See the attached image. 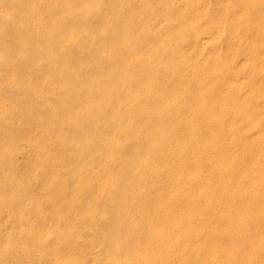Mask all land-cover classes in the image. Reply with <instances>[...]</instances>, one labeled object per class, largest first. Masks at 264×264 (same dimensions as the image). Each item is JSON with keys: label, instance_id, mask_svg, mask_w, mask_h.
Segmentation results:
<instances>
[{"label": "rangeland", "instance_id": "rangeland-1", "mask_svg": "<svg viewBox=\"0 0 264 264\" xmlns=\"http://www.w3.org/2000/svg\"><path fill=\"white\" fill-rule=\"evenodd\" d=\"M21 1V2H20ZM23 0H0V16H2V17H0V20H4L3 22L2 21H0L1 23H0V25L2 24V25H5V26H7V25H9L10 26V28H13L12 29V31H11V29H10V31L8 30V29H6V27H4V29H3V27H2V25L0 26V30H1V32L0 33H2V31H3V33L2 34H0V35H2V37L3 38H7V39H5L6 41H8V44H6V46L4 45L5 43L4 42H6L1 36H0V39L2 38V41H4L3 43L2 42H0V44L1 45H4L3 46V48L2 47H0V49L2 48L3 49V51L2 50H0V52H1V54H2V52H6L7 51V45L9 46V43H11V42H13V44H10V46H9V50L11 49V52L10 51H8V52H10L11 54H9L8 52H7V54L8 55H10L9 56V58H8V55L5 53H3L2 55V57H4V55H5V58H7V59H5V58H3V59H1V60H4L5 59V61H8V59H9V61H10V63H13V64H11L10 65V63H9V61L8 62H5L4 61V63H7V64H9V65H7V66H9V67H7V70H6V65L5 64H3L2 63V65H3V67L2 66H0V73H1V75H2V73L4 72V75L5 76H1V78L2 79H4V80H1V78H0V83H2L3 85H4V87H3V85H1L0 84V95L2 94H4V97H5V99H4V97H2V96H0L1 97V99H0V105H2V109L3 110H1V107H0V114H1V112H2V114H4V115H1L0 117L2 118H0V123L2 124H0V128H1V133H0V137H2V138H0V144H2L3 145V147H4V149L5 148H7V147H5L4 146V144L6 145V143H11L10 144V146H9V144L8 145H6V146H8V148L7 149H9V147L10 148H12V149H9L8 151L9 152H7V149H5V151L8 153V154H10V152H11V154L10 155H14V156H7V155H5V153L6 152H4V149L2 148V146L0 147V150H1V155L3 156V154H4V161L1 163L2 165H0V166H2L1 167V172H3L4 173V169L5 168H3V167H6V166H8L9 164V166L8 167H6V168H8V169H6L5 171H11V173H13V174H11L10 173V171L8 172H5V173H9V174H7V176L10 178V179H8V180H6L7 182V184L4 182L5 181V178L7 177H3V176H1V175H3V173H1L0 172V182H3V183H0V188H1V190H2V187H1V184H5L4 186H3V190L5 191H1L0 190V194L1 195H5L6 194V196H7V193H11V196L8 194V196H7V198H6V196H4L5 197V199H4V197L3 196H1L0 195V197H2L1 198V200H5L6 202H10L9 204L10 205H12V206H14V203L15 202H17V197H16V195H15V193H17V191H18V193H17V196H18V198L20 197L21 198V200L20 199H18V204H17V206H18V208L20 207V209L21 210H19L17 207H16V205H15V207L18 209V210H16V208L15 207H12V206H9V204L7 205V203H4V202H1V204H2V206H3V204H4V207H6L5 205H7L8 206V208L6 209V208H3L1 205H0V207L2 208H0V216H2V217H0L1 219L4 217H6V216H8L9 215V217L11 216L13 219H14V221H18V224L16 223V222H13V219H11L12 221H11V223H13L12 225V228L10 229V227L8 228L7 226H9V224L10 223H8V222H10V219H9V217H6L4 220L2 219V221L0 220V224L2 225H0V229H1V231H0V234L3 232V228H4V226L6 227L5 229H4V231H6V229H7V231L5 232V233H7L8 231H10L11 230V232H9L10 234H5L4 232V234L2 233V235L0 236V238L1 239H5V241H3V240H1L0 239V241H2V242H4V243H2V242H0V246H4L3 247V249L0 247V250L2 249V250H4V251H0V253H1V255L4 253L5 255L7 254L8 255V253H9V255H11V254H13V256L12 257H8V256H5L4 255V257L6 258H9V260H7V258L5 259V258H3L1 255H0V259H1V257H2V261H3V263L2 264H6V262L9 264H11L12 262H11V258H13V262L16 264L17 262L19 263V261L21 262L22 260H24V256H25V252L27 251V254H26V260H24V263L26 264V261H27V264H38V261H39V264H49L48 263V261H50V262H52L53 260H55V258L57 257V260H55V261H53V262H55V264L57 263L58 264V262L60 261V260H62V262H63V264H69V263H71V264H74V263H77V264H80V262H81V259H85V261H83L82 260V264L84 263L85 264V262H86V264L87 263H89V260H90V258H92L91 256H93V255H96V253H97V255L99 256V254L98 253H100V255L103 253H105V255H101V256H99V259H97L98 258V256L96 255V258H94L95 256H93V259H91V264H93V261H95L94 262V264H98L97 262L98 261H100L99 262V264H103V261L104 260H102V259H105L107 262H109L110 264H113V263H115V264H142V263H144V264H166L167 262V264H264V217H263V214H264V124H263V122H264V118L262 119V117L261 116H264V105L262 106L261 104H260V102L262 103V104H264L263 102H264V98L262 99V97L264 96V82L262 83V79L264 80V77H263V75H264V52H262V51H264V34L262 35V34H259V33H264V31H263V29H264V0H224V1H222L221 2V0H212L213 2H212V4H211V1L210 0H182V2L184 3H182L181 2V0L179 1V0H151L150 2H148V0L145 2V3H143L142 1H141V3H140V0H119V2H118V0H103V2H102V0L100 1V0H89L88 2H87V0H80V2H79V0H74L75 2H77L78 4H80L81 5V1H82V7L81 6H79L81 9H83L84 7L86 8L87 7V4H88V7L85 9H83V10H81V11H84L85 10V12H83V13H85L86 14V12L88 13V14H86L87 16H85V18H83L84 16L83 15H85V14H83V15H78L80 18H81V20H82V18H83V23L82 24H84V22L86 21V20H88L89 19V21L87 22V23H85L84 25H85V27H84V25L82 26L81 25V23L80 22H78V20H80V18L79 17H77L76 19H78L77 21H76V19H75V17H76V15L74 14V11L76 10V11H78V13H79V11H80V8L77 6L78 4L77 3H75V2H72V1H70V2H72V5H71V3H70V5L68 4V6L66 5V3H68L69 1L68 0H66V1H64V0H41V1H37V0H35L37 3H33V2H35L34 0H26L27 1V3H26V1L24 0V2H22ZM32 2V3H30V2ZM57 1H59V2H57ZM62 1H64V3L62 2ZM93 1V3H91V2ZM97 1H99L97 4L95 3V2H97ZM114 1V2H113ZM116 1V2H115ZM127 3H126V2ZM143 1H145V0H143ZM157 1H158V3H157ZM168 1V2H167ZM170 1V2H169ZM173 2V4H172V2ZM191 1L193 2V3H191ZM204 2V1H207V3L206 2H204V3H202V2ZM217 1H219V2H217ZM235 1H238V2H235ZM260 1V2H259ZM41 2V3H40ZM51 2V3H50ZM60 2H62L63 4H60V6H62V7H60V6H58V8H55V7H57V3H58V5H59V3ZM106 2H109V3H106ZM161 2H162V4H161ZM188 2V3H187ZM223 4V6L221 5V3ZM226 2H227V4H226ZM234 2H235V4L236 5H234ZM249 2H250V4H249ZM11 3H12V5H11ZM15 5H14V4ZM18 3V4H17ZM85 3V4H84ZM99 3H101L100 5L101 6H99ZM117 3V4H116ZM140 3V4H139ZM143 3V4H142ZM146 3H150L149 5H147V7H146ZM153 3L156 5V4H158L157 6H155L154 7V5H153ZM169 3H171V4H169ZM175 3H177L176 5H174ZM178 3H180V6L178 5ZM199 3H202L201 5L204 7H202V6H200L199 5ZM219 3V4H218ZM224 3H225V5L226 6H224ZM232 3V4H231ZM238 3H239V8H241V9H239L238 8ZM17 4V5H16ZM20 4V5H19ZM31 4H35V6L33 7ZM53 4L55 5L56 4V6L55 7H53V9H51L52 8V6H53ZM73 4H76V7H78L79 8V10H78V8H76L75 7V9H74V6H73ZM92 4H93V7L95 6V9L97 10H95V9H93V7H91L92 6ZM96 4V5H95ZM105 4H107L106 6H105ZM122 4V5H121ZM142 4V5H141ZM152 4V5H151ZM165 4V5H164ZM166 4H168L167 6H166ZM185 4H186V6H185ZM204 4H205V6H204ZM259 4H261V5H259ZM36 5H38V7H40L41 9H42V11H41V9L40 8H38ZM39 5H41V6H39ZM48 5V6H47ZM66 5V6H65ZM104 5V6H103ZM113 5V6H112ZM114 5H115V8H117V7H119V8H117V9H115L114 8ZM117 5V6H116ZM119 5V6H118ZM141 5V6H140ZM143 5H145V6H143ZM162 5V6H161ZM170 5H173V6H175V8L172 6H170ZM178 5V6H177ZM188 5H191V6H189L188 7ZM197 5V6H196ZM207 5H208V7H207ZM210 5V6H209ZM221 5V6H220ZM30 6H32V7H30ZM48 7V8H46V7ZM65 6V7H64ZM73 8H72V7ZM97 6H99V7H97ZM108 6H111V7H108ZM128 6V7H127ZM150 6V7H149ZM181 6L183 7V6H185V8L183 9H181ZM218 6V7H217ZM230 6V7H229ZM232 6V7H231ZM251 6V7H250ZM62 8L61 10H60V8ZM66 8V7H68V8H66V9H64V8ZM69 7H70V10H69ZM99 8V9H97V8ZM101 7H102V10H100L101 9ZM107 7V8H106ZM125 7V8H124ZM147 8V10H149V8L151 9V7H152V9H153V11H152V9L151 10H149V12L146 10V8ZM154 7V8H153ZM158 7H159V9H158ZM177 7V8H176ZM197 7H202V8H197ZM214 7V8H213ZM223 7V8H222ZM224 7H225V11H227L226 13H225V11H224ZM253 7V8H252ZM254 7H256V8H254ZM31 8V9H30ZM35 9V13H34V9ZM36 8H38L37 10H38V12L40 13L41 12V14L40 15H37L38 14V12H37V10H36ZM43 8L44 9H47V11L49 12V14H48V12L46 11V10H43ZM55 8V9H54ZM104 8H105V10H104ZM108 8L110 9V10H108ZM113 8V9H112ZM120 8H122L121 10H120ZM128 8V9H127ZM163 8H164V11L162 12V10H163ZM173 8V9H172ZM189 8V9H188ZM217 8V9H216ZM222 8V9H221ZM227 8H228V10H229V8H234V9H231V10H229V11H233V13H229L228 12V10H227ZM239 10H237V9ZM243 8V9H242ZM258 8H259V11H258ZM48 9H50L51 11H49ZM58 9V10H57ZM69 10V12L67 13V11ZM89 9V10H88ZM107 9V10H106ZM125 9V10H124ZM156 9V10H155ZM166 9V10H165ZM172 9V10H171ZM179 9V10H178ZM201 9H205L204 11L203 10H201ZM210 9V10H209ZM214 9V10H213ZM244 9L246 10V12H244ZM257 9V10H256ZM29 10H32V13L33 14H30V12H29ZM54 10V11H53ZM59 10H60V13H58L59 12ZM66 10V12L64 13V12H62V11H65ZM72 10H74V11H72ZM100 10V11H99ZM113 10V11H112ZM117 10H118V12L120 13V14H118V12H117ZM144 10V11H143ZM158 10V11H157ZM169 10V11H168ZM171 10V11H170ZM175 10H177V11H175ZM183 10V11H182ZM191 10V11H190ZM202 12H201V11ZM250 10V13H251V15L252 14H254L252 17L253 18H255V19H253L252 17H251V15H250V13L248 14V12L247 11H249ZM44 11H46V14H45V12ZM75 11V13L77 14V12ZM81 11H80V14H82L81 13ZM92 11H94V12H92ZM102 11V12H101ZM103 11H107L108 13H103ZM110 11H111V13H110ZM125 11V12H124ZM127 11V12H126ZM145 11L146 12H148V14L146 13L145 14ZM179 11H182L183 13H179ZM213 11L215 12L214 13V16L212 15L213 14ZM221 11L222 12H224V14H226V16L227 15H229L230 14V18H229V20H227L228 19V16H227V18H226V16H224V14H223V16L221 15V17L219 18V16H220V14H221ZM235 11V12H234ZM240 11H241V13H240ZM243 11V12H242ZM261 11L263 12V13H261ZM20 14H19V13ZM44 12V13H43ZM51 12V13H50ZM90 12V13H89ZM98 12H99V14H98ZM114 12V13H113ZM117 12V13H116ZM153 12V13H152ZM156 12H159V13H157V14H155ZM165 12V13H164ZM193 12V13H192ZM204 12H206V13H204ZM210 12V13H209ZM219 12V13H218ZM255 12V13H254ZM259 12V14H261V15H259V14H257V13ZM54 13V14H53ZM58 13V14H57ZM71 13H73L74 14V16H73V14H71ZM92 13V14H91ZM96 13L98 14L97 16H96ZM101 13V14H100ZM112 13H113V15H112ZM129 13V14H128ZM151 13V15L153 14L154 15V17H156L155 19H156V22H155V19H154V17H153V15H152V21L154 22H152L151 21V23H149V19L151 18V15H149ZM165 15H164V14ZM171 13V14H170ZM178 13V16L176 15V14ZM187 13V14H186ZM189 13V14H188ZM204 13V14H203ZM207 13H209L208 15H206ZM218 13V14H217ZM237 13V14H236ZM239 13H240V15H239ZM35 14V15H34ZM51 14V15H50ZM53 14V15H52ZM66 14H67V16H66ZM75 20H73L72 18H70V17H68L69 15ZM89 14H91L90 16H91V20H92V17H93V19H95L94 17H96V19H95V21H92L93 22V24H92V22L90 23V17H89ZM121 14H123L124 16H122ZM145 14V15H144ZM163 14V15H162ZM170 14V15H169ZM174 14H175V17H176V19H175V17H174ZM194 14V15H193ZM200 14V15H199ZM215 14H216V16H218V17H216L215 16ZM233 14V15H232ZM249 16H248V15ZM21 15V16H20ZM25 15H27V17H28V15H29V17H31V20H30V18L28 17H26ZM31 15V16H30ZM32 15L34 16V18L32 17ZM42 15H43V17H42ZM63 15H65V17H63V18H60V16L62 17ZM95 15V16H94ZM101 15V16H100ZM103 15V16H102ZM112 15V16H111ZM115 15H117V16H115ZM118 15H120L123 19H121L120 20V16H118ZM128 17H127V16ZM156 15V16H155ZM172 15V16H171ZM181 15V16H180ZM183 15H185V16H183ZM187 15V16H186ZM192 17V16H194L192 19L193 20H191L190 18V16ZM203 15V17H201ZM9 17L10 19H8L7 17ZM16 16V17H15ZM17 16H20V17H17ZM40 16V17H39ZM45 16H47L48 17V19L47 18H45ZM83 16V17H82ZM99 16V17H98ZM115 16V17H114ZM142 16H143V18H142ZM146 16V17H145ZM150 16V18L149 19H147V17H149ZM161 16H163V17H161ZM165 16V17H164ZM213 16V17H212ZM232 16H234V18H235V16H236V18H238V19H236V20H234V18L232 17ZM258 16H260V17H258ZM4 17V18H3ZM55 17V18H54ZM66 17H68V18H66ZM88 17V18H87ZM98 17V18H97ZM113 17V18H112ZM118 17V18H117ZM161 17V18H160ZM170 17V18H169ZM172 17H174V18H172ZM179 17V18H178ZM186 17H187V19H186ZM196 17V18H195ZM223 17V18H222ZM251 17V18H250ZM257 17V18H256ZM261 17H263V19L261 18ZM1 18H3V19H1ZM59 18V20H57ZM106 18V20H104ZM117 18V19H116ZM140 18V19H139ZM146 18V19H145ZM162 18H163V20H162ZM184 18V19H183ZM188 18H189V20H188ZM214 18V19H213ZM223 19V20H220V19ZM231 18H233L232 20H231ZM258 18H260V19H258ZM8 21H7V20ZM46 19V20H45ZM62 19H63V27L61 26V21H62ZM66 19H67V22H66ZM69 19H71V20H69ZM102 19V20H101ZM109 19L113 22L114 21V24L111 22H109ZM113 19H115V20H117V23H115L116 21L115 20H113ZM145 19V20H144ZM154 19V20H153ZM159 21H158V20ZM170 19H172V20H170ZM178 19V20H177ZM194 19H196V21L194 20ZM242 19H243V22H244V20L246 21V22H244L245 24L247 23V25L246 26H244L245 24H243L242 23ZM251 19V21H249ZM253 19V20H252ZM258 19V20H257ZM9 20L11 21V22H9ZM49 20V21H48ZM53 20V22H51ZM71 21L72 22V24H71V26H74L75 24V29H74V34H72V33H69L70 32V30L72 31L73 30V27H68L69 25H70V22L69 21ZM99 20H101V22L99 21ZM125 20V21H124ZM147 20V21H146ZM167 20V21H166ZM176 20L177 21H180V22H177L176 23ZM182 20H183V23H182ZM186 20V21H185ZM200 20V21H199ZM209 20V21H208ZM221 21V24H219V22ZM225 20V21H224ZM231 20V22L232 21H234V22H230L229 23V21ZM238 20V21H237ZM240 20H241V22H240ZM7 21V22H6ZM28 21H29V23H28ZM45 21H46V23H45ZM104 21V22H103ZM122 21V22H121ZM127 21V22H126ZM141 21H142V23H141ZM184 21H185V23H184ZM189 21V22H188ZM202 21H203V23H202ZM205 21V22H204ZM218 21V22H217ZM228 21V22H227ZM249 23H248V22ZM260 21V22H259ZM8 22H9V24H8ZM67 23V25L68 26H66V24L65 23ZM76 22H78V24L76 23ZM99 22H100V24H99ZM109 22V23H108ZM125 22V23H124ZM146 22V23H145ZM169 22V23H168ZM196 22V23H195ZM199 22V23H198ZM207 22H208V24H209V26H208V24H207ZM211 22V23H210ZM241 23V24H238V23ZM251 22V23H250ZM258 22V23H257ZM10 23H14V24H10ZM26 23V24H25ZM48 23V24H47ZM69 23V24H68ZM88 23H90V25L88 24ZM94 23H95V25H96V27H94L95 25H94ZM97 23V24H96ZM109 25V27H108V25ZM119 23V24H118ZM140 23H141V27H140V29L141 30H143V31H141L139 28V30L137 29V27H139V25H140ZM145 23V24H144ZM148 23V24H147ZM170 24V25H178L179 23V26H175L176 28H174V29H176V31H174L173 30V28H172V31H174V32H172L171 31V28L170 27H172V26H170V27H168L166 24ZM173 23V24H172ZM198 23V24H197ZM202 23V26L201 25H199V24H201ZM215 23H216V25L218 26V27H221L222 28V33L219 35V37L217 38V42L215 41L214 43H215V45L216 46H218V48H216V50H218L217 52H218V58H216V61H217V63H219V64H217L216 63V61L213 59V62L209 59V58H205L204 59V57H209V49H210V47L211 46H213L214 47V43H213V41L212 40H210L209 38V40H206L207 39V37H212L213 35H215V33H216V30L215 29H217L218 27L215 25ZM237 23V24H236ZM260 23V24H259ZM16 24V26H22L21 28L23 29H20V27H12V26H14ZM58 24H60V28H59V30H60V32L61 31H63L62 29L63 28H66V30H68L69 32L67 33V31H66V33H67V36H69L70 35V37L71 38H68L67 37V39L69 40V39H72V40H67L66 39V36H64L65 34H64V31H65V29H64V31H63V34L62 35H60L59 33V30H58V28L57 29H55L54 27H57V25ZM64 24H65V26H64ZM80 24V25H79ZM105 24V25H104ZM120 24H122L121 25V27L123 26V28L125 29H123V30H121L122 28H119L118 29V27H120L119 25ZM151 25V24H156L157 26L158 25H161V27L159 26V27H156V26H154V25H151V26H148V25ZM183 24L185 25V26H183ZM199 26H197V25ZM226 24V25H225ZM251 24H253V26H255V25H257V24H259L256 28L255 27H253V29H251L252 27H250L251 26ZM262 24V25H261ZM12 25V26H11ZM47 25H49L48 27H47ZM51 25V26H50ZM55 25V26H54ZM89 27H91L92 25V28H93V30L92 29H87V27L88 26ZM107 25V26H106ZM110 25L112 26V27H114V28H112V27H110ZM114 25V26H113ZM132 25V26H131ZM191 25H193V26H191ZM212 25V26H211ZM223 25L226 27L227 25V29L226 28H224L223 27ZM231 25V26H230ZM237 25V26H236ZM241 25V27H245L244 29L245 30H247V32L245 31V30H243L242 31V35H240V34H238V35H240V36H244L243 38L245 39V36L247 35V33H248V31H249V29L251 30L249 33H248V35L249 34H251V35H249V37L248 36H246V37H248L250 40L249 41H247V40H244L243 38H241V40H243L242 42H240L239 44H237V46H236V48L239 50V48L238 47H240V51H242L243 52V54H238L239 52H238V50L236 49V53H237V55H238V57L239 56H241V59L245 62V61H248V59H244L245 58V53L244 52H246V47H249V44H250V47L251 46H254V45H252V44H255V46L257 47V50L258 49H260L259 50V54L261 53V55H260V59L258 60V59H251L250 61L252 62V60L253 61H255V63L257 62V60H258V62H257V64L256 65H261V67H262V71L261 72H256L255 71V67H257L256 65H255V63H249V62H247L248 64H250V67H248L247 66V64H245L244 62H242V61H240L241 59H240V57L239 58H237V56H236V54L234 55L235 56V58L234 57H232L231 59H230V57H229V59H228V55H229V53H227V52H229L228 50H229V48L232 46V43H234V38L237 40L238 39V37L239 36H236V32L239 30H241L240 28H239V26ZM243 25V26H242ZM9 26H8V28H9ZM25 26H27L28 28H30V30H28L29 32H31V33H29L28 31H27V27H25ZM53 26V27H52ZM80 26H82V27H80V30L78 31V29H79V27ZM87 26V27H86ZM103 26H105V27H103ZM126 26H128V27H126ZM137 26V27H136ZM187 26V27H186ZM215 26L217 27V28H215ZM236 26V27H235ZM260 26V27H259ZM51 27V28H50ZM78 29H77V28ZM133 27V28H132ZM135 27V28H134ZM145 27V29H146V31H144L145 29H143ZM152 28V29H150V28ZM156 27V28H155ZM179 27V28H178ZM194 27V28H193ZM202 27H203V29H202ZM211 27V28H210ZM230 27H233V29H234V27L236 28V29H238L235 33H234V31L236 30H234L233 31V33H234V35L232 34V31L231 30H233L232 28H230ZM248 27V28H247ZM18 28L21 30V32H18V31H20V30H18ZM26 30H25V29ZM34 28V29H33ZM37 28V29H36ZM48 28H50V30H48ZM55 30H54V29ZM62 28V29H61ZM96 28V29H95ZM131 28V30H129ZM147 28H149V29H147ZM153 28H154V30H155V32H154V30H153ZM167 28H169V29H167L168 30V32L167 33H169V31H171V33L170 34H167V35H164L163 33L164 32H166L167 30L166 29ZM210 28V29H209ZM247 28V29H246ZM3 29V30H2ZM16 29H17V32L15 33H12L13 32V30L14 31H16ZM31 29H33V30H31ZM115 29H117V30H115ZM128 29V30H127ZM138 31H136V30ZM162 29H164V30H166V31H162ZM181 29H183V30H181ZM197 31V33H200V30H201V34H199V37H198V34L197 33H195V30ZM206 29V30H205ZM224 29H226V30H229V32L228 31H226V30H224ZM255 29V30H254ZM262 29V30H261ZM27 31V34H24V33H26V32H23V31ZM39 31V32H36V31ZM48 30V32L49 33H47L46 31ZM58 30V31H57ZM92 30V31H91ZM151 30V31H150ZM153 30V31H152ZM159 30V31H158ZM178 30V31H177ZM191 30V31H190ZM209 30V31H208ZM258 30H259V33H256V32H258ZM7 31H8V33H7ZM56 31V32H58L57 34H59V35H56V33H55V35H54V32ZM79 33H82L81 35H79L78 34V32ZM126 31H127V33H126ZM136 31V32H135ZM148 31H150V33H148ZM162 32V35H164V36H162L161 34H159V33H161ZM215 31V32H214ZM7 34H6V33ZM36 32L37 33V38H35L36 37V33L34 34V33ZM53 32V34H50V33H52ZM90 32V33H89ZM103 32V33H102ZM111 32V33H110ZM115 32V33H114ZM124 32V34H122ZM152 32V33H151ZM159 32V33H158ZM175 32H177V34L175 33ZM253 32H255V34L253 33ZM5 33V34H4ZM19 33H20V35H19ZM23 33V34H22ZM40 33V34H39ZM46 33V34H45ZM78 34L79 36H77L76 34ZM107 33H108V35H107ZM111 35H110V34ZM148 33V34H147ZM155 33V34H154ZM175 33V35H173ZM189 33H190V35H189ZM241 33V32H240ZM246 33V35H244ZM3 34L4 35H7L6 37L5 36H3ZM9 34H12V35H10V36H12L11 38L13 39L14 38V40L16 41V34L17 35H19V40H21V41H19L18 39V41H14V40H12L11 38L9 39ZM13 34H14V36L15 37H13ZM32 34H34L35 35V37H33L34 35H32ZM72 34V35H71ZM99 34H103V35H105L104 36V39L103 38H101L102 37V35H99ZM112 34H116V37L117 38H114L115 37V35L114 36H112ZM185 34V35H184ZM186 34L188 35V36H186ZM212 35V36H210V35ZM226 34H227V38L225 37L226 36ZM229 34V35H228ZM25 37H24V36ZM30 36V38H32V39H30V40H33V41H36V42H34V43H32L33 41H30L31 43H29V39L27 40V37H29ZM46 35V36H45ZM49 35V36H48ZM50 35H51V37H50ZM55 37V39H57V41L59 42L60 41V44H57L58 42L55 40L54 41V39L51 41V39L53 38V36ZM74 35V36H73ZM96 35H98L99 36V38H101V39H98L97 37L98 36H96ZM112 36V37H107V36ZM119 36V38H120V42H119V39H118V36ZM162 37H161V36ZM168 35H173V36H168ZM184 35V36H183ZM192 35V36H191ZM202 35V36H201ZM225 35V36H224ZM257 35V36H256ZM259 35V36H258ZM22 36V37H21ZM38 36H39V38H40V41H42V42H39L38 40ZM57 36V37H56ZM63 38H62V37ZM85 36H87V37H85ZM89 36V37H88ZM126 36V37H125ZM135 37V41H133L134 39V37ZM166 36V37H165ZM182 36V38H180ZM231 38L232 37V39H229V37ZM250 36H251V38H250ZM261 36V37H260ZM21 37V38H20ZM46 37H48V38H46ZM77 37V38H76ZM127 37H129L130 39H128ZM138 37V38H137ZM142 37L143 38H145V40L146 39H149V41L148 42H146L144 39L142 40V41H144V42H142L141 41V39H142ZM159 37L161 38L160 40H159ZM167 37H171V39L170 38H167ZM202 37H203V39H202ZM220 37H223L222 38V40H221V38ZM234 37V38H233ZM256 37V39L255 40H259V38L261 39V40H263V43H260V42H262V41H258L257 40V42L259 43V45H260V47H259V45L255 42H252V38H255ZM16 38V39H15ZM44 38H46V39H44V40H46V43H45V41L43 40ZM59 38H61V39H59ZM64 38L66 39L65 41H67V42H65V41H63L64 40ZM85 38V41H86V43H88V44H86L85 43V41L83 40ZM89 38H91V39H89ZM106 38H109V39H106ZM113 38L115 39V40H118V41H115L114 40V42L116 43V45H117V47H116V45H115V43H113ZM124 38H126L127 39V41H128V43H127V41L126 40H124L123 41V39ZM141 38V39H140ZM152 38V39H151ZM165 38H167V39H165ZM178 38H180V39H182L181 41H180V39L178 40ZM263 38V39H262ZM38 39V40H37ZM97 39V40H96ZM138 39L141 41V43L138 41ZM157 39V40H156ZM24 40H26V41H24ZM74 40H75V42H74ZM76 40H79V41H76ZM96 40V41H95ZM99 40H101L102 41V44L100 43L101 41H99ZM104 40H107V42H108V45H107V42L106 43H104ZM159 40V41H158ZM170 40V41H169ZM177 40H178V42H177ZM201 40H203V42H204V40H205V42L203 43L204 45H201V44H199V43H201ZM230 41V43H228L229 41ZM233 42H232V41ZM48 41V42H47ZM49 41H50V45H52L53 44V47L51 46V48H50V45H49ZM61 41H63V42H61ZM73 42V44H71L72 42ZM91 41V43L93 44V43H95V42H97V41H99L97 44H99V46H97L96 44L93 46H91V47H93V48H91V49H89V46L88 45H91V43H89ZM155 41H156V43H155ZM198 41H199V43H198ZM210 41V42H209ZM211 41H212V43H211ZM17 43V44H15V43ZM23 42V43H22ZM52 42H55V43H52ZM65 42V43H64ZM69 42H71V43H69ZM84 42V43H83ZM112 43V45H110L111 43ZM119 42V43H118ZM131 42V44H129ZM134 42H135V44H136V47H137V49L138 50H135L136 48H135V44H134ZM137 42H138V46H137ZM146 42V43H145ZM157 42L159 43L160 42V44H161V42H163L161 45H162V47L161 46H159L160 48H161V53L159 52L160 51V49H158L159 47H158V44H157ZM177 42V43H176ZM188 42V43H187ZM190 42H192L193 43V45H194V43L196 44L195 45V47L197 46H199L198 47V49L197 50H194L193 52L191 51L192 49L191 48H193V49H195L194 48V46H192L191 44L192 43H190ZM219 42V43H218ZM224 42V43H223ZM245 44H244V43ZM247 42H251V43H247ZM19 43H21L22 45H23V47H21L22 45L20 44L19 45ZM48 43V44H47ZM62 43H64V44H62ZM86 45L87 46V48H85L84 46V48L83 47H81V45ZM110 43V44H109ZM121 43V48H118V47H120L119 46V44ZM139 43L141 44V45H139ZM142 43H145V44H149V46L147 47V45H146V47H144V44L142 45ZM155 43V44H154ZM167 45H166V44ZM179 43V44H178ZM185 43V44H184ZM198 43V44H197ZM211 44V46L209 47L208 46V48H207V44ZM16 45V46H13V45ZM24 44H27L26 45V48H25V45ZM32 44V46H30ZM40 44H42V45H40ZM55 44V45H54ZM62 44V45H61ZM78 44V45H77ZM114 44V45H113ZM154 44V45H153ZM163 44H165V45H163ZM183 44V45H182ZM206 44V45H205ZM242 46H241V45ZM257 44V45H256ZM263 44V45H262ZM12 45V46H11ZM18 45H19V49H18ZM38 45H40V46H44V48L47 46V45H49V47L47 46V48L49 49V51L51 50V52L53 53H55L56 51H55V49L58 51V53L56 54L57 56L59 55V52H61V51H64V50H66V51H68V53L66 54V51H64V53L63 52H61L60 54L61 55H59V57L57 58V56L56 55H54V54H52V53H50V52H48V55L46 54V52L48 51L46 48V52L45 51H43L44 49H42V47H40V50H39V47H38ZM56 45H58V46H56ZM79 46L80 48H82L81 50H80V48L78 47V49H77V47L75 48V47H73V46ZM100 45H102L101 47H103V46H105V45H107V47H105V48H107V49H109L108 50V54L106 53V51H107V49H105V48H102V50H101V48L100 49H97L98 47H100ZM125 45V46H124ZM153 45V46H152ZM173 45V46H172ZM181 45V46H180ZM191 45L192 47H189V46ZM244 45V46H243ZM33 46H35V47H33ZM60 46V47H59ZM62 46V47H61ZM113 46H115V47H113ZM141 46H143V47H141ZM151 46V47H150ZM164 46H165V48H164ZM167 46H168V48H167ZM189 47L190 48V51H189V49L187 48V47ZM201 46V47H200ZM206 46V47H205ZM215 46V47H216ZM219 46H222V48L221 47H219ZM228 48V49H226V47ZM4 47H7V48H5V50H4ZM12 47H13V49H12ZM15 47H17V49H14ZM97 47V48H96ZM126 47H127V49H129V50H125L126 49ZM129 47V48H128ZM141 47V48H140ZM149 47L151 48L150 49V52L148 51L149 50ZM177 47V48H176ZM188 49V50H186V48ZM214 47V48H215ZM244 48V50H243V48ZM21 48V49H20ZM29 48V50H28V54L30 55V50H31V52L34 54L35 52H40V51H42V52H40V53H36V54H39V56L42 58V59H40V57L38 56V58L41 60H38V58L36 57L37 55L36 54H34L35 55V57H36V61H35V57H33V59H34V61L32 60V57L31 56H33V54L32 55H30V57L31 58H29V57H27V56H29L27 53H26V58H27V61H25V59L23 60L22 59V56L25 54L24 52H27L26 50ZM37 48V50L35 51V49ZM72 48H75V49H72ZM96 48V50H100V51H98V52H102V54L104 55V53L106 54V55H108V56H104V58H106V60L102 57L103 55L101 54V53H99V54H101V59L99 60V58H98V55H97V53H96V50H94ZM115 48V49H114ZM123 48V49H122ZM146 48H148V49H146ZM180 48H183L182 50L183 51H181V49ZM185 48V49H184ZM199 48H201L200 50H199ZM213 48V49H214ZM222 49V50H220V49ZM263 48V49H262ZM25 50V51H21V50ZM70 49V50H69ZM72 49V50H71ZM78 50V52H76L77 50ZM94 50L93 52H91V53H89L87 50ZM104 49V50H103ZM112 49V51L114 50V52H112L111 51V56L112 57H114L115 56V58H111L110 57V50ZM118 49V50H117ZM121 49V50H120ZM131 49V50H130ZM143 49V50H142ZM144 49H146L145 50V52H146V54H145V52H143L144 51ZM155 49H156V51L157 52H154L155 51ZM202 49H204L205 51H203ZM208 49V50H207ZM211 49H212V47H211ZM212 49V50H213ZM12 50H14V51H12ZM15 50H16V52H15ZM54 50V51H53ZM61 50V51H60ZM73 50H75V51H73ZM106 50V51H105ZM126 51V52H124V51ZM134 50V51H133ZM140 50V51H139ZM152 50H154V51H152ZM165 50H167V51H165ZM174 50V51H173ZM207 50V51H206ZM215 49L213 50V52L214 51H216ZM227 52H226V51ZM17 51H21L22 53H23V55L22 54H20L21 52H19V53H17ZM35 51V52H34ZM73 51V52H72ZM104 51V52H103ZM117 51V52H116ZM129 51L131 52V53H129ZM135 51H136V53L138 54V53H141V52H143L144 54H145V56L146 55H148V56H151V55H153V54H158V52H159V54L157 55L158 56V58H157V56L155 55H153L154 57H156V59L152 56V57H144V54H143V58H145L144 60L143 59H141V57L140 56H142L141 54L138 56L136 53H135ZM182 52V53H180V52ZM185 51H189L190 52V54H191V56L189 55V53L188 52H186L185 53ZM197 52V54L199 55V52H203V53H205L204 54V56L203 55H199V57H201V56H203V58L201 57L200 59L198 58V56L196 57V52ZM221 51V52H220ZM222 51H224V52H222ZM13 52H14V54H18L17 56H20V55H22L21 57H20V59H19V57H17L16 55H13V58H16V60L14 61V60H12L10 57L12 56V54H13ZM45 52V54H44V56H43V54L42 53H44ZM69 52L71 53H74L73 55H72V53H71V55L69 54ZM88 52V53H87ZM94 52H95V54H96V61L92 58V57H94V56H92L91 57V59H88V57L90 58V56L91 55H93L94 54ZM121 52H122V56H123V54H125L124 55V57L129 53V54H133V56H138L137 58L138 59H141L142 61H145V64H148V63H150V62H152V63H150V64H148V65H143L142 66V64L140 63V62H142V61H140V62H138V60H137V58L136 57H134L135 58V60H136V62H137V64H136V62L133 60H131L132 59V55H129L128 54V56H129V60H126V59H128L127 57L128 56H126V58L125 59H123V61L125 60V61H129V63L130 62H132V63H130V65H134V66H136V67H134L133 65V67L134 68H136V69H138V67L140 66L141 67V69H143V70H139V73H138V71L136 72V74L134 73L135 71H134V69L132 68V70L134 71H132L131 70V68H130V66H129V64L128 65H126L125 63H124V65H122L123 63H122V60L120 61L119 59L121 58L122 59V56L120 55L121 54ZM148 52H149V54H148ZM154 52V53H153ZM77 53V54H76ZM93 53V54H92ZM127 53V54H126ZM150 53H151V55H150ZM183 53H184V55H183ZM192 53H193V55H194V57H192ZM195 53V54H194ZM200 53V54H201ZM202 53V54H203ZM220 53V54H219ZM227 53V56L225 55ZM263 53V54H262ZM20 54V55H19ZM41 54V55H40ZM63 54V55H62ZM90 54V55H89ZM113 54H114V56H113ZM116 54V55H115ZM117 54H118V56H120V58H118V62L116 61V56H117ZM136 54V55H135ZM175 54H176V56L177 57H179V59L178 58H176V56H175ZM186 54H188V55H186ZM224 54V55H223ZM7 55V56H6ZM46 55V56H45ZM52 55V56H51ZM53 55L55 56V57H53ZM66 55V56H65ZM83 55H85V57L83 56ZM87 55H89L88 57H87V59H86V56ZM178 55H180V56H178ZM186 55V56H185ZM206 55V56H205ZM208 55V56H207ZM222 57H221V56ZM244 55V56H243ZM49 57V59L52 57V61L54 60V58H55V60L54 61H58L57 62V64L61 67L63 64V66L66 68V66L67 67H69V68H71L72 67V63H73V65L75 66L76 65V67H75V72L77 71V73H78V71H80L81 70V72L80 73H75L74 71H73V67H72V69H69V68H66L67 69V72L66 73H64V74H58L59 76L57 77L58 79L60 78V76H61V78H60V80H64V79H62V78H65V77H73V79H72V77L70 78V79H72V80H69L68 78H65V80L64 81H60V82H58L57 81V78H56V75H57V73L59 72V73H63L64 72V70H65V68L63 69L62 67H61V69H60V67L58 66V65H54V64H56L54 61H53V63H52V61H51V64H50V61H49V63H48V60H46V64H45V59H47L48 57ZM61 56H62V61H61V63H62V65H60V63H59V58H61ZM69 56V57H68ZM70 56H71V58H70ZM73 56V57H72ZM75 56L77 57V58H75ZM117 56V57H118ZM183 56V57H182ZM188 56V58H189V60H188V58H185V57H187ZM224 56V57H223ZM263 56V57H262ZM44 57V58H43ZM45 57H47V58H45ZM79 57V58H78ZM111 58V61L108 63V65H112V60L114 61L115 60V63L116 64H114V62H113V64H114V67H115V65H117L119 62H121V65H119L118 64V66H123V67H121V69L123 70L124 68V70L122 71V70H120L119 68L120 67H115V68H113L112 69V67L110 68V70L113 72V73H115V72H117V70L119 69V71L117 72L118 74L116 75V79L115 78H113L114 76H115V74L113 75V73L111 72H109V71H107L106 72V70L108 69V67H107V69H105L106 67L104 66V63H105V61H108L107 59L108 58ZM123 57V58H124ZM130 57H131V59H130ZM191 57H192V59L193 58H195V59H199L200 61V63H202L204 60V64L202 65V64H200L199 62H197L196 60L195 61H193L192 59H191ZM219 57H221V58H219ZM244 57V58H243ZM0 58H1V56H0ZM23 58H25L24 56H23ZM57 58V59H56ZM64 58V59H63ZM73 58V60H75L74 62L75 63H78L77 61L80 59V58H83V62H81V59L79 60V62H81L82 63V65H80L81 63H78V65L77 64H75L74 62H73V60L71 61L70 59H72ZM147 58H151L150 59V61H146L147 60ZM170 58V59H169ZM173 60H172V59ZM185 58V59H184ZM227 58V60H226V63H227V65H226V63H224V66L228 69V66H229V63H230V66H229V68L230 69H226V68H224L223 69V62L221 61V60H225ZM28 59H30V63L28 64V65H26V62H28ZM66 59H69L68 61H71L70 62V65L68 64L69 62L66 60ZM78 59V60H77ZM86 59V60H85ZM105 60L104 61V63H102L103 61H101V60ZM153 59V60H152ZM155 59V60H154ZM157 59H158V61H157ZM165 59H167V60H165ZM168 59H169V63H172V64H170L169 65V63H168ZM203 61H202V60ZM209 59V61H210V63L209 64H211V66L209 65V67H208V69H206L207 68V66H208V64L207 65H205V63H206V60H208ZM233 59H236V60H234V62L235 61H237L238 62V64H245L244 66H242V65H236L237 64V62H236V64L233 62ZM263 59V60H262ZM17 60H20V61H17ZM89 60H92L91 62L89 61ZM93 60L95 61L94 63H96L97 61H99V62H101V63H99L98 62V64L96 63L95 65L97 66V65H99V67L97 66V68H98V70L95 68L96 66L93 64ZM110 60V59H109ZM164 60V61H163ZM172 60V61H171ZM177 60V61H176ZM180 60L182 61V62H180ZM223 60V61H224ZM261 60V61H260ZM22 61V62H21ZM37 61L40 63V65H41V63H42V66H43V63L45 64V66H46V68L43 66V68H45V74H44V72L42 73V70H40V65H38L37 64ZM64 61V62H63ZM86 61H88L87 63H86ZM154 61H156L155 63H154ZM183 61H184V63H183ZM186 61V62H185ZM188 61V62H187ZM197 62V63H199V66L198 67H195L193 64H196V63H189V62ZM209 61H207V63L209 62ZM219 61V62H218ZM221 61V62H220ZM236 65V68L237 69H235V68H233L234 66H233V64H232V62ZM15 62H17L18 64L20 63L21 64V66H23V67H25V68H27L28 66H30L31 65V63L33 62H35L36 64H33L34 66H31V69H32V67L35 69V65L37 66L36 68L37 69H32V70H34L35 72H37V77H34L36 74H32L31 73V69H25V70H27V71H24V69H22V68H20V64L17 66V63H15ZM65 62H67V64L65 63ZM134 62H135V64H134ZM148 62V63H147ZM159 62V63H158ZM161 62V63H160ZM167 64H166V63ZM261 62V63H260ZM0 63H1V61H0ZM22 63H24V65H22ZM47 63L52 67V66H56V67H59L58 69H60V70H57V68L56 69H54L55 67H53V69L49 66V65H47ZM86 63V64H85ZM89 63V64H88ZM138 63L139 64H141V65H138ZM144 63V62H143ZM162 63H164V65L162 64ZM183 63V64H182ZM222 65H221V64ZM259 63V64H258ZM85 64V65H84ZM101 64V65H100ZM157 64V65H156ZM158 64H160L161 65V67L162 66H164V67H162L163 69H159V68H161L160 67V65H158ZM169 67H166L165 68V66L166 65ZM179 64V65H178ZM182 64V65H181ZM186 64H188V65H185ZM191 64H192V67H190L191 66ZM216 65L217 64V67L216 66H214V65ZM1 65V64H0ZM12 65H13V67H12ZM16 65V66H15ZM26 65V66H25ZM66 65V66H65ZM83 65L84 66H86V67H84L86 70H88L89 71V73H88V71L86 72V70L84 71L81 67H83ZM128 67H126V66ZM154 65V66H153ZM171 65H172V69H171ZM198 65V64H197ZM196 65V66H197ZM202 65V67H206L205 69L207 70H205V73H206V76H205V73L204 72H202V70H201V68H200V66ZM205 65V66H204ZM253 65H255V66H253ZM49 66V67H48ZM71 66V67H70ZM125 66V67H124ZM131 66V67H132ZM153 66V67H152ZM157 66V67H156ZM159 66V67H158ZM178 66H179V68H178ZM219 66H221V67H219ZM231 66H233V67H231ZM238 66V67H237ZM240 66V67H239ZM38 67H40V68H38ZM140 67H139V69H140ZM143 67V68H142ZM151 68L150 70H149V68ZM155 67V68H154ZM186 67H189L188 69L186 68ZM195 67V68H194ZM219 67V69H216V68H218ZM245 67V68H244ZM246 67L247 68H249V69H252V70H249V69H246ZM254 67V68H253ZM11 68H13V70L11 69ZM17 68H19V69H17ZM43 68H41V69H43ZM47 68H48V71H46L47 70ZM51 68V69H50ZM79 68V69H78ZM95 68V70H97V71H95V72H97V74L98 75H95L94 76V74H96V73H94V71L92 70V69H94ZM103 68H104V70H103ZM117 68V70L115 71V69ZM127 68V69H126ZM130 68V69H129ZM154 68V69H153ZM174 68L176 69V70H174ZM182 68V69H181ZM186 70L187 69V72L185 73V76L186 75H188V76H184L183 75V73H184V69ZM192 68H194V69H197V70H194V69H192ZM211 68V69H210ZM233 68V69H232ZM241 68H243V70L241 69ZM10 69V70H9ZM19 70V72H18V74L20 73V71H21V69L23 70V71H21V73H20V75L18 76V74H15L14 75V72L16 71L17 72V70ZM68 69H69V73H68ZM92 70L93 72L92 73H90V70ZM132 72V75H131V72L129 71V70ZM155 69H159L157 72H155L156 70ZM166 71H165V70ZM190 69V70H189ZM226 69V70H225ZM239 69V70H238ZM245 69H246V71H245ZM44 70V69H43ZM49 70H50V72H49ZM53 70H54V72H53ZM61 70H63V71H61ZM73 72H72V71ZM109 70V69H108ZM128 70V71H127ZM146 70V71H145ZM162 70V71H161ZM164 70V71H163ZM179 70V72L180 71H182V72H177ZM184 70V71H183ZM188 70L189 71H194L193 73H191V72H189L188 73ZM200 70V71H199ZM210 72H209V71ZM219 72H218V71ZM225 70V71H224ZM229 70H231V73L229 72ZM234 70H236V72L234 71ZM237 70L239 71V72H237ZM8 71V72H7ZM28 71H30V72H28ZM34 71H32V72H34ZM39 71H41V73H40V75H39ZM51 71L55 74V72L56 71H58L55 75L52 73V77L54 78V76H55V78L56 79H53L50 75L51 74H48V72L49 73H51ZM66 71V70H65ZM105 72V74L103 75L102 74V72ZM125 71H126V73H125ZM149 73H148V72ZM167 71L169 72V73H167ZM173 71V72H172ZM174 71H176V72H174ZM203 71H204V69H203ZM220 71H221V73H222V75H220ZM222 71H224L225 73H226V75H224V72H222ZM233 71V72H232ZM242 71V72H241ZM246 72V74H248V75H246L245 74V72ZM256 73H255V72ZM13 72V73H12ZM25 72V73H24ZM29 73L30 75L32 74L33 75V77H32V75L31 76H27L28 74H26V73ZM70 72H72L71 74H76V75H78V76H75V75H71L70 74ZM85 74H89V75H85L84 76V73ZM100 72H101V74H100ZM121 72H123V73H121ZM130 74H129V73ZM142 73V75H141V73ZM153 72H155L154 74H153ZM160 72H161V74H160ZM173 73V74H171V73ZM199 74H197V73ZM228 72V73H227ZM252 72H254L255 74H253ZM8 74V78L6 77V74ZM13 75H11V74ZM22 73H23V75H22ZM70 74V75H68V74ZM83 73V74H82ZM110 75H109V74ZM128 73V74H127ZM137 73H138V75H137ZM151 73H152V75H154V77H156V79L151 75ZM163 73H165V74H163ZM179 73V74H178ZM182 73V74H181ZM194 73L196 74L195 75V77H194ZM204 73V76H202V74ZM210 73V74H209ZM214 75H213V74ZM216 73V74H215ZM236 73V74H235ZM261 73V74H260ZM43 74H44V76H43ZM66 74H67V76H66ZM113 76H112V75ZM121 74H122V76H121ZM123 74H124V77H123ZM127 75V77H126V75ZM137 76V77H139V74L142 76V77H144V74H146L145 76H148V74L150 75V76H152L153 78H151L150 76H149V78H151V80H153V82L151 81V80H149V78L148 77H146L145 79H143L141 76V78L139 77L138 79V81H136V79H137V77L135 76V75ZM157 74V75H156ZM162 74L164 75V77H162ZM168 74H169V76H168ZM177 74H178V76H177ZM201 74V75H200ZM217 74H218V76H217ZM229 74H230V78H229ZM233 74V75H232ZM244 74V75H243ZM251 74H253L252 76H251ZM260 74V75H259ZM11 75V76H10ZM24 75H26V77L24 76ZM48 75V76H47ZM81 75V77L79 78V76ZM102 75V76H101ZM111 76L113 79H115L116 80V82L118 83V82H120L122 79V81L123 82H120L121 83V85L122 84H126V83H124V82H126V80H127V84L125 85V86H118V85H120L119 83L118 84H115L114 83V80H111L112 78H108L107 79V76ZM133 75H134V77L136 78L135 80L133 79V78H131L130 79V77L129 76H131V77H133ZM160 75V76H159ZM174 75H176V76H174ZM184 76V79H182L183 77L182 76ZM192 75V76H191ZM198 75V76H197ZM211 76L212 78H213V80L211 81V78H207V76ZM232 75V76H231ZM249 75H250V77H249ZM259 76V78L258 79H256L257 77L256 76ZM15 76V77H14ZM16 76H18L17 77V79H16ZM25 77V78H23V77ZM39 76H41L40 78H38ZM64 76V77H63ZM76 78H75V77ZM82 76H84V77H86V78H84V80L82 79L83 77ZM96 77L98 80L99 79H101L103 76V79H102V81L101 80H97L96 78H94V77ZM99 76V77H98ZM100 76H101V78H100ZM106 76V77H105ZM108 76V77H109ZM159 76V77H158ZM172 76V77H171ZM181 76V79L179 78ZM191 76V77H190ZM201 78H200V77ZM217 76V77H216ZM221 76V77H220ZM228 76V77H227ZM256 77V78H254V77ZM10 77H12V78H10ZM13 77H14V79H13ZM30 78V80L31 81H28L27 82V80H29V78ZM123 77V78H122ZM161 77V78H160ZM165 77H167L166 79H167V81H168V83H166L167 81H165ZM169 77H170V79H169ZM176 77H177V80H178V82H176V81H174L175 79H176ZM189 77H190V79H189ZM205 77V78H204ZM223 77V78H222ZM227 79V78H229V79H231V80H233V81H231V80H226L225 78ZM233 79H232V78ZM252 77V78H251ZM262 77V78H261ZM22 78V79H21ZM28 78V79H27ZM38 78V79H37ZM43 79V78H48L47 80L46 79H44V80H42V82H41V80L40 79ZM52 78V79H51ZM75 78V79H74ZM107 79V81L109 82V85H110V83L111 82H113V85L115 84V86L117 85L118 87V89L117 88H114L113 90H115V92H116V97H114V99L116 100V101H118V99H119V102H114L115 100L114 99H112V98H108V97H103L104 95L106 96V94L108 95V93L109 92H111L112 91V88L113 87H115V86H111L110 85V87L108 88L107 86H108V82L107 81H105V79ZM119 78H122L120 81H119ZM158 78H160L159 80H158ZM164 80H163V79ZM179 78V79H178ZM194 80V82H195V80H196V82H197V84L196 83H194V82H192L194 85L191 87V83H190V81H192V79ZM195 78V79H194ZM197 78V79H196ZM219 78V79H218ZM11 79H12V81H14V83H12L11 82ZM23 79H24V81H25V79H26V81L25 82H21V81H23ZM32 79H36V80H32ZM49 79H51V80H49ZM86 79V80H85ZM93 79H95L96 80V82L98 83V85L96 84V82H95V80H93ZM117 79H118V81H117ZM141 79H143V80H141ZM187 81H186V80ZM189 79V80H188ZM203 79V80H202ZM207 79H208V81H207ZM222 79V80H221ZM223 79L225 80V81H223ZM15 80H17V81H15ZM49 80V81H48ZM53 80V81H52ZM56 82H55V81ZM91 80V82L93 83H95V84H92L91 82H88L87 83V81H90ZM93 80V81H92ZM130 80H133V81H131L130 82ZM140 80H141V82H140ZM149 80V81H148ZM155 80V81H154ZM185 80V83H183V81ZM200 80H201V83H199L200 82ZM218 80V81H217ZM240 80V81H239ZM247 80V81H246ZM261 80V82H259ZM23 84L22 86L24 87V89L25 90H27L29 87L27 86V85H30L29 84V82L30 83H35V85H36V82H38V81H40V83L42 84V85H40L39 83H37L38 85H40V86H44V87H47L46 85H44L45 84V82H48V83H46L47 85H50V86H48L47 88H40V86H39V89L40 90H35V89H37V87H38V85L37 86H35L34 84L32 85V87L30 86V91H29V89L24 93V95L27 93L28 94V96L26 95V96H24L23 95V93H21V92H18V91H22L21 89L23 88V87H21V83ZM33 81V82H32ZM50 81H52V82H50ZM83 81H86V84H85V82H83ZM105 81V82H104ZM143 81V82H142ZM144 81H146V82H144ZM151 81V82H150ZM158 81V82H157ZM163 82V83H161V82ZM165 81V82H164ZM172 81V83H170V82ZM179 81H180V83H181V85L179 84ZM210 81H211V83H212V85H210L209 86V83H210ZM216 81V82H215ZM219 81H223V82H219ZM229 81H231L230 82V84L229 83H227V82ZM235 81H238V83L236 82L235 83ZM250 83H249V82ZM6 82H9V83H6ZM12 84H14V85H12L11 87H10V85H11V83ZM15 82H18V84L17 83H15ZM28 84H27V83ZM43 82H44V84H43ZM56 84H55V83ZM63 82H66V84H64ZM100 82V83H99ZM101 82H103V83H107V86L105 85V84H103L104 86H106L107 87V90L105 91V89H106V87H104L102 84H101ZM129 82V83H128ZM132 82H135V83H133V84H131ZM137 82H140L139 84L137 83ZM147 82H149V83H147ZM154 82H155V84L158 86H154V88H153V85H154ZM190 84H189V83ZM203 82H205L203 85H202V83ZM259 82V83H258ZM27 85H26V84ZM50 83H52V84H50ZM142 83V84H141ZM146 85V83H147V85H146V87H144V84ZM159 83H161L160 85H159ZM226 83V84H225ZM240 83H241V85H240ZM260 83H262V85L260 84ZM5 84H10V85H8L9 86V88L5 85ZM18 85V87L19 88H21V89H19L18 87H16L15 85ZM19 84H20V86H19ZM66 85L65 86V90H67V89H69V91L67 90V92L66 91H62V89H64V87H62L61 86V91L63 92H61L60 90H59V86L60 85ZM84 84V85H83ZM112 84V83H111ZM129 84V85H128ZM149 84V85H148ZM153 84V85H152ZM169 84V85H168ZM171 84V85H170ZM174 84H177V85H174ZM187 84L191 87V89H192V91H190L191 89L190 88H187L186 89V86H187ZM228 84V85H227ZM238 85V86H236V85ZM250 84V85H249ZM28 87V88H26V86ZM51 85H52V87H53V85L55 86V88H53L52 89V87H51ZM80 85H83V87H81ZM131 85L134 87V85L136 86V87H132L131 89H130V87H131ZM173 85V86H172ZM196 85H198V86H196ZM219 85V86H218ZM239 85H240V87H241V89H239L240 87H239ZM249 85V86H248ZM257 85V87L255 88V86ZM2 86V87H1ZM5 86H6V88L8 89V93L6 92V89H5ZM13 86H15V88L13 87ZM99 86V87H98ZM100 86H103L102 87V89L100 88ZM127 86V87H126ZM138 86H142V87H144L145 89H143V88H139ZM150 86H152V87H150ZM165 86V87H164ZM168 86H171L170 87V89L172 88V87H174L175 88V90H174V88L173 89H171V91L172 92H170V89H169V87ZM176 86V87H175ZM183 86V88H184V90H183V88H181V87ZM189 86H187V87H189ZM204 86V87H203ZM226 88V90H225V88ZM34 87H36V88H34ZM49 87H51V88H49ZM58 87V88H57ZM78 87V88H77ZM87 88V89H85V88ZM94 87V88H93ZM127 89H126V88ZM138 87V88H137ZM160 87V88H159ZM162 87L164 88V89H162ZM180 87V88H179ZM198 88V90L196 89V91H195V89L194 88ZM211 87V89H210V91H209V88ZM216 87V88H215ZM239 87V88H238ZM19 89V90H17V89ZM31 88H33L35 91L33 92V90H31ZM76 88V89H75ZM96 88V89H95ZM99 88H100V92H99ZM122 88H124L123 90H122ZM148 88L150 89V90H148ZM153 88V89H152ZM166 88V89H165ZM213 88V89H212ZM220 88V89H219ZM222 88H224V89H222ZM229 88H231V89H229ZM233 88V89H232ZM235 88V89H234ZM238 88V89H237ZM2 89H5V90H2ZM12 89V90H11ZM16 91H15V90ZM51 89V90H50ZM56 89V90H55ZM58 89V90H57ZM71 89H72V91H71ZM84 90L85 92H86V90L88 91V93L86 92L85 94H83V97H85V95L87 94H89L90 96L88 97L87 95V97H85V98H82V96H80L81 95V92H79L80 90ZM104 89V90H103ZM117 89V90H116ZM131 91H130V90ZM139 89H141L140 91H139ZM143 89V90H142ZM177 89H179V90H177ZM194 89V90H193ZM201 89V90H200ZM251 91H250V90ZM12 92H14V93H12ZM25 90H23L22 92H24ZM47 90V91H46ZM50 90V91H49ZM73 90H75V92L73 91ZM78 90V91H77ZM82 90V91H83ZM98 90V91H97ZM110 90V91H109ZM118 90H119V92H121V93H123V95L121 94V93H119L118 92ZM137 90H138V92H137ZM184 91L183 93H182V91ZM189 90V91H188ZM207 90V91H206ZM217 91V93H216V91ZM230 90V91H229ZM233 90H235V91H233ZM247 90V91H246ZM248 90H249V92H248ZM32 91V92H31ZM84 91L82 92V93H84ZM93 91V92H92ZM102 91H103V93H102ZM127 91H130V92H128L127 93ZM136 91V92H135ZM143 91H146V93L145 92H143ZM147 91H149V92H147ZM157 91V92H156ZM181 93H180V92ZM185 91L187 92V93H185ZM202 91V92H201ZM209 91V92H208ZM231 91H233L232 92V95H231ZM240 91V92H239ZM247 93H246V92ZM256 91V92H255ZM11 92V93H10ZM18 92L19 93V95L18 96H20V98L19 97H16V93ZM35 92H36V94H38V97L40 98V100H39V98H37L36 97V95H35ZM48 92V93H47ZM77 95V92H78V98L79 99H77L76 100V98H77V96L76 95H74V93ZM95 92V93H94ZM105 92V93H104ZM119 93V95L121 94V96H119L118 95V93ZM124 92L126 93L125 95H124ZM133 92V93H132ZM141 92V93H140ZM168 92H170V93H168ZM188 92H190L189 94H192L191 92H193L194 94H192L193 95V99H192V96L191 95H189L188 94ZM198 92V93H197ZM213 92V93H212ZM241 92H242V94H241ZM254 92V93H253ZM261 92H263V93H261ZM17 93V94H18ZM32 94V96H34V97H32L30 94ZM72 93V94H71ZM90 93H92V94H90ZM129 93H131V95H127V94H129ZM136 93V94H135ZM148 93H150V95L148 94ZM163 95H162V94ZM246 94V95H244V94ZM257 93V94H256ZM70 94H71V98L70 99H68L69 97H70ZM80 94V95H79ZM99 94V95H98ZM110 94V93H109ZM114 94V91L111 93V95H113ZM139 94V95H138ZM143 94V95H142ZM160 94L161 96H162V98H160V97H158V95ZM170 95V97H169V95ZM173 94H175L174 96H173ZM177 94V95H176ZM180 94V95H179ZM186 94H187V97H186ZM216 94V95H215ZM218 94V95H217ZM237 94V95H236ZM254 94V95H253ZM21 95H23L22 96V98H21ZM29 95H30V97L32 98H30L29 97ZM53 95V96H52ZM60 95V96H59ZM96 95V96H95ZM103 95V96H102ZM111 95H109V96H111ZM115 95H113V96H115ZM117 95L119 96L118 98H117ZM136 95H138V98H137V96ZM165 95L167 96L165 99L163 98V97H165ZM171 95H172V98H171ZM197 95H200V96H202L201 98H199L200 96H197ZM208 95V96H207ZM233 95H235V97H238L237 99L233 96ZM249 95V96H248ZM18 99H21V100H16V98ZM42 98H41V97ZM52 96V97H51ZM59 96V98L58 99H55V97H58ZM74 96H76V97H74ZM93 96H94V98H93ZM97 96L99 97V99L97 98ZM112 96V97H113ZM124 96V97H123ZM133 96H134V100H135V102H134V100H132L133 99ZM141 96V97H140ZM241 96V97H240ZM251 96H252V99L253 100H251ZM261 96V97H260ZM27 97H29L30 98V100L29 99H27ZM37 98V100H36V98ZM60 97H64V98H60ZM92 98V102H94L95 103V105H94V103H92L91 102V98ZM155 97H158V98H160V99H158V98H155ZM177 97H179V98H177ZM219 97H221V98H219ZM226 97H228V98H226ZM234 97V98H233ZM248 97V98H247ZM8 98V99H7ZM13 98L15 99V101L16 102H14V101H12L13 100ZM27 100H25V99ZM51 98H53V99H55V102L56 103H53L54 102V100L53 99H51ZM73 98H74V100H73ZM81 98V99H80ZM95 98H97L98 99V103L97 102H95V101H97V99H95ZM103 98H105V99H103ZM106 98L108 99V100H106ZM124 98V99H123ZM142 98V99H141ZM156 100V102H155V100ZM175 98H177V101H176V99ZM241 98H243V99H240ZM261 98V99H260ZM22 99L24 100L23 101V103L24 102H26V103H31V100H32V102H33V99L37 102H35L34 101V103H35V105L37 104H39V107H41V102H43V101H46V102H44V103H46L47 105H48V103H49V105L50 104H52V105H54L55 106V109H54V107L51 105V106H49L48 105V107H46L48 110L47 111H49V109H50V107H52L51 109H50V111L49 112H51V110L53 109V112L55 111V110H57V112L55 111V113L57 114H55V113H52V114H54L53 116H56L57 118H58V116L61 118V123L64 121V124H65V122H66V124H68L69 122H70V120L71 119H73V117H75L76 119H78L77 117H79V116H76V115H78L77 114V112L75 113V109H76V107L78 108L77 110H78V112H80V114L79 115H81V114H83V112L88 108V110L89 109H91V112L90 111H87L86 110V112L87 113H85L84 112V115H81L80 117H79V120H77L76 121V119L75 120H73L74 121V123H73V121L71 120V125L73 126V128L75 127L76 128V126H77V130H78V128H79V124L77 125V123H80L82 120H84V119H86V123H84L85 122V120H84V122L83 123H81V125H80V127L81 128H79V130L78 131H80V130H82L84 127H85V129H83V131H81V132H79V133H81L82 135L83 134H85L86 132L85 131H87V129H89V131H87V132H90V130L91 131H94L93 129H94V125L95 126H104L105 127V125H106V127L108 126V128H109V132H108V129L105 127V130H104V128H103V126L101 127H96L97 128V132H98V134L100 135V137L98 136V134L96 133V130H95V132H91L90 134H93V136H94V134H95V136L97 135V137L99 138V140L100 141H98V138L96 137V139H95V136H94V138H92L93 136L91 135V137H90V134H85V136L86 135H88V140H89V142L91 141V140H95V141H92V144H91V147H89L90 146V144H89V142L88 141H86V139H85V142L83 141L84 139H82V137L83 136H80V137H78V134H77V130L76 129H73L72 128V126H70L71 127V129L69 128V126L67 127V125L65 124V128L67 127V129H65L64 130V128H62L63 127V125H61V123H60V125L59 124H57V123H59V120H60V118H53V119H55V121L57 120V123L56 122H54L53 121V119L51 118V117H53L52 115H51V117H50V113H48V112H46V109H45V105H44V103H42V107L41 108H43L42 110L43 111H45L44 112V114L45 113H48L49 114V116H48V114H47V116H44L43 114L42 115H40V114H36V117L37 118H39L40 119V117L42 116L43 117V119H42V117H41V121H39V119L37 120V124H35L36 123V119L33 117V113H34V115H35V113L36 112H39L40 111V113H43V111L41 110V108H39V110H38V108H36V112H34L35 111V109L34 108H31V107H35V106H33V104H30L31 106H30V108L32 109V116L29 114L30 112H31V109H30V111H29V108L27 109V107L25 106H23V105H25V103L22 105V108H18V107H20L18 104H20L21 102H22ZM44 99V100H43ZM51 99V100H50ZM59 99H62V100H60V102L62 101V103L64 102V105L62 104V106H59V105H61V103L59 102V101H57V100H59ZM65 99H68V100H70V102L68 101V103H67V101L65 100ZM71 99L73 100L72 102L74 103V105L76 106V107H72V106H74V105H70L72 102H71ZM84 99V100H83ZM87 99V100H86ZM130 100L129 101V103H127V101L128 100ZM168 99H170V100H168ZM173 99V100H172ZM175 99V100H174ZM181 99V100H180ZM225 99L228 101V103L225 101ZM230 99V100H229ZM2 100H3V102H2ZM43 100V101H42ZM51 102H50V101ZM65 100V101H64ZM76 100V101H75ZM80 100H82V101H79ZM86 100V102L88 101H90L91 103H88L87 102V104L86 103H81V102H84ZM100 100H102V102L100 101ZM104 100V101H103ZM110 100V102H108ZM114 100V101H113ZM137 100V101H136ZM141 100V101H140ZM144 100V101H143ZM158 100V101H157ZM186 100V101H185ZM256 100V101H255ZM78 101V102H77ZM111 101H113L114 102V104H115V106H116V108L114 109V105L112 106L111 104H113ZM123 101H125V103L123 102ZM151 101H153L154 103H153V105H152V102ZM167 101V102H166ZM171 102V104H170V102ZM199 103H198V102ZM205 101V102H204ZM245 101L247 102V103H245ZM257 101L259 102V103H257ZM18 102V103H17ZM48 102V103H47ZM57 102H58V104H57ZM75 102H77V103H75ZM105 104H104V103ZM106 102H108V105L106 104ZM121 102V103H120ZM137 102V103H136ZM141 102V103H140ZM150 102V103H149ZM242 102V103H241ZM14 103V104H13ZM60 103V104H59ZM65 103H67V104H69L70 105V107H72V109H70L68 106H65ZM72 103V104H73ZM97 103V104H96ZM111 103V104H110ZM122 103H124L125 104V106H126V109H125V106H124V104H122ZM157 103H158V105H157ZM167 103V104H166ZM168 103H169V105H168ZM174 103H176V105H172V104H174ZM231 103V104H230ZM238 103H240V105L238 104ZM254 103H256V104H254ZM5 104H7L6 106L8 107H6V106H4ZM13 104V105H15L16 104V106H14L15 108H18V109H20V110H18V109H15V108H12L13 107V105L11 106V105ZM29 104H26V105H28V107H29ZM57 104V105H56ZM66 104V105H67ZM77 104H80V105H77ZM82 104H84V105H88V106H86V109H84L85 107H83L82 108V106H84V105H82ZM100 104H104V106H106V108H104L103 107V105H102V107H101V105ZM135 104V105H134ZM154 104L156 105V106H154ZM167 106L166 108H165V105ZM192 104H193V107H192ZM208 104V105H207ZM209 104H210V106H209ZM217 104V105H216ZM229 104V105H228ZM252 104V105H251ZM36 105V106H37ZM46 105V106H47ZM94 105V106H93ZM98 105H100V107L98 106ZM110 105V106H109ZM124 106V110L125 111H123V106ZM142 105V106H141ZM150 105V106H149ZM196 105V106H195ZM206 105V106H205ZM215 105H216V107H215ZM234 105V106H233ZM4 106V107H3ZM11 108H10V107ZM56 106L58 107V108H62V109H57L56 108ZM79 106L81 107L80 109H84L83 110V112L82 111H80L79 110ZM93 106V107H92ZM109 106V107H108ZM112 106V107H111ZM122 106V107H121ZM147 106H149L150 107V109L148 110V108L149 107H147ZM153 106V107H152ZM157 106H159V107H157ZM174 106H176V107H174ZM195 106V107H194ZM231 106V107H230ZM241 106V107H240ZM244 106V107H243ZM259 106L261 107L262 106V108H259ZM5 107H6V109H5ZM65 107V108H64ZM97 107H98V110H95V109H97ZM110 108V110L108 109V108ZM128 107V108H127ZM152 107V108H151ZM162 107V108H161ZM172 107L173 108H175V109H173L172 111H171V109H172ZM182 107H184V111H182L183 110V108ZM210 107V108H209ZM239 107V108H238ZM249 107V108H248ZM252 107V108H251ZM257 107V108H256ZM70 109V112H68V114H66V112L68 111V110H66V109ZM93 108H94V111H92L93 110ZM103 110H105V111H109V113H108V111H107V113L104 111L103 113L102 112H100L101 111V109ZM154 108H156V109H154ZM160 108H161V110H160ZM218 108V109H217ZM226 108V109H225ZM238 108V109H237ZM259 108V109H258ZM15 109V111H13L12 112V110H14ZM28 110V113H27V110ZM34 109V110H33ZM64 109V110H63ZM73 109H74V111H73ZM112 109L114 110V112L112 111ZM133 109H135V110H133ZM153 109V110H152ZM168 109H170V110H168ZM178 109V110H177ZM197 109H198V111L200 112H198L197 111ZM202 109V110H201ZM203 109H204V111H203ZM210 109V110H209ZM232 109H233V112H232ZM238 111H237V110ZM243 109V110H242ZM251 109V110H250ZM253 109L255 110V111H253ZM256 109H258L257 111H256ZM17 110V111H16ZM23 110L25 111V114L23 113ZM38 110V111H37ZM65 111V115H66V117L63 115L64 113H63V111ZM76 110V111H77ZM115 110H116V112H115ZM120 110V111H119ZM137 110V111H136ZM152 110V111H151ZM159 110V114L157 113V111ZM178 112H177V111ZM194 110V111H193ZM208 110H209V112H208ZM215 110H216V112H215ZM224 110V111H223ZM22 113V114H18V113H20V112ZM42 111V112H41ZM98 112V114H96L97 112ZM133 111L137 114H135V116H137V118L134 116V113H133ZM141 111V112H140ZM191 111V112H190ZM206 111V112H205ZM241 111V112H240ZM251 111V112H250ZM12 112V113H11ZM15 112V113H14ZM18 112V113H17ZM61 112H62V114H61ZM73 112V116L71 117V118H69L70 120H67L68 119V117L67 116H69L70 114L69 113H72ZM91 114H93L91 117H90V113ZM93 112V113H92ZM111 112V113H110ZM113 112V113H112ZM117 112H118V114H117ZM120 112H122V113H120ZM123 112H126V114H124ZM140 112V113H139ZM147 113V114H144V113ZM154 112H156L157 113V115L154 113ZM176 112V113H175ZM195 112V113H194ZM214 112V113H213ZM224 112V113H223ZM227 112V113H226ZM249 112V113H248ZM257 112L259 113V114H257ZM261 112V113H260ZM90 114V115H87V114ZM114 113H116V115L114 116ZM143 113V114H142ZM150 113V114H149ZM171 113V114H170ZM178 113V114H177ZM180 113H182L183 114V116H182V114H180ZM193 113V114H192ZM207 113V114H206ZM210 113H212V114H210ZM230 113V114H229ZM251 113V114H250ZM29 114V115H28ZM76 114V115H75ZM85 114H86V116H89L90 118H92V123L94 124H91V120H90V118H87L86 116H85ZM101 114H102V116H103V114L105 115V114H107V117H108V119L109 118H111L109 121L110 122H108V120H106L107 119V117H106V115L105 116H103V119H105V120H103L101 117ZM111 115L110 117L108 116V115ZM120 114V115H119ZM133 114V115H132ZM142 114V115H141ZM168 114V117L166 116ZM170 114V115H169ZM180 114V115H179ZM213 114H214V116H213ZM216 114V115H215ZM247 114V115H246ZM7 115V116H6ZM19 115V116H18ZM20 115H22V117H24V118H21V116ZM28 115V116H27ZM37 115H39V117L37 116ZM46 115V114H45ZM98 116V117H96L95 119H93V117L94 116ZM126 115V116H125ZM154 115V116H153ZM155 115H156V119H155ZM159 115V116H158ZM160 115H161V117H160ZM179 115V116H178ZM196 115V116H195ZM202 115V116H201ZM211 115V116H210ZM219 115V116H218ZM229 115V116H228ZM231 115H232V117H231ZM242 115V116H241ZM250 115V116H249ZM11 116V117H10ZM18 118H17V117ZM31 116V117H30ZM64 116L65 118L63 119L62 117ZM71 116V115H70ZM84 116V117H83ZM119 116V119H117V117ZM122 116H124V118L122 117ZM130 116L132 117V118H130ZM145 116V117H144ZM147 116H149L150 118H148ZM153 116V117H152ZM158 116V117H157ZM170 116H171V118H170ZM182 116V117H181ZM198 116V117H197ZM216 116H218V118L216 117ZM237 116H238V119H237ZM245 116V117H244ZM258 116V117H257ZM14 117H16V118H14ZM29 117L32 119L33 118V122H32V120L30 119L29 120ZM48 117V118H47ZM81 117H82V120H81ZM148 119H147V118ZM163 117V118H162ZM175 117V118H174ZM176 117H177V119H176ZM181 117V118H180ZM190 117V118H189ZM208 117V118H207ZM210 117V118H209ZM216 117V118H215ZM234 117V118H233ZM247 117V118H246ZM8 118V119H7ZM19 118H21L20 120H16V119H19ZM26 118H27V120H26ZM45 118H47L48 119V121H53L54 123H52L51 122V125H50V122H45V121H47V119L44 121V119ZM50 118L52 119V120H50ZM122 118V119H121ZM135 118V119H134ZM140 118V119H139ZM153 118V119H152ZM168 118V119H167ZM195 118V119H194ZM202 118V119H201ZM229 119V121H228V119ZM245 118V119H244ZM254 118V119H253ZM257 118V119H256ZM261 118V119H260ZM87 119H89L88 121V123H87ZM97 119H98V121L99 120H101V121H99V122H97ZM125 119H126V121H125ZM146 119V120H145ZM151 119V120H150ZM167 119V120H166ZM208 119V120H207ZM223 119V120H222ZM11 120H14V121H12L11 123H10V121ZM23 120H26L25 122L26 123H24V121ZM113 120H115V123L113 122ZM122 120V121H121ZM142 120V121H141ZM153 120V121H152ZM179 120V121H178ZM185 120V121H184ZM188 120H190V121H188ZM195 122H194V121ZM200 120V121H199ZM213 120V121H212ZM217 120V121H216ZM263 120V121H262ZM17 121H20V122H22L23 121V123H20V126H19V128H21V125H23V124H26L25 126H23L21 129L23 130V128H24V132H26V133H28V134H26V133H24L22 130H19L18 129V127H16L17 126V124H19V122H17ZM79 121V122H78ZM108 122V124L110 125V123H111V128L109 127V125L107 124V122H106V124L104 125L103 123L104 122ZM116 121H118V122H116ZM146 121V122H145ZM154 121H155V124H154ZM158 121V122H157ZM163 121V122H162ZM186 122L187 121V123H184V122ZM207 121H209V122H207ZM211 121V122H210ZM3 122V123H2ZM13 122H15V123H13ZM35 122V123H34ZM40 122H44V123H40ZM102 122V123H101ZM113 122V123H112ZM121 122L123 123V124H121ZM148 122V123H147ZM152 122V123H151ZM160 122V123H159ZM167 122V123H166ZM206 122V123H205ZM225 122H227L226 124H225ZM235 122V123H234ZM240 122V123H239ZM244 122V123H243ZM245 122H249L248 124L247 123H245ZM5 123V124H4ZM9 123L11 124V125H9ZM48 123V124H47ZM97 123V124H96ZM118 123V125H116ZM126 123V124H125ZM132 123V124H131ZM134 123V124H133ZM141 123V124H140ZM224 123V124H223ZM251 123H252V125H251ZM260 123V124H259ZM15 124H16V126H15ZM39 124H41V126L39 125ZM57 124V125H56ZM63 124V123H62ZM75 126H74V125ZM84 124H88V125H85L84 126ZM113 124H115V125H113ZM140 124V125H139ZM154 124V125H153ZM157 124V125H156ZM168 124V125H167ZM204 124V126H205V128H204V126H202ZM221 124V125H220ZM235 124V125H234ZM242 124H244V125H242ZM246 124H247V126H246ZM4 125H6V126H4ZM11 126V127H13L14 129H18V131L17 130H14V129H12L11 127H9V126ZM14 125V126H13ZM36 125L37 126V128H36V126H35V128H31V129H29L30 130V132H29V130H28V128L29 127H34V126ZM61 127H59V126ZM68 125H70V123L68 124ZM93 125V126H92ZM131 125V126H130ZM153 125V126H152ZM158 125L160 126V127H158ZM185 125V126H184ZM198 125V126H197ZM209 125V126H208ZM217 125H220V126H217ZM227 125V126H226ZM231 125V126H230ZM234 126V128H231V127H233ZM255 125H256V127H255ZM259 125V126H258ZM262 125V126H261ZM3 126H4V128H3ZM8 126V127H7ZM29 126V127H28ZM45 126V127H44ZM112 126H113V128H112ZM152 126V127H151ZM165 126V127H164ZM169 126V127H168ZM183 126V127H182ZM215 126V127H214ZM226 126V127H225ZM237 126V128L239 129L240 128V131L239 130H237V132H236V134L234 133L235 132V127ZM239 126V127H238ZM250 126V127H249ZM5 127H7L8 128V130H9V128H11L9 131H11V132H9V131H7V128H6V132H2V131H4V129H5ZM28 127V128H27ZM51 127H54V129L53 128H51ZM86 127H87V129H86ZM89 127V128H88ZM90 127L92 128V129H90ZM115 127H117V128H115ZM136 127V128H135ZM138 127V128H137ZM154 127H156V128H154ZM162 127V128H161ZM177 127V128H176ZM188 127V128H187ZM193 127H194V129H193ZM197 127V128H196ZM219 127H221V128H223V129H221V128H219ZM258 127V128H257ZM263 127V128H262ZM25 128H27V129H25ZM46 128V129H45ZM49 128L50 129H52V131H53V134H52V131L51 130H49ZM95 128V129H96ZM101 128H103V130L101 129ZM125 128V129H124ZM151 128V129H150ZM166 128V129H165ZM184 128H185V130H184ZM187 128V129H186ZM208 128V129H207ZM218 128V129H217ZM224 128H225V130H224ZM229 128V129H228ZM236 128V129H237ZM247 128V129H246ZM251 128V129H250ZM257 130V132H258V134H257V132H255L256 130ZM44 129V130H43ZM48 129V130H47ZM55 129H56V133H55ZM61 131H60V130ZM68 129H70L72 132H75L74 133V137H78L79 139H82V142H80L81 144H83L82 146L83 147H81L80 145V143H77L78 141H80V140H77L76 138H71V136L73 137V135H70V133H71V131L70 130H68ZM112 131H111V130ZM116 131H115V130ZM121 130V131H117V130ZM157 129H158V131H157ZM205 129V130H204ZM226 129H228V131L226 132ZM248 129H250V131L248 130ZM33 130H35V132L33 131ZM38 130H40V131H38ZM41 130H43L44 131V133H43V131H41ZM46 130H47V132L48 131H50L49 133H48V135H47V133H46ZM59 130V131H58ZM70 131L69 133H65L64 131ZM73 130H76V131H73ZM106 130H107V133H108V136L105 134V133H103L104 131L106 132ZM155 130V131H154ZM161 130H162V132H161ZM169 130V131H168ZM188 130V133H186L185 131H187ZM229 130H230V132H229ZM241 130H242V132H243V130H245L243 133V135L241 134L242 132H241ZM14 131V132H13ZM20 131H22L21 133H20ZM115 131V133H113ZM154 131V134H150V133H152V132ZM216 131V132H215ZM246 131H248V132H246ZM253 131V132H252ZM262 131V132H261ZM9 132V133H8ZM35 134H33V133ZM37 132H38V134H37ZM82 132H85V133H82ZM110 132L111 133H113V134H115L114 136H117V137H114L112 134H110ZM120 132V133H119ZM123 132V133H122ZM128 132V133H127ZM147 132V133H146ZM158 132V133H157ZM224 132H226V134H228L226 137H225V135L226 134H224ZM241 132V133H240ZM246 132V133H245ZM249 132H250V134H249ZM261 132V133H260ZM11 133V134H10ZM13 133V134H12ZM19 133L21 134L20 135V137H19ZM23 133H24V135H23ZM41 133V134H40ZM43 133V134H42ZM67 134V135H65V134ZM101 133V134H100ZM103 133V134H102ZM130 133V135H128ZM142 133V134H141ZM159 133H161L160 134V136H159ZM205 133V134H204ZM207 133V134H206ZM222 133H223V135H222ZM234 133V136H231L232 134ZM255 134V135H252V134ZM2 134H6V136H4V135H2ZM10 134V136L8 137V135ZM51 134V135H50ZM62 134H64L62 137H63V139L65 138H67V136H69L68 138H71V141L67 138L66 139V142H72L73 141V139H75L74 141H76V143L75 142H72V143H70L69 144V142H68V144L67 143H63V144H61L60 145V142H62V141H64L65 142V140H62V137H61V135ZM69 134V135H68ZM71 134H73V133H71ZM75 134H77L76 136H75ZM80 134V135H81ZM110 134V135H109ZM117 134V135H116ZM126 134V135H125ZM132 134V135H131ZM133 134H134V136H133ZM146 134V135H145ZM156 134V135H155ZM163 134V135H162ZM168 134V135H167ZM175 134H178V136L177 135H175ZM263 134V135H262ZM12 135H15V136H12ZM34 135V136H33ZM41 135H42V137L44 136V138L42 139L41 138ZM120 135H122V136H120ZM125 135V136H124ZM128 135V136H127ZM181 135H182V137H181ZM208 135H209V137H208ZM213 136V138H212V136ZM239 137H237V136ZM240 135H242L243 137L241 138L240 137ZM248 135V136H247ZM258 135H260L259 137H258ZM4 136V137H3ZM17 136V137H16ZM25 136H26V139L28 138V140H26L25 139ZM29 136V137H28ZM31 136H32V138L33 137H35L34 138V140L32 141V138H31ZM37 136V137H36ZM47 136V137H46ZM48 136L50 137L49 139H52V141H49L48 140ZM59 136V137H58ZM85 136H84V138H85ZM120 136V138H118ZM141 136H143V138L141 137ZM148 136L150 137V139L148 138ZM166 136V137H165ZM222 138H221V137ZM223 136L226 138V139H224L223 138ZM245 136V137H244ZM251 136V137H250ZM6 137L9 139H6ZM23 139H22V138ZM41 138V139H38V138ZM61 137V138H60ZM90 137V138H89ZM109 137H111V138H109ZM154 137V138H153ZM157 137H159V138H157ZM171 137V138H170ZM188 137V138H187ZM210 137H211V140H210ZM232 137H234V138H232ZM237 137V138H236ZM3 138H5L8 142H6V140H5V142H4V140H3ZM11 138V139H10ZM19 138V139H18ZM53 138H56L55 140L53 139ZM117 138V139H116ZM122 138H124V140L122 139ZM175 138H176V140H175ZM179 138V139H178ZM252 138V139H251ZM261 138H263V139H261ZM18 139V140H17ZM31 139V140H30ZM47 140L46 142H45V140ZM59 139V140H58ZM103 139V140H102ZM119 139H121V140H119ZM140 139V140H139ZM159 139H161V140H163V142L161 141L160 142V140ZM164 139H167V140H164ZM172 139V140H171ZM220 139H221V142L223 141V145H224V148L221 146L222 145V143L220 142ZM257 139V140H256ZM261 139V140H260ZM11 140H13V141H11ZM14 140H16V141H14ZM26 140V141H25ZM62 140V141H61ZM144 140V142H147V143H145V144H143V141ZM156 140H157V142L159 141V143H157L156 142ZM177 140H180V142L179 141H177ZM226 140V141H225ZM236 140H237V143H236ZM240 141V145H239V141ZM243 140V141H242ZM260 140V141H259ZM28 141V142H27ZM31 141V142H30ZM39 141V142H38ZM57 141V143H55V142ZM58 141H60L59 143H58ZM96 141H98V143L96 142ZM139 143H138V142ZM150 141V142H149ZM167 141V142H166ZM171 141V142H170ZM213 141H215L216 143H214ZM231 142V144H230V142ZM247 141V142H246ZM258 141V142H257ZM262 141V142H261ZM4 144H3V143ZM13 142V143H12ZM15 142V143H14ZM18 142V144L19 145H22L23 146V148L24 147H26V146H28V149H27V147H26V149L29 151H27V150H23L22 149V147L21 148H15V150H18V149H21L20 151L18 150V152L17 151H15L14 150V147H16L17 146V143ZM27 142V143H26ZM49 142H52V144L53 143H55V144H57V145H54L53 144V146L49 143ZM94 142H95V145L97 144V146H95L94 145ZM102 143L101 145L99 144V143ZM108 144H107V143ZM125 142V143H124ZM127 142V143H126ZM164 142H165V146L163 145L164 144ZM170 142V143H169ZM174 144H173V143ZM176 142V143H175ZM183 142V143H182ZM206 142V143H205ZM218 142H219V144H218ZM228 142V143H227ZM245 142V143H244ZM25 143V144H24ZM36 143V144H35ZM73 143H75V145H77V144H79V146L81 147V149L79 150L78 148H77V146L76 147H74L75 145L73 144ZM113 143V144H112ZM116 143V144H115ZM155 143V144H154ZM162 144V146H160L161 144ZM172 143V144H171ZM181 143V144H180ZM189 143H190V145H189ZM205 143V144H204ZM209 143V144H208ZM226 143V144H225ZM241 143H243V144H241ZM253 143H254V145H253ZM260 143V144H259ZM13 144V146H11ZM27 144V145H26ZM35 144V145H34ZM37 144H39V146H37ZM44 145V147H43V149L41 150V146L40 145ZM72 144H73V151L74 152H76L75 151V149L74 148H76V150H78L76 153H74V154H77L79 151H81V153H82V151H85L84 153L86 154V157L84 156L85 154L83 153V154H77L78 155V157L80 158L82 155H83V157H81L80 159H78V161L80 160L81 162H79L80 163V165L82 164L83 166H84V169H87V171L89 170V172H91V174H92V176L94 175V177H91L90 175H89V172H85L84 171V174H83V166L81 165L80 167L81 168H79L78 167V169H75V168H77V166L79 165H77V162L78 161H75L76 160V157H77V155H74L72 152H71V148H72ZM86 144H88V146L86 145ZM107 144V145H106ZM112 144V145H111ZM115 144V145H114ZM130 144V145H129ZM168 145V148H167V145ZM178 144H180V145H178ZM210 144H212V145H210ZM214 144V145H213ZM238 144V145H237ZM24 145H26V146H24ZM29 145H30V147H29ZM48 145H49V147H48ZM66 145H68L69 147H67ZM84 145H85V147H86V149L87 148H89V153H90V155L88 156V152H86V149H85V147H84ZM92 145H93V147L94 148H92ZM98 145H99V148H98ZM117 145V146H116ZM155 145V146H154ZM159 145V146H158ZM169 145H170V147H169ZM172 145V146H171ZM173 145H174V147H173ZM177 147H176V146ZM245 146V145H247V148H246V146L245 147H243V146ZM258 145V146H257ZM49 148V149H51V153H53L52 155H51V153H49V155H51V156H53L54 154H58L57 156H59L60 154V156L59 157H56V155H54L53 156V159H52V157H51V159H49L50 157H49V155L47 156L46 154V151L47 152H49V150L47 149V147ZM54 146H56V149L54 148ZM60 146V147H59ZM63 146L65 147V148H68V149H65V148H63ZM78 146V147H79ZM102 146H104V147H102ZM105 146H107L106 147V149H105ZM143 146V147H142ZM158 146V147H157ZM164 146V147H163ZM189 146V147H188ZM198 146V147H197ZM214 146V147H213ZM235 146H236V148H235ZM241 146V147H240ZM254 146V147H253ZM31 147H32V150H30L31 149ZM51 147V148H50ZM62 147V148H61ZM71 147V148H70ZM79 147V148H80ZM95 147H96V150H95ZM166 147V148H165ZM173 147V148H172ZM184 147H185V149H184ZM188 147V148H187ZM192 147V148H191ZM195 147H197L196 149H194ZM208 147V148H207ZM220 147V148H219ZM239 147V148H238ZM253 147V148H252ZM255 147H257V148H255ZM30 148V149H29ZM35 148V149H34ZM38 148H39V151H38ZM59 148H61L62 149V151H64V152H61L60 150H58ZM90 148H92L93 149V153H92V151L90 152V150H92V149H90ZM102 148H104V150H101ZM107 148H109V150L107 149ZM120 148V149H119ZM138 148V149H137ZM155 148V149H154ZM161 148V149H160ZM163 148V149H162ZM170 148H171V150H170ZM199 148H200V151H199ZM202 148V149H201ZM204 148H205V150H204ZM227 148V149H226ZM240 148H242V149H240ZM259 148V149H258ZM2 149H3V151H2ZM25 149V148H24ZM33 149L35 150L34 152H33ZM83 149H85V150H83ZM101 150V152H100V150ZM113 149V150H112ZM114 149H115V152H114ZM133 149H136V150H134V152L132 151ZM152 149V150H151ZM156 149H160V151L159 150H156ZM167 149H168V152H167ZM197 149H198V151L199 152H197ZM209 149V150H208ZM212 149H213V153H212ZM218 149V150H217ZM222 149H224L225 150V152H224V150H222ZM239 149V150H238ZM257 149H258V151H257ZM14 151V154L12 153V151ZM55 150V151H54ZM69 150V151H68ZM88 150V149H87ZM108 150V151H107ZM130 150V151H129ZM144 150V151H143ZM149 150V151H148ZM164 150L167 152H164ZM172 150H173V153H172ZM183 150V151H182ZM184 150H186V152H187V154H186V152L184 151ZM189 150V151H188ZM192 152H191V151ZM215 150V151H214ZM234 150H235V152H234ZM241 150V151H240ZM244 150L245 151H247L246 153H244ZM249 150H250V152H249ZM25 151H26V153H25ZM41 151V152H40ZM54 151V152H53ZM56 151H59V152H56ZM68 151V152H67ZM97 151V152H96ZM104 151V152H103ZM106 151V152H105ZM113 151V152H112ZM129 151V152H128ZM136 151V152H135ZM141 151V153L139 154V152ZM161 151H163V152H161ZM169 151H171V152H169ZM211 153H210V152ZM243 151V152H242ZM252 151V152H251ZM258 153H257V152ZM4 152V153H3ZM39 153V155H37L38 153ZM46 153V154H44L45 156H47V157H42V156H44V155H41L40 153ZM70 152H71V154H70ZM96 154H95V153ZM128 152V153H127ZM136 153L135 155L134 154H132V153ZM149 152V153H148ZM152 152H153V154H152ZM157 152V153H156ZM214 152H215V154H216V152H219V153H217L216 155H213L214 154ZM221 152V153H220ZM242 152V153H241ZM6 153V154H7ZM21 153L22 155H19V154ZM31 155H30V154ZM65 153L66 155H64L65 157H66V159L68 158V156H67V153H68V155H69V160L67 159V160H65V158H64V156H63V154ZM97 153H98V156H97ZM117 153V154H116ZM122 153V154H121ZM124 153V154H123ZM154 153H155V155H154ZM191 153H192V155H191ZM250 154V153H252L251 155H249L248 156V154ZM256 153V154H255ZM24 154H26V155H24ZM35 154H36V159H35ZM91 154L92 155H94L95 157H93V156H91ZM101 154V157H99V155ZM106 155V158H104L105 156L104 155ZM113 154H115V155H113ZM128 154V155H127ZM130 154H132V155H130ZM138 154L141 156V157H139L138 156ZM164 154H165V156H164ZM168 154H169V156H168ZM187 155V156H185V155ZM201 156H200V155ZM204 154V155H203ZM212 154V155H211ZM225 154H226V156H225ZM228 154H229V158H228ZM240 155V157H239V155ZM243 154V155H242ZM0 155V156H1ZM18 155V156H17ZM41 155V156H40ZM104 157H103V156ZM119 155H120V157H119ZM121 155H123L124 156V158H121V157H123V156H121ZM136 155L138 156V157H136ZM189 155H191L190 157H189V160H194V161H192V162H190V166H192L193 168H194V166L195 165H197V166H195V168L197 167V169H194V170H196V172L193 170V168L192 167H189V160H188V158L186 159V158H184V156L185 157H188ZM202 155H203V157H202ZM6 156L9 158H7L6 159ZM20 156H22V160H23V157L24 156H26V157H24V160H23V163H22V161H21V159L19 158ZM37 156H40V157H42V159H44V160H42L40 157H37ZM74 157V159H73V157ZM109 156V157H108ZM115 156H116V158H115ZM118 156V157H117ZM129 157V158H132L133 157V159H129V160H127V157ZM154 156V157H153ZM178 156V157H177ZM193 156V157H192ZM199 156H200V158H199ZM216 158H214V157ZM245 156V157H244ZM3 157H0V160L2 161L3 160ZM16 157L18 158V161H17V159H16ZM30 157H33L34 159H35V161H37L36 163L38 164V165H35L36 163H34V160H33V158H30ZM71 157V158H70ZM85 157V158H84ZM93 157V158H92ZM96 157H98V158H96ZM112 158V161L110 160L109 162H110V164L109 165H107V163H109L108 162V159L107 158ZM135 157L137 158V160L135 159ZM144 157H146V158H144ZM171 157V158H170ZM178 159H177V158ZM227 157V158H226ZM26 158V159H25ZM30 158V159H29ZM48 158V160H50L49 161V163L47 162V159ZM54 158H55V160L57 161H55L54 160ZM57 158V159H56ZM60 158V160H61V162H60V160H58ZM64 158V159H63ZM82 158H84V160L82 159ZM86 158H88V160L86 159ZM91 158V159H90ZM99 158H101V159H103V160H101V159H99ZM121 158V159H120ZM141 158V159H140ZM181 158L183 159V160H181ZM192 158V159H191ZM213 158V159H212ZM219 158V159H218ZM251 158V159H250ZM11 159V160H10ZM14 159V160H13ZM38 159H39V161H38ZM41 159V160H40ZM62 159L63 160H65L66 162L68 161V162H70L71 163V161H73L71 164L69 163V165L71 166V168H74V167H72L73 165L75 166V165H77L74 169H71L70 168V166L66 163V162H64L63 163V161H62ZM72 159V160H71ZM85 159H86V161H87V163H85ZM92 159H95L93 162L91 161ZM98 159V160H97ZM115 159V160H114ZM142 159H145V160H142ZM178 160V161H176V160ZM215 159V160H214ZM239 159H241V160H239ZM10 160V161H9ZM15 161V162H12L11 163V161ZM32 161V162H30V161ZM52 160V161H51ZM107 160V161H106ZM125 160V161H124ZM134 160V161H133ZM148 160L150 161V162H148ZM154 160V161H153ZM163 160H164V162H163ZM168 160H170V161H168ZM187 160H188V162H187ZM197 160V161H196ZM201 160H203L202 162V164H204L203 166H201L202 164H201ZM211 160V161H210ZM0 161V162H1ZM5 161H8V162H5ZM20 161V163H18ZM27 161V162H26ZM44 163V165L43 166H40V163H42V162ZM60 163H59V162ZM74 161L76 162L75 164H74ZM89 161V162H88ZM96 161H99L101 164L103 163L104 164V166L106 165V166H110V167H106L105 166V168L103 167V164H102V167H101V164H99V162L97 163ZM104 161V162H103ZM129 161V162H128ZM174 161H176V162H174ZM186 161V162H185ZM206 161V162H205ZM209 161V162H208ZM217 161V162H216ZM235 162V164H234V162ZM52 162V163H51ZM56 162L58 165H62V164H64L63 166H62V169H61V165L60 166H58L56 163H55V165H54V167H52V168H50L49 169V167H50V165L52 166L54 163ZM128 164H127V163ZM159 162V163H158ZM161 162H163L164 164H165V166H163V165H161V164H163V163H161ZM173 162V165L171 166V163ZM200 162V163H199ZM227 162V163H226ZM250 162V163H249ZM6 163H8V165H6ZM29 163H31V164H29ZM42 163V164H43ZM47 165H49V166H46V164ZM66 163V164H65ZM88 163H89V165H88ZM95 163H97L98 165H96ZM133 163H134V165H133ZM141 163H142V165H141ZM155 163V164H154ZM160 164L161 166H159L158 164ZM184 163H188L187 165H185V167H182V166H184ZM210 163H211V165H210ZM213 163V164H212ZM238 163V164H237ZM242 163V164H241ZM263 163V164H262ZM11 164H13V166H16V164H17V166L16 167H13V166H11ZM21 164H23V165H21ZM26 164H29V167H28V165L26 166ZM41 164V165H42ZM86 166H85V165ZM94 164H95V166H94ZM114 164V165H113ZM118 164V165H117ZM194 166H193V165ZM217 164V166L216 167H214V165H216ZM237 164V165H236ZM249 164V165H248ZM19 165H21L20 167L22 168V170H23V172H21V170L19 171ZM33 165H35V166H33ZM65 165H67V166H69L68 168H70V169H68L69 170V172L68 171H65L66 169H64L63 170V168H66L65 167ZM87 165H88V167H91V169H88V167H87ZM112 165V166H111ZM148 165V166H147ZM36 166H38V167H36ZM127 166H130V167H128V168H126ZM142 166V167H141ZM186 166H188L187 167V170H188V172H191V170L193 171V173H188L187 171H186ZM209 166V167H208ZM212 166V167H211ZM238 166H241L240 168L242 169H240ZM12 167H13V170H11L12 169ZM25 167V168H24ZM27 167V168H26ZM34 167H36V168H38L37 169V171L38 170H41V173H43V176L44 177H46V178H44L43 176V178H41V179H43V180H46V181H49L50 180V174H51V176H52V173L55 175L54 177H52V180L54 181L57 177H62V175H63V173L62 172H68V173H66V174H64L63 175V177L65 176V179L64 178H62V181H61V178H57L53 183H55V185L58 183V182H62V184H60V183H58L56 186L58 187V190L55 188L56 186L54 185V184H52V182L51 181H49V182H51L50 184L48 183V182H46V181H43V180H41L40 179V177H39V179H38V176H40V171L39 172H37L36 171V169L34 168ZM44 167H46L47 169H49V171L48 172H50L52 169H54V171H56V172H54V171H51L52 173H50V174H44V171L45 172H47L45 169L46 168H44ZM60 167V168H59ZM85 167H87V168H85ZM93 167V168H92ZM98 167H101V168H98ZM113 167V171L112 170H109V169H111ZM125 168L126 170H128V171H126L125 169H123V171H122V168ZM168 167H170L169 169H166V168H168ZM182 167V168H181ZM201 167V168H200ZM227 167V168H226ZM10 168V169H9ZM14 168H16V169H14ZM18 168V169H17ZM41 168V169H40ZM43 168V169H42ZM56 168H58V169H61V170H58V169H56ZM98 169V170H96V169ZM119 170H118V169ZM140 168V169H139ZM141 168H143V169H141ZM145 168H146V172L144 171L145 170ZM149 168V169H148ZM151 168H153V169H151ZM156 170H155V169ZM160 168V170H158ZM178 168V169H177ZM189 168H192L191 170L189 169ZM211 168V169H210ZM221 168V169H220ZM33 169V170H32ZM35 169V170H34ZM56 169V170H55ZM79 169H81V170H79ZM92 169H94V170H92ZM101 169V170H100ZM106 170L105 171V173L107 174V175H104V170ZM130 169L131 170H134V171H130ZM181 169H182V171H181ZM183 169H185V170H183ZM205 169V170H204ZM214 169V170H213ZM14 170H16L17 171V173H16V171H14ZM24 170H25V172L27 173V174H29L28 172H29V170H32L31 172H30V174L29 175H27V174H25V172H24ZM57 170H58V172L60 173H57ZM78 170H79V172H78ZM92 170V171H91ZM116 170V171H115ZM118 170V171H117ZM124 170L128 173H126V172H124ZM139 170H141L140 172H142V173H140L139 172ZM143 170V171H142ZM148 170V171H147ZM150 170V171H149ZM165 170H169V171H165ZM199 170V171H198ZM204 170V171H203ZM208 170H210V171H208V173H207V171ZM237 170H238V172H237ZM244 170V171H243ZM14 171V172H13ZM28 171V172H27ZM34 171H36V172H34ZM72 172V174H71V172ZM81 171V172H80ZM96 171V172H95ZM99 171V172H98ZM103 173V174H101V172ZM135 171H137V173L135 172ZM162 171H164L163 173L165 174L164 175V177L166 178V177H171V179H169V178H164V177H162L163 176V173H162ZM171 171V172H170ZM175 171H176V174H175ZM187 173H186V172ZM202 171V172H201ZM214 171H216V172H214ZM232 171V172H231ZM19 172H20V175H19ZM33 172V173H32ZM47 172V173H48ZM75 172V174H73ZM78 172V173H77ZM94 174H93V173ZM111 172V173H110ZM118 174H116V173ZM122 172H124V173H122ZM131 172V174H129ZM135 172V173H134ZM138 172H139V174H138ZM145 172V173H144ZM154 174H153V173ZM160 172H161V174H160ZM168 172H169V174H168ZM177 172H178V174H177ZM194 172H195V174H194ZM200 172V173H199ZM212 172H214V173H212ZM226 172V173H225ZM251 172V173H250ZM5 173H4V175H5ZM23 173L25 174V176L27 175L28 176V178L31 176V178L32 179H34L35 180V178H36V180H35V183H39V184H37V186H36V184H34V180H32L31 178H29V180H28V178L26 179L25 178V181H24V177H23ZM31 173L33 174V175H31ZM39 174L38 176H37V174ZM61 173H62V175H61ZM83 174V175H86V176H83V175H80V174ZM122 175H121V174ZM149 173V174H148ZM158 173V174H157ZM171 173H173V174H175L174 176H172L173 174H171ZM184 175H183V174ZM202 173V174H201ZM207 173V174H206ZM210 173H211V175H210ZM218 173V174H217ZM234 173V174H233ZM235 173H237V174H235ZM241 173V174H240ZM18 174V175H17ZM36 174V175H35ZM58 174V175H57ZM68 174V175H67ZM71 174V175H70ZM99 176H97V175ZM100 174V175H99ZM132 174H133V176L134 177H136L135 178V180H134V177L132 176ZM145 174H147V175H145ZM153 175L152 177H155L154 179L153 178H150V176L149 175ZM158 175V177L156 178V175ZM181 174V175H180ZM188 174V175H187ZM189 174H190V176H189ZM204 174V175H203ZM215 175V176H213L212 177V175ZM240 174V175H239ZM18 177H17V176ZM35 175V178L33 177ZM70 175V178H71V176L73 177V178H69V177H67V176H69ZM76 175H78L77 177H80L81 176V178L79 179V178H77L76 179V177L74 178V176H76ZM80 175V176H79ZM90 176V178H88L89 176ZM101 175H102V177H101ZM111 177H109V176ZM124 175V176H123ZM127 175H129V177L127 176ZM141 175V176H140ZM143 175V176H142ZM160 175V176H159ZM169 175V176H168ZM195 175H197V177H198V179H194V177L193 176ZM210 177H209V176ZM12 176V177H11ZM82 176L85 178V180L87 179V180H91V181H96L97 180V184H99L98 182L100 181V184H102L103 186H97L98 188H100L99 190H101L102 189V191H98V189H97V187L95 188L94 186H95V182H93L94 183V185H93V183L92 182H88L87 180L84 182L83 180H84V178H82ZM103 176L105 177L106 176V178L104 179L103 178ZM116 176H117V179H116ZM120 176H122V177H120ZM132 177V179L134 180V181H136V183L134 182V181H131V182H129L130 180H132L131 179V177ZM184 176V177H183ZM186 176V177H185ZM232 176V177H231ZM233 176H234V178H233ZM3 177V178H2ZM19 178L20 177V180H21V182L19 181V179L17 180V178ZM22 177V178H21ZM56 177V178H55ZM87 177V178H86ZM97 177H98V179H97ZM113 177V178H112ZM114 177H115V179H114ZM120 177V178H119ZM127 177V178H126ZM143 179H145V180H143ZM150 179H149V178ZM159 177H162V178H160L159 179ZM189 177V179H187ZM193 177V178H192ZM196 177V178H197ZM214 177H216L215 179H213ZM13 178H16V181H18V183L20 182V184L22 185H18L17 186V182L15 181V179H13ZM48 178V179H47ZM55 178V179H54ZM91 178H93V179H91ZM122 178V179H121ZM130 178V179H129ZM148 178V179H147ZM184 178H186L185 179V183L187 184L188 182V184H191L192 185V183H195V182H197V180H198V182L197 183H195L196 184V187L198 188V190H197V188L195 187V184H193L194 186L192 187V186H190V185H186V184H184V181H182V180H184ZM191 178V179H190ZM233 178V179H232ZM3 179H4V181H3ZM12 179V180H11ZM65 180V182L67 181V183H65L66 184V186L64 185L63 186V188H61L62 186L61 185H63L64 184V180ZM67 179V180H66ZM68 179H70V181L68 180ZM83 179V180H82ZM109 179H112V180H108V183H112V184H110L109 185V187H111L112 185H114V183H115V185H116V187L118 188H116L115 189V185L113 186V188H114V190H115V192L113 193L112 192V187L110 188L111 190H109V188H108V183H107V185L105 184V182H103V181H106L107 182V180ZM142 179V180H141ZM158 179H159V181H158ZM161 179H163L162 181L164 182V184H163V182L161 181ZM192 179H194V181L192 180ZM211 179H212V181H211ZM232 179V180H231ZM236 179V180H235ZM243 179H248L247 181H249L248 183H246L245 182V180H243ZM254 179V180H253ZM263 181H262V180ZM10 180V184L11 183H13V184H11V186L12 185H14V187H20V191L24 194H19L20 193V191H19V188H17V191L15 190V188L13 187H10V188H8L9 187V183H8V181ZM14 180V181H13ZM30 180H32V182H29V184H34L35 186L34 187H36V188H40V187H42L41 186V184H43L44 182L46 183V184H48V185H45V183H44V185L46 186H44V187H42L43 189H41V191L42 192H44V198L43 199H45V197H46V194L48 193L49 194V192L48 191H46V188L48 189V188H54V189H49L50 190V192L51 193H53L55 190L56 191H58L57 193H56V191L54 192V194L56 193L57 194V196L59 195V193H61L60 195H62V194H64V195H66L67 193H68V197L70 196V198H75L74 199V201H75V203L73 202V199H68V197H67V195H66V197L65 196H63L64 198H65V200H64V198H61L60 196H56V195H54L53 194V196H54V198L52 199H49L48 200V198H46L45 200H48V202H46L45 200L43 201V199H41L43 196V194H42V192L39 190V188H38V191H37V189H36V192H35V189H34V187H31V189L34 191H32L31 189H28L29 191H27L26 189L29 187L30 188V186L28 185V181H30ZM40 180V182L41 181H43V183L41 182H38V181ZM58 180V181H57ZM81 180V181H80ZM99 180V181H98ZM114 180H116L117 181V183L119 184H117L116 183V181L114 182ZM118 180H120V182L122 183H120V182H118ZM123 180V181H122ZM126 180V181H125ZM151 180V181H150ZM165 180H166V182H165ZM168 180V181H167ZM205 180V181H204ZM216 180V181H215ZM27 181V182H26ZM71 181L74 183V187L72 186L73 185V183H72V185L70 184L71 183ZM76 181H79L78 183H76ZM103 183H102V182ZM151 183H150V182ZM160 184H158L157 182ZM161 181V182H160ZM172 181H173V183H172ZM176 181V182H175ZM193 181V182H192ZM207 181V182H206ZM234 181V182H233ZM251 181V182H250ZM262 181V182H261ZM24 182V183H23ZM25 182H26V184H25ZM70 182V183H69ZM80 182H81V184H80ZM82 182H84V183H88L89 185H90V183L93 185H90V186H92V188L94 187V191H93V189H89V185L86 183V185L88 186H86V188H87V190H88V192L89 193H86V194H83V198H84V201H83V198L82 197H80V198H78L80 195L78 194L79 192H80V194H81V196H82V193H83V191H87V190H84V189H86L85 188V184L84 183H82ZM127 182V183H126ZM129 182V183H128ZM132 182H134V183H132ZM147 182V183H146ZM172 184H170V183ZM192 182V183H191ZM210 182V183H209ZM214 182H216V183H214ZM233 182V183H232ZM123 183H125V184H123ZM131 183V185H128V184H130ZM138 183V184H137ZM139 183H140V185H139ZM145 183V184H144ZM152 184V186L151 185H149V184ZM155 183V184H154ZM199 183V184H198ZM202 183V184H201ZM229 183L230 184H233V186H235V188H232L233 186H230L229 185ZM262 183V184H261ZM16 184V185H15ZM23 184H24V186L25 187H27V188H25V187H23ZM31 184V186H33ZM99 184V185H100ZM132 184H134L133 186H132ZM146 184H148V185H146ZM162 184V185H161ZM167 184V185H166ZM207 184V185H206ZM209 184V185H208ZM211 184L214 186V189L212 188L213 186H211ZM221 184V185H220ZM240 184V185H239ZM261 184V185H260ZM8 185V186H7ZM39 185V186H38ZM49 185H50V187H49ZM53 185V186H52ZM67 185H70L69 187L67 186ZM80 185V186H79ZM81 185H83V186H81ZM123 186L122 188H120L119 189V187H121V186ZM127 185V186H126ZM136 185H138L137 187H136ZM156 185H157V188H156ZM170 185V186H169ZM176 187V189H175V187ZM186 185V186H185ZM202 185V186H201ZM219 185V186H218ZM225 185V186H224ZM250 185V186H249ZM252 185H253V187H252ZM55 186V187H54ZM59 186H61L60 187V189H59ZM79 186L80 188H78V190H77V187ZM141 186V187H140ZM145 186V187H144ZM149 186H151V188H153V189H150V187ZM154 186V187H153ZM160 186V187H159ZM166 186H167V189H166ZM179 186H180V188H179ZM185 186V187H184ZM188 186V187H187ZM189 186H190V188L191 189H189ZM207 186V187H206ZM209 186H210V189H209ZM246 186V187H245ZM261 186H263L262 187V189H261V191H260V187ZM68 187V189H66V188ZM73 187V189L74 190H76V191H74V194H72V195H70L71 193H73L72 191H73V189H71ZM76 187V188H75ZM83 188V190H82V188ZM105 187V188H104ZM131 187H132V192H129V190L131 191ZM147 187V190H145V188ZM172 187V188H171ZM182 187V188H181ZM186 187L188 188V189H186ZM196 189H195V188ZM229 187H230V189H229ZM250 187V188H249ZM252 187V188H251ZM257 187H258V189H257ZM7 188V190H5ZM12 188V189H11ZM21 188L24 190L25 189V191H23V190H21ZM44 188H45V190H44ZM69 188H70V190H69ZM128 188H130V189H128ZM137 188V189H136ZM142 188V189H141ZM144 188V189H143ZM149 188V189H148ZM156 190H155V189ZM163 188V189H162ZM123 189V191H121ZM126 189V190H125ZM158 189H159V191H158ZM193 189V190H192ZM194 189L195 190H197V191H195L194 193L195 194H193V192H192V194H193V196H192V198L190 197L191 195L188 193V192H191V191H194ZM202 189V190H201ZM209 189V190H208ZM217 189H219V190H217ZM230 190V191H228V190ZM248 192V193H246L245 192V190ZM256 189V190H255ZM10 190V191H9ZM51 190H54L53 192L51 191ZM59 190L61 191V192H59ZM65 190H69L68 192H66V194L64 193V191ZM107 190V192L108 193H110V192H112V194L110 193L109 194V197H108V195L106 196L105 194L106 193H104L105 191ZM119 190V191H118ZM136 190V191H135ZM140 190V191H139ZM149 190V191H148ZM161 190V191H160ZM162 190H164V191H162ZM172 190V191H171ZM184 192H186V193H188V194H186V193H184ZM186 190V191H185ZM189 190H191V191H189ZM221 190H223V192L221 191ZM237 192H235V191ZM8 191V192H7ZM33 192V194H31L32 192ZM41 192V194L42 195H40L39 193ZM45 191H46V193H45ZM71 191V192H70ZM82 191V192H81ZM91 191V192H90ZM135 191V192H134ZM142 191H144L143 192V194H142ZM152 191H153V195H156L157 193V195H156V197L155 196H153L152 195ZM156 191V192H155ZM176 191V192H175ZM201 191L203 192V194L201 193ZM215 191H217V192H215ZM227 191V192H226ZM232 191V192H231ZM234 191V192H233ZM256 191H258V192H256ZM3 194H2V193ZM25 192L27 193V194H25ZM31 192V193H30ZM39 192V193H38ZM77 194H76V193ZM84 192V193H85ZM94 192H96V194L94 193ZM98 192H100V193H98ZM119 192V193H118ZM121 192V193H120ZM123 192V193H122ZM127 192H129V193H127ZM134 192V193H133ZM147 192V193H146ZM161 192H162V194H161ZM165 192V193H164ZM175 192V193H174ZM177 192H178V194H177ZM183 192V193H182ZM200 192V193H199ZM226 192V193H225ZM263 194H261V193ZM12 193H14V194H12ZM28 193L29 194H31V196L30 195H28ZM37 194H39V196H41V200L42 201H38L37 199H34L33 198V200H32V198L31 197H35V198H37L36 197V195ZM70 193V194H69ZM90 193H93L94 195H90V196H88ZM103 193V194H102ZM118 193V194H117ZM124 193H127L128 195H126V194H124ZM142 194V196L141 195H138V194ZM156 193V194H155ZM198 193H199V195L201 196V197H198V198H195V197H197V195H198ZM218 193V194H217ZM236 193V194H235ZM242 193V194H241ZM255 193H257V194H255ZM115 194H117L118 196H116ZM131 194V195H130ZM148 194V195H147ZM164 194H166V195H164ZM168 194H170V195H168ZM183 194H186V195H183ZM207 194H208V196H207ZM225 194H227V196L225 195ZM229 194V195H228ZM21 195V196H20ZM25 195H28L27 197H29V198H31V199H29V198H27ZM32 195H34V196H32ZM76 197H75V196ZM87 195V196H86ZM95 195H97V196H95ZM98 195H100L99 197H98ZM102 195H104V198H102L103 196ZM111 195H115L114 197L116 198V200L114 199V197L112 198L111 197ZM152 195V196H151ZM162 195V196H161ZM177 195H179V196H177ZM190 195V196H189ZM198 195V196H199ZM205 196V198H204V196ZM213 195V196H212ZM251 195V196H250ZM258 195V196H257ZM260 195H262V196H260ZM15 197L16 199L15 200H9L8 198H12V197ZM28 199L27 201H29V200H32L33 202H31V201H29V203H27L25 200V197ZM38 196V197H39ZM48 196V195H47ZM49 196L50 197H53V196H51V194H49ZM73 196V197H72ZM78 196V197H77ZM94 196V197H93ZM102 196V197H101ZM106 196V197H105ZM121 196V197H120ZM147 196V197H146ZM150 196H151V198H153L152 200L150 199ZM165 196V197H164ZM178 197V200H177V197ZM187 196V197H186ZM195 196V197H194ZM216 196V197H215ZM257 196V197H256ZM13 197V198H14ZM22 197H24V198H22ZM60 197V198H59ZM93 198V200H92V198ZM96 197V198H95ZM124 197V198H123ZM126 197V198H125ZM134 197V198H133ZM136 197H137V199H136ZM139 197V198H138ZM142 197H143V199H142ZM148 198V199H146L145 200V198ZM163 197V198H162ZM171 197V198H170ZM186 197V198H185ZM190 197V198H189ZM207 197V198H206ZM236 197V198H235ZM262 197V198H261ZM55 198H57L58 200H54ZM86 198H91V200H90V202L92 201V202H94V204H99L98 205V207L100 208V207H102L104 204H106V201H107V199L108 200H110V201H112L110 204H109V202L110 201H107V203L111 206H114L115 205V203H116V201L117 200H119V199H121V200H119V201H117V203H116V206L118 207V204L119 205H121L120 204V202L122 201L124 204H126L125 206L126 207H124L123 205L124 204H122L121 206H123L124 208H126L125 210H124V208H122L121 206L120 207H108L107 206V204H106V206L104 205L103 207H102V209H104L105 210V208L107 209V208H110V210H113V211H110L109 209L108 210H101V208H100V210H99V208L97 209L96 207V205H94L93 203L92 204H90V203H87V202H85V200H86ZM95 198V199H94ZM100 198H102V199H100ZM110 198V199H109ZM112 198V199H111ZM119 198V199H118ZM141 198V199H140ZM181 199V201H180V199ZM186 200H185V199ZM188 198V199H187ZM247 198V199H246ZM9 201H8V200ZM60 199H62V200H60ZM79 199H82L81 201L83 202H81V201H77V200H79ZM97 199L98 200H100L99 201V203H97ZM104 199V200H103ZM105 199H106V201H105ZM124 199H126V201H124ZM127 199H128V201H127ZM131 199V200H130ZM136 199V200H135ZM171 199H172V201H171ZM189 199H193L194 200V202H193V200L191 201V200H189ZM197 199L199 200L200 199V202H201V204H203V205H201L200 203H198V201H197ZM212 199H213V201H212ZM238 199V200H237ZM259 199V200H258ZM261 199V200H260ZM263 199V200H262ZM22 201L21 203H24L25 204V206H29V208L31 207V209L32 208H34V207H38V208H34V211L33 210H31V211H33V213L30 211V209H28L27 207L25 208V206L22 204L21 206H22V208H21V206H20V201ZM34 200H37L38 201V203L37 204H35L36 203V201H34ZM53 202H52V201ZM66 200H68V202H70V201H72L73 203H69L68 204V202L66 201ZM140 200H141V202H140ZM143 200V201H142ZM155 200H156V204H155ZM161 200V201H160ZM175 200V201H174ZM189 200V201H188ZM236 200V201H235ZM13 203H12V202ZM51 201V202H50ZM60 202V205H58L57 203H56V205H54L55 206V208H54V206H51V204L52 203H54V202ZM86 201H88L89 202V200L87 199ZM102 201V202H101ZM104 201V202H103ZM114 201H115V203H114ZM131 201V202H130ZM136 201V202H135ZM145 201V202H144ZM149 201H151V202H149ZM153 201V202H152ZM159 201V202H158ZM180 201V202H179ZM197 201V202H196ZM219 201V202H218ZM247 203H246V202ZM26 202V203H25ZM41 204H40V203ZM43 202V203H42ZM65 202V204H66V207H65V204H63ZM102 203V206H101V203ZM119 202V203H118ZM178 202V203H177ZM183 202H184V204H186V205H184L183 204ZM188 202H190V203H188ZM191 202H192V204H191ZM211 202H213V203H211ZM224 203V205H223V203ZM227 202V203H226ZM30 203H33V207L32 206H30V205H32V204H30ZM47 204V203H51V204H47V205H45V204ZM79 205H78V204ZM85 203L88 205H91L90 207V209L87 207V205H85ZM114 203V204H113ZM139 203L141 204V205H139ZM143 203V204H142ZM150 203H154L155 205L154 206H152L153 204H150ZM168 203V205H166ZM181 203V204H180ZM207 205H209V206H206V208L204 207L206 204ZM217 203V204H216ZM221 203V204H220ZM258 203H259V205H258ZM26 204H29V205H26ZM39 204H40V206H39ZM44 204V205H43ZM61 204H63V205H61ZM71 204V205H70ZM78 205L79 207H81L80 209H78L76 206H74V205ZM83 204H84V206L87 208V211L88 210H90V211H86V209L84 210V208H82L83 207ZM129 204V205H128ZM132 204V209H130L131 208V205ZM135 204V205H134ZM146 204V206L144 207V205ZM147 204H149V205H147ZM191 204V205H190ZM199 204V205H198ZM205 204V205H204ZM212 206H211V205ZM214 204V205H213ZM244 204V205H243ZM246 204V205H245ZM48 205L49 206H51L52 208H54V209H52V210H49L50 212H52V213H47L48 211ZM53 205V204H52ZM69 205V206H68ZM81 205V206H80ZM88 205V206H89ZM94 205V206H93ZM136 205H139V207L141 208H139L138 206H136ZM151 205V206H150ZM157 205H159V206H157ZM166 205V206H165ZM189 205V206H188ZM216 205H217V207H219V209H217V207H216ZM221 205V206H220ZM237 205H239V207H237ZM41 206H47L44 210L45 211H47V212H43L44 210L42 209V207ZM61 206H64V207H61ZM73 206V209L75 210V211H77L78 212V210L80 211V213H81V211H83L84 210V212L86 211L87 213H88V215L89 214H91V212H92V214L91 215H89V217H88V215H87V213H82L83 214V216H82V214H78L77 215V212H75L74 213V211H72V212H70V210L72 209H69L68 208V210H67V207H72ZM127 206H129V208L127 207ZM134 206V207H133ZM151 207V209L149 208V207ZM164 206V207H163ZM192 206V207H191ZM194 206H196V207H194ZM203 206V207H202ZM232 206V207H231ZM250 206H251V208H250ZM253 206V207H252ZM10 207H11V209H10ZM23 207H24V209H23ZM57 207V208H56ZM60 209H59V208ZM74 207H76V208H74ZM92 207H94V208H92ZM105 207V208H104ZM136 207V208H135ZM147 207V208H146ZM153 207V208H152ZM175 207H176V209H175ZM183 207H184V210H183ZM187 207V208H186ZM188 207H189V209L190 208H192V210L193 211H191V209L189 210L188 209ZM199 207V208H198ZM201 207H202V209H201ZM210 207V208H209ZM256 207V208H255ZM13 208V209H12ZM15 208V209H14ZM41 208V209H40ZM63 208H66V210L65 209H63ZM117 208V209H116ZM147 209V211H146V209ZM159 208V209H158ZM179 208V209H178ZM187 209V211L189 210V215H188V212H186L185 210ZM207 208H208V210H207ZM212 208H216V209H212ZM246 208V209H245ZM6 209V210H5ZM10 209V210H9ZM26 209V211H30L31 212V214L28 212V214L30 215V216H28L27 214H26V212H25V215H24V217L28 220H26L25 221V219H23L22 217H23V210H25ZM28 209V210H27ZM38 209H40L41 210V212H40V210H38ZM49 209H51V208H49ZM56 209V211H54ZM83 209V210H82ZM93 209V210H92ZM119 209V210H118ZM121 209H123L122 211H121ZM129 209V210H128ZM137 211V212H135V210ZM142 209H143V211H142ZM149 209H150V212H151V214H150V212H149ZM195 209H196V211L197 212H200V213H197L196 211H195ZM204 209H205V211H204ZM211 209V211H209ZM239 209V210H238ZM4 210V211H3ZM36 210H38V211H36ZM114 210H116L117 211V213L120 215H118L119 216V218L120 217H122V218H120V219H118V216L116 215L117 213H116V211H114ZM131 210V211H130ZM133 210H134V213H132V215H130L129 213L130 212H133ZM157 210H158V212H157ZM161 210V211H160ZM166 210V211H165ZM170 210H172V211H170ZM175 210V211H174ZM203 210V211H202ZM7 213H6V212ZM9 211V212H8ZM13 211H15V212H13ZM20 213H19V212ZM23 211V212H22ZM35 211H36V213H35ZM94 211V212H93ZM96 211V212H95ZM98 211V212H97ZM100 211V212H99ZM106 211H109V212H106ZM120 211H121V214H120ZM127 213L128 212V214L130 215H128V214H124V215H122L123 213H125V212ZM130 211V212H129ZM207 211V212H206ZM213 211V212H212ZM217 211H218V214H217ZM232 211V212H231ZM40 212V213H39ZM54 212V213H53ZM55 212L58 214V215H56L55 214ZM59 212V213H58ZM68 212V213H67ZM90 212V213H89ZM104 214V212H105V215H103L102 213ZM115 212V213H114ZM138 212H139V214H138ZM140 212H142V213H140ZM146 212V213H145ZM191 212H193L194 213V216H193V213H191ZM201 212H204L203 214L201 213ZM210 214H209V213ZM215 212V214L213 215H211V213H214ZM223 212H224V214H223ZM235 212V213H234ZM250 212H253V214L252 213H250ZM257 212V213H256ZM262 212V213H261ZM3 213H6V215H4ZM16 215H15V214ZM43 214V216H42V214H41V218L39 217V214ZM44 213H45V215H44ZM46 213L48 214V217H47V215H46ZM66 213V215H64ZM72 213V214H71ZM94 213H95V215H94ZM98 213H101L102 214V216H100V215H98V217H101L102 219H100L99 218V220L98 221H96L95 219L97 218V217H95L96 216V214H98ZM111 213H113V214H115L116 216H117V219H116V217H114L113 218V214H111ZM155 213V214H154ZM157 213H158V215H157ZM191 213V214H190ZM242 213V214H241ZM11 214V215H10ZM49 214H54L55 216L54 217H52V216H50ZM70 214L73 216H71L72 217V219H71V217L69 218V216H70ZM86 214V217L84 216ZM107 214H109V215H107ZM136 214V215H135ZM144 214H146V215H144ZM148 214H150V215H148ZM155 216H153V215ZM188 216H187V215ZM199 214H201V215H199ZM209 216H208V215ZM217 214V215H216ZM240 214V215H239ZM260 214V215H259ZM17 215H19V216H17ZM64 215V216H63ZM69 215V216H68ZM77 217H76V216ZM110 215H111V217H110ZM113 215V216H112ZM126 215H127V217H126ZM135 217H134V216ZM139 215H141V216H139ZM144 215V216H143ZM191 215V216H190ZM211 215V216H210ZM223 217H226V221H225V218H223ZM227 215V216H226ZM235 217H234V216ZM251 215H252V217H251ZM262 215V216H261ZM20 217L19 218V220L16 218V217ZM46 216V217H45ZM59 216V219H60V217L61 216H63V217H67L68 219L67 220H65V218H63V217H61V219L63 220L62 222L63 223H60L59 221H58V217ZM91 216V217H90ZM94 216V217H93ZM104 216V217H103ZM105 216H107L106 218H105ZM124 216H125V218H124ZM131 216H133L132 218H135V219H133V221H132V218H129V217H131ZM142 216H143V219L144 220H147V221H145V222H143L144 220L142 219ZM197 216V217H196ZM200 216V217H199ZM216 216H218V217H216ZM230 216H232V218L230 217ZM238 216V217H237ZM248 216V217H247ZM256 218H255V217ZM260 218H259V217ZM51 217V218H50ZM56 217V221L59 223V224H61V225H59V224H56L57 222L55 221V220H53L54 218ZM75 217V218H74ZM80 217V218H79ZM82 217L85 219V222H87V220H86V218L88 217V218H90L91 220H89L90 221V223H89V221H88V223L90 224L89 226V229H91V231L90 230H88V231H90V232H88L87 230H86V232H85V230H82V229H84V227H82V226H85V229L86 228H88L87 227V224H85L84 223V221H83V219H82ZM95 218V219H93V218ZM141 217V218H140ZM172 217V218H171ZM189 217V218H188ZM194 217V218H193ZM202 217V218H201ZM242 217H243V220L244 221H242L241 219H242ZM246 217V218H245ZM254 217V218H253ZM262 217V218H261ZM7 218H8V222H7ZM40 219V221H39V219ZM42 218H46L45 220L48 222V218L49 219H52L53 221L52 222H54L53 224L56 226H58L59 228H60V230H61V232L60 231H58L59 230V228L58 227H56V229H58V230H55V233L54 234H52L51 232V230L52 229H50L49 228V226H50V223L49 224H46V222H45V220H43ZM110 218H112L111 220H110ZM128 220H127V219ZM146 218V219H145ZM192 218H193V220H192ZM195 218H198L197 220H195ZM206 220H205V219ZM223 218V219H222ZM248 218V219H247ZM250 218V219H249ZM17 219V220H16ZM23 219V220H22ZM42 219V220H41ZM60 219V220H61ZM77 219V220H76ZM79 219H82V221L81 220H79ZM117 220L116 222H114L115 220ZM124 219V220H123ZM132 221H130V220ZM142 221H141V220ZM150 219V220H149ZM153 219V220H152ZM183 219L185 220V221H183ZM188 219V220H187ZM202 219V220H201ZM231 219V220H230ZM239 219V220H238ZM252 219V220H251ZM6 220V221H5ZM72 220H76V222L75 221H72ZM81 221V222H79V221ZM101 220V221H100ZM108 222H112V223H114V224H111V223H107V221ZM120 220V221H119ZM139 220V221H138ZM172 220V221H171ZM194 220H195V223H194ZM215 220V221H214ZM221 220V221H220ZM230 220V221H229ZM234 220L236 221V222H234ZM239 222H238V221ZM249 220V221H248ZM251 220V221H250ZM5 221V222H4ZM22 221H25V223H27L28 225V227L26 226V225H24L25 223H23ZM37 221H39L43 226H44V223H45V227L44 228H42V230L44 229V231H46V233L44 232V231H42V230H39L40 232H44V233H42V234H45L44 235V237H42V236H39V231H36V232H38V234L36 233V235H34V231L35 230H37L38 229V227H40L41 225H38V224H40L39 222H37ZM42 221H44V223L42 222ZM51 221V220H50ZM104 221L106 222L105 224H104ZM125 221V222H124ZM127 221H129V223L127 222ZM135 221H136V223H135ZM148 221L150 222V223H148ZM159 221L161 222V223H159ZM164 221V222H163ZM198 221V222H197ZM202 221V222H201ZM8 223V225H7V223ZM19 222H20V224L21 223H23L22 224V226H25V227H27L26 228V232H25V234H24V232L22 231V230H25V228L23 227V229H22V226H19L20 224H19ZM52 222H51V224H52ZM66 224H65V223ZM70 222V223H69ZM71 222H73V224H74V222L75 223H77V224H79V223H81L80 225H79V227L80 228H82L81 230L86 234L87 233V235H89V237L88 236H86L84 233V237L82 236L81 237V234L82 233H80V229H79V227H76V226H78V225H76L75 224V227H73V224H71ZM96 222V224H94ZM120 222H123V224L122 223H120ZM142 222V223H141ZM187 222V223H186ZM200 222V223H199ZM254 222V224H252ZM2 223H6L5 225H3ZM14 223H15V225L17 224L19 227H21V229L19 228V227H17V225H16V228H18L17 229V231H18V233H20V235H21V233L23 234V236L21 235V236H19L18 237V233H17V231H16V229H15V231H16V236L12 233V232H15L14 231ZM98 223H99V226H102V224H100V223H103V226L102 227H99V229L100 230H98V232H97V229H96V227H95V225L97 226L98 225ZM117 223V224H116ZM138 223V224H137ZM139 223H141V224H139ZM147 223H148V225H147ZM190 223V224H189ZM194 223V224H193ZM198 223V225H196ZM203 223V224H202ZM204 223H208V224H204ZM210 223V224H209ZM227 223V224H226ZM263 223V224H262ZM30 224V225H29ZM67 224H69V225H71V226H69V225H67ZM82 224H85V225H82ZM93 224H94V226H93ZM106 224H107V226H106ZM122 225V229L120 228V225ZM126 224V225H125ZM128 224V225H127ZM129 224H130V226H129ZM135 225V227L136 228H134V230L135 231H132V225ZM145 224V226H143ZM162 224V225H161ZM199 224H202V225H199ZM244 224H245V227H244ZM252 224V225H251ZM49 225V226H48ZM54 225H51V228H53V230L55 229L54 227ZM66 226L67 225V227H71V228H66V227H60V226ZM105 225V226H104ZM115 226V228H117L116 230H114L115 228L113 227H110V226ZM170 227H169V226ZM174 225V226H173ZM186 225H188L187 227H186ZM191 225V226H190ZM193 225V226H192ZM233 225H236V227L234 226V228H233ZM241 227H239V226ZM242 225V226H241ZM10 226H11V224H10ZM43 226H41V227H43ZM52 226H54V227H52ZM91 226H93V228L95 229V231L93 230V228H91ZM118 226H119V228H118ZM128 226V227H127ZM138 226V227H137ZM147 226V227H146ZM148 226H149V228H148ZM151 226V227H150ZM157 226V227H156ZM250 226V227H249ZM256 226V227H255ZM32 227V228H31ZM47 227L50 229H47ZM104 227V229H105V231H103L101 228H103ZM109 227V228H108ZM130 227V228H129ZM160 227V228H159ZM194 227V228H193ZM238 227V228H237ZM243 227V228H242ZM260 227V228H259ZM30 228V229H29ZM74 228V229H73ZM79 230H78V229ZM98 228V227H97ZM108 228V230H110V232L109 231H107L106 229ZM127 228H129V230L127 229ZM154 228H157V229H155L154 230ZM222 228V229H221ZM235 228H237L236 230H235ZM246 228V229H245ZM249 230H248V229ZM10 229V230H9ZM32 229V230H31ZM49 230V231H51V232H48L47 230ZM69 229H72V232H71V230H69ZM75 229H77V231H75ZM111 229H112V231H115L114 233L111 231ZM129 231V234H128V231ZM149 229V230H148ZM173 229V230H172ZM175 229V230H174ZM185 229V230H184ZM243 229H245V230H243ZM19 230H20V232H19ZM27 230H28V232H27ZM103 231V234H105V236H102L101 235V233H102V231ZM123 230H126L127 232H125L124 231V233L122 232ZM157 230H159L158 232H157ZM162 230V231H161ZM167 230H168V232H167ZM205 230V231H204ZM241 230V231H240ZM248 230V231H247ZM22 231V232H21ZM33 231V232H32ZM60 232V233H58V232ZM92 231H94V232H96V233H94V232H92ZM99 231H101V233H100V235H97V234H99ZM109 232L108 234V236H107V233H104V232ZM122 232V233H119V232ZM133 232V233H131V232ZM149 231V232H148ZM166 231V232H165ZM237 231V232H236ZM57 232V233H56ZM69 232V233H68ZM77 232H79V233H77ZM138 232V233H137ZM143 232V233H142ZM184 232H185V234H184ZM203 232V234H202V236H200L201 235V233ZM209 232V233H208ZM252 232V233H251ZM27 233H28V235H27ZM68 233V234H67ZM92 233H94V234H92ZM113 235H111V234ZM116 233H118L119 234V236L117 235L116 236ZM135 233L137 234V236L135 235ZM145 233H146V235H145ZM197 233V234H196ZM226 233V234H225ZM12 234V236H10V237H12V238H15L16 237V239H12V238H9L8 236L9 235H11ZM32 234V235H31ZM41 234V233H40ZM41 234V235H42ZM71 234H75V235H71ZM76 234H78L79 235V237L76 235ZM82 234V235H83ZM90 234H92V235H95L96 234V238H95V236H93L92 237V235H90ZM120 234H122V235H124V236H122V235H120ZM127 234H128V236H127ZM133 234H134V238H132L133 237ZM141 234V235H140ZM143 234V235H142ZM154 234V235H153ZM196 236V237H194V235ZM249 234H250V236H249ZM258 234V235H257ZM3 235H5L6 236V238L5 237H3ZM8 235V236H7ZM13 235L15 236V237H13ZM34 235V236H33ZM48 235H49V237H48ZM111 235V238L109 237ZM213 237H212V236ZM27 236V238H25ZM29 236V237H28ZM30 236H31V238L32 239H34V237H35V241L34 240H32V239H29L30 238ZM38 236V238H36ZM58 236V237H57ZM75 236H76V238L78 239H76L75 238ZM98 236H99V238H98ZM107 236V237H106ZM130 236V238H129V240H128V237ZM150 236V237H149ZM153 236V237H152ZM170 236V237H169ZM205 236H208V237H205ZM210 236V237H209ZM245 236H246V238H245ZM259 236V237H258ZM3 237V238H2ZM22 237H24L22 240H21V238ZM40 237H42V238H40ZM45 237H47V239L48 240H50L51 238V241H53V240H55L54 241V243L56 242V241H58L57 242V245L59 246H57V245H55L54 243H52L51 241V243L50 244H54L53 246H51L50 247V249H53V247H54V249H53V251L56 253V251H58L59 252V254H58V252L56 253V254H58L57 256H56V254L54 255L53 254V252H52V250H50V249H48L49 247H47L46 245H50V244H48L49 242L48 241H46V243H44L45 242V240H47ZM51 237V238H50ZM58 239H56V238ZM65 237V238H64ZM72 237H74V239L72 238ZM81 237V238H80ZM103 237L105 238V239H103ZM112 237H115V238H112ZM122 237V238H121ZM125 237V238H124ZM138 237H139V239L141 238V241L138 239ZM144 237V238H143ZM159 237V238H158ZM168 237V239H165V238H167ZM184 237V238H183ZM186 237V238H185ZM8 238V240H10V241H8V240H6ZM55 238V239H54ZM61 238V239H60ZM67 238L68 239H70L71 238V240H67ZM79 238L82 240L81 241V243H80V241H79ZM92 238V239H91ZM93 238H95V239H93ZM148 238V239H147ZM204 238V239H203ZM210 238L212 239V241L210 240ZM225 238H226V240H225ZM228 238V239H227ZM230 238V239H229ZM12 239V240H11ZM24 239L26 240V239H28L27 241H26V243H27V245H26V243H25V241H24ZM37 239H42V241H40V240H38L37 241ZM76 242H78L79 241V243L80 244H76L75 242H72L73 240ZM84 239H85V242H83L84 241ZM90 239V240H89ZM107 239V242L106 241H104V240H106ZM108 239H111V241H109ZM112 239H114V240H112ZM120 240V241H118L117 243H115L117 240ZM133 239V240H132ZM146 239V240H145ZM165 239V240H164ZM250 239V240H249ZM15 240V241H14ZM31 240V241H30ZM89 240V241H88ZM99 240V241H98ZM100 240H101V243H102V240H103V242H105V243H103V245L100 243H98V242H100ZM123 240H124V243H123ZM128 240V241H127ZM131 240V241H130ZM142 240H143V242H142ZM144 240H145V242H144ZM159 240V241H158ZM180 240V241H179ZM229 240V241H228ZM239 240H240V242H239ZM247 240V241H246ZM254 240V241H253ZM9 243H11V244H13V243H15V244H17L16 242H18V241H20V242H18V245H19V247L18 246H15L14 244L13 245H11V244H9ZM21 241H24V243L22 242V244L23 245H21V244H19V243H21ZM28 241H30V242H28ZM36 243H40V244H38L37 246L39 247V249L36 247L35 248V246L36 245H34L33 243L34 242ZM64 241H66V242H68V243H66V242H64ZM109 241V242H108ZM114 241V242H113ZM125 241H126V243H125ZM132 242V243H130V242ZM135 241V242H134ZM156 241V242H155ZM183 241V242H182ZM225 241V242H224ZM238 241V242H237ZM32 242V246L29 244V243H31ZM111 242V244H109ZM120 242H121V244H120ZM153 242V243H152ZM160 242V243H159ZM199 242V243H198ZM261 242V243H260ZM44 243V244H43ZM61 243V245H62V247H63V249L61 248V245H59ZM71 243V244H70ZM73 243H74V245H73ZM88 243V244H87ZM91 243V244H90ZM92 243H93V246H92ZM97 245H95V244ZM109 244V245H107V244ZM115 243V244H114ZM127 243H129V244H127ZM133 243H135V244H133ZM167 243V244H166ZM231 243V244H230ZM239 243V244H238ZM248 245H247V244ZM6 244V245H5ZM8 244V245H7ZM43 244V245H42ZM83 244H85V245H83ZM86 244H87V247H86V249H87V251L85 250L84 251V249H85V246H86ZM119 246V244H120V246L118 247L117 245ZM125 244V245H124ZM162 244V245H161ZM242 244H243V248H245V249H243L242 248ZM25 245V246H24ZM43 247H42V246ZM84 246V248H83V246ZM90 245V246H89ZM105 245H107L106 247H104V249H102L103 248V246H105ZM134 245V246H133ZM138 245H139V247H138ZM153 245V246H152ZM164 245V246H163ZM182 245V246H181ZM214 245V246H213ZM9 247V246H15L14 247V249L11 247V249H13L12 251H15V252H12L11 250H8L9 248H7V247ZM20 246H22L21 248H23V246L25 247V248H27L25 251H24V249H20ZM27 246V247H26ZM28 246L30 247L29 249H28ZM89 246V247H88ZM94 246H96V247H98L99 249H100V252H99V250L97 251V249H96V247H95V249L96 250H94ZM100 246H101V248H100ZM125 246H127L125 249H123ZM136 246L138 247L137 249H136ZM169 246V247H168ZM210 246H211V248H210ZM5 247H6V249H5ZM18 247V250L20 249V250H22V252L20 253L18 250H16L15 248H17ZM42 247V248H41ZM45 247H47V249L45 248ZM56 247H57V249H56ZM90 247H93V249L91 250V248ZM116 247H118V248H116ZM128 247H130V248H128ZM159 247V248H158ZM183 247V248H182ZM185 247V248H184ZM195 247V248H194ZM196 247H197V249H196ZM209 247V248H208ZM223 247V248H222ZM249 248V250H248V248ZM257 247H259V248H257ZM43 249L42 250V252L46 249L47 250V252L50 250L51 251V253L53 254V256H54V259L52 258V255H50L51 253H49L48 254V256L50 255L51 256V258L49 257H47V253L46 252H43V253H45L46 254V257H45V260H44V257H42V256H44L43 255V253L42 252H40V253H37L36 254V252H38V251H40L41 249ZM58 248H61V249H58ZM83 249V250H78V249ZM107 248V249H106ZM112 248H114V250L112 249ZM116 248V249H115ZM34 249H36V252H34L35 250ZM38 249V250H37ZM56 249V250H55ZM74 250L73 252L71 251V250ZM75 249H76V254H75ZM91 251H93L94 250V252H96V253H93V252H91ZM119 249V250H118ZM132 249H135V250H132ZM142 249V250H141ZM146 249V250H145ZM225 249V250H224ZM232 249V250H231ZM255 249V250H254ZM5 250H7V252H5ZM64 250V251H63ZM122 250H125V252L124 251H122ZM129 250H130V253H129ZM9 251H11L12 253H10ZM16 251L18 252V254L16 253ZM24 251V252H23ZM63 251V252H62ZM77 251H79V253H83V251H84V253H83V258H79L80 257V255L81 254H79L78 256V258H77V254H78V252ZM112 252V254H111V252ZM116 251H118V252H116ZM120 251V252H119ZM136 251V252H135ZM158 251V252H157ZM211 251V252H210ZM224 251V252H223ZM66 252V253H65ZM89 252V253H88ZM106 252H107V254L108 253H110L109 255H107L106 254ZM114 252H116L115 254L116 255H114ZM122 252V253H121ZM155 252V253H154ZM186 252V253H185ZM17 254V256L15 257L14 256V254ZM25 253V254H24ZM73 253L75 254V255H73ZM89 254L88 256H85L84 257V255H86V254ZM202 253V254H201ZM207 253V254H206ZM248 253V255H246V254ZM23 254H24V256H23ZM33 254H36V256L38 255L39 256V260L37 259V257L34 255L33 256ZM40 254V255H39ZM65 254H69L68 256L66 255L65 256ZM90 254H92V255H90ZM124 254H126V255H124ZM129 254H130V256H129ZM132 254L135 256V254H137L136 256H138V257H134V256H132ZM142 254V255H141ZM147 254V255H146ZM159 254V255H158ZM212 254V255H211ZM253 254V255H252ZM42 255V256H41ZM113 256L114 257V259H113V257H111V256ZM121 255V256H120ZM122 255H124L123 257H122ZM141 255V256H140ZM151 255V256H150ZM18 256H22L21 257V259H20V257H18ZM41 256V257H40ZM61 256V257H60ZM104 256V257H103ZM110 256V257H109ZM120 256V257H119ZM126 256V257H125ZM60 259H59V258ZM88 257V258H87ZM107 257H109L110 258V260H109V258H107ZM130 257H132L131 259H130ZM142 257V258H141ZM147 257V258H146ZM155 257V258H154ZM218 257V259H216ZM14 258H17V259H14ZM30 258H32V259H30ZM43 258V261L41 262V259ZM48 259V261H47V259ZM62 258H65V259H62ZM86 258L87 259H89L88 261H86ZM102 258V259H101ZM134 258V259H133ZM178 258H180V259H178ZM11 259V260H10ZM31 260V261H29V260ZM49 259H53L52 261L51 260H49ZM59 259V260H58ZM67 259V263H66V261L64 262L63 260H66ZM72 259H74V260H72ZM80 259V260H79ZM96 259V260H95ZM101 259V260H100ZM144 259H145V261H144ZM149 259V260H148ZM164 259V260H163ZM229 259V260H228ZM249 259H251L252 261L250 262V263H247L248 261H250ZM4 260H7V261H5L4 262ZM32 260H33V262H32ZM72 260V262H70ZM75 260H79L78 262L77 261H75ZM93 260V261H92ZM98 260V261H97ZM114 260V262L113 263H111L112 261ZM115 260H117V263H116V261ZM122 260V261H121ZM130 260V261H129ZM224 260V261H223ZM17 261V262H16ZM47 261V262H46ZM75 261V262H74ZM106 261L104 262V264H109V263H106ZM129 261V262H128ZM135 263H134V262ZM138 261V262H137ZM29 262V263H28ZM35 262V263H34ZM61 262V263H62ZM253 262V263H252ZM14 263H12V264H14ZM23 263V261H22V264H24ZM60 262H59V264H61ZM89 263V264H90ZM0 264H1V262H0ZM51 264V263H50ZM52 264H54V263H52Z\"/></svg>", "mask_w": 264, "mask_h": 264}, {"label": "bare ground", "instance_id": "bare-ground-1", "mask_svg": "<svg viewBox=\"0 0 264 264\" xmlns=\"http://www.w3.org/2000/svg\"><path fill=\"white\" fill-rule=\"evenodd\" d=\"M25 1H26V0H25ZM30 1H31V0H30ZM30 1H29V2H30ZM34 1H35V0H34ZM37 1H38V0H37ZM39 1H41V0H39ZM46 1H47V0H46ZM50 1H51V0H50ZM60 1H61V0H60ZM64 1H66V0H64ZM64 1H62V2L64 3ZM68 1H69V0H68ZM70 1H72V0H70ZM70 1H69L68 3H66L67 6H68V4L70 5V3H71V5H72V2H75L74 0H73L72 2H70ZM82 1H83V0H82ZM82 1H81V5L83 4ZM88 1H89V0H87V2H88ZM100 1H101V0H100ZM108 1H109V0H108ZM141 1H142L143 3H145L147 0H145V1L140 0V3H141ZM150 1H151V0H148V2H150ZM153 1H154V0H153ZM161 1H162V0H161ZM179 1H180V0H179ZM184 1H185V0H184ZM193 1H194V0H193ZM199 1H200V0H199ZM210 1H211V4H212L213 1H212V0H210ZM222 1H224V0H221V2H222ZM226 1H227V0H226ZM228 1H229V0H228ZM231 1H232V0H231ZM238 1H239V0H238ZM238 1H235V2H238ZM248 1H249V0H248ZM20 2H21V1H20ZM22 2H24V0H23ZM47 2H48V1H47ZM57 2H59V1H57ZM62 2H60L59 5H58V3H57V7H55L56 4H55V5L53 4V6H52L51 9H53V7L58 8V6H60V4H63ZM66 2H67V1H66ZM79 2H80V0H79ZM90 2H91V1H90ZM98 2H99V1H97V2H95V3L97 4ZM102 2H103V0H102ZM113 2H114V1H113ZM115 2H116V1H115ZM118 2H119V0H118ZM125 2H126V1H125ZM167 2H168V1H167ZM169 2H170V1H169ZM171 2H172V1H171ZM173 2H174V1H173ZM173 2H172V4H173ZM181 2H182V0H181ZM185 2H186V1H185ZM201 2H202V1H201ZM204 2L207 3V1H204ZM204 2H202V3H204ZM217 2H219V1H217ZM221 2H220V3H221ZM235 2H234V5H236ZM259 2H260V1H259ZM26 3H27V1H26ZM30 3H32V2H30ZM33 3H37V2L35 1V2H33ZM38 3H39V2H38ZM38 3H37V4H38ZM40 3H41V2H40ZM50 3H51V2H50ZM75 3H77V2H75ZM91 3H93V1H92ZM106 3H109V2H106ZM126 3H127V2H126ZM140 3H139V4H140ZM143 3H142V4H143ZM157 3H158V1H157ZM182 3H183V2H182ZM187 3H188V2H187ZM191 3H193V2L191 1ZM202 3H199V5L202 6V5H201ZM13 4H14V3H13ZM17 4H18V3H17ZM17 4H16V5H17ZM77 4H78V3H77ZM84 4H85V3H84ZM96 4H95V5H96ZM100 4H101V3H99V6H101ZM116 4H117V3H116ZM142 4H141V5H142ZM149 4H150V3H146V7H147V5H149ZM161 4H162V2H161ZM169 4H171V3H169ZM176 4H177V3H175L174 5H176ZM183 4H184V3H183ZM218 4H219V3H218ZM226 4H227V2H226ZM231 4H232V3H231ZM249 4H250V2H249ZM11 5H12V3H11ZM14 5H15V4H14ZM19 5H20V4H19ZM31 5H32V6H33V5L35 6V4H31ZM66 5H65V6H66ZM81 5L78 4L77 6L79 7V6H81ZM97 5H98V4H97ZM106 5H107V4H105V6H106ZM121 5H122V4H121ZM141 5H140V6H141ZM151 5H152V4H151ZM153 5H154V7H155V6H157L158 4L155 5V4L153 3ZM164 5H165V4H164ZM167 5H168V4H166V6H167ZM178 5L180 6V3H178ZM178 5H177V6H178ZM221 5L223 6L222 3H221ZM221 5H220V6H221ZM259 5H261V4H259ZM263 5H264V4H263ZM12 6H13V5H12ZM32 6H30V7H32ZM34 6H33V7H34ZM36 6L38 7V5H36ZM39 6H41V5H39ZM47 6H48V5H47ZM62 6H63V5H62ZM62 6H60V7H62ZM65 6H64V7H65ZM73 6H74V9H75L76 4H73ZM99 6H97V7H99ZM103 6H104V5H103ZM112 6H113V5H112ZM116 6H117V5H116ZM118 6H119V5H118ZM143 6H145V5H143ZM158 6H159V5H158ZM161 6H162V5H161ZM170 6L172 7L173 5H170ZM185 6H186V4H185ZM185 6H183V7L185 8ZM189 6H191V5H188V7H189ZM196 6H197V5H196ZM204 6H205V4H204ZM209 6H210V5H209ZM224 6H226L225 3H224ZM45 7H46V6H45ZM60 7H59V8H60ZM64 7H63V8H64ZM71 7H72V6H71ZM78 7H76V8H78ZM81 7H82V6H81ZM87 7H88V4H87ZM87 7H86V8H87ZM91 7H93V4H92ZM97 7H96V8H97ZM108 7H111V6H108ZM119 7H120V6H119ZM119 7H117V8H119ZM127 7H128V6H127ZM146 7H145V8H146ZM149 7H150V6H149ZM154 7H153V8H154ZM167 7H168V6H167ZM173 7L175 8V6H173ZM183 7L181 6V9H182ZM186 7H187V6H186ZM202 7H203V6H202ZM202 7H200V8H202ZM205 7H206V6H205ZM207 7H208V5H207ZM217 7H218V6H217ZM229 7H230V6H229ZM231 7H232V6H231ZM250 7H251V6H250ZM38 8H40V7H38ZM38 8H36V10H37ZM46 8H48V7H46ZM55 8H54V9H55ZM66 8H68V7H66ZM66 8H64V9H66ZM72 8H73V7H72ZM79 8H80V7H79ZM79 8H78V10H79ZM84 8H85V7H84ZM84 8H83V9H84ZM86 8H85V9H86ZM106 8H107V7H106ZM114 8H115V5H114ZM117 8H115V9H117ZM124 8H125V7H124ZM176 8H177V7H176ZM184 8H183V9H184ZM197 8H199V7H197ZM200 8H199V9H200ZM203 8H204V7H203ZM213 8H214V7H213ZM222 8H223V7H222ZM222 8H221V9H222ZM238 8H239V3H238ZM252 8H253V7H252ZM254 8H256V7H254ZM30 9H31V8H30ZM33 9H34V8H33ZM40 9H41V8H40ZM61 9H62V8H60V10H61ZM83 9L80 8V11L83 10ZM93 9H95V6L93 7ZM97 9H99V8H97ZM112 9H113V8H112ZM121 9H122V8H120V10H121ZM127 9H128V8H127ZM151 9H152V7H151ZM151 9L149 8V10H151ZM158 9H159V7H158ZM172 9H173V8H172ZM172 9H171V10H172ZM188 9H189V8H188ZM216 9H217V8H216ZM231 9H234V8H229V10H231ZM236 9H237V8H236ZM239 9H241V8H239ZM242 9H243V8H242ZM43 10H46V11H47V9H44V8H43ZM48 10L51 11L50 9H48ZM57 10H58V9H57ZM60 10H59L58 13H60ZM67 10H68V9H67ZM69 10H70V7H69ZM69 10L67 11V13L69 12ZM88 10H89V9H88ZM95 10H96V9H95ZM100 10H102V7H101ZM100 10H99V11H100ZM104 10H105V8H104ZM106 10H107V9H106ZM108 10H110V9L108 8ZM124 10H125V9H124ZM146 10H147V8H146ZM149 10H147V11L149 12ZM155 10H156V9H155ZM165 10H166V9H165ZM171 10H170V11H171ZM178 10H179V9H178ZM201 10H203V9H201ZM201 10H200V11H201ZM204 10H205V9H204ZM204 10H203V11H204ZM209 10H210V9H209ZM213 10H214V9H213ZM227 10H228V8H227ZM229 10H228V12L230 13L231 11H229ZM237 10H238V9H237ZM256 10H257V9H256ZM30 11H31V12H30ZM33 11H34V13H35V9H34ZM41 11H42V9H41ZM46 11H44L45 14H46ZM53 11H54V10H53ZM70 11H71V10H70ZM72 11H74V10H72ZM75 11H76V10H75ZM75 11H74V14L76 15L75 19H76L77 17H79L80 15L85 14V13H83V12H85V10H84V11H81L82 14H80V11H79V13H78V11H76V12H77V14H76ZM96 11H97V10H96ZM112 11H113V10H112ZM143 11H144V10H143ZM152 11H153V9H152ZM157 11H158V10H157ZM163 11H164V8H163L162 12H163ZM168 11H169V10H168ZM175 11H177V10H175ZM182 11H183V10H182ZM182 11H179V13H183ZM190 11H191V10H190ZM224 11H225V7H224ZM238 11H239V10H238ZM258 11H259V8H258ZM29 12H30V14H33V13H32V10H29ZM37 12H38V10H37ZM44 12H43V13H44ZM47 12H48V11H47ZM51 12H52V11H51ZM51 12H50V13H51ZM62 12L65 13L66 10H65V11H62ZM92 12H94V11H92ZM101 12H102V11H101ZM117 12H118V10H117ZM117 12H116V13H117ZM124 12H125V11H124ZM126 12H127V11H126ZM148 12L145 11V14H146V13L148 14ZM201 12H202V11H201ZM215 12H216V11H215ZM215 12L213 11V14H212L213 16H214V13H215ZM226 12H227V11H225V13H226ZM234 12H235V11H234ZM242 12H243V11H242ZM244 12H246L245 9H244ZM247 12H248V14H249V13H250V10L247 11ZM18 13H19V12H18ZM58 13H57V14H58ZM89 13H90V12H89ZM103 13H108V12H107V11H106V12L103 11ZM110 13H111V11H110ZM113 13H114V12H113ZM113 13H112V15H113ZM120 13H121V12H120ZM120 13L118 12V14H120ZM152 13H153V12H152ZM154 13H155V12H154ZM157 13H159V12H156L155 14H157ZM164 13H165V12H164ZM164 13H163V14H164ZM192 13H193V12H192ZM204 13H206V12H204ZM204 13H203V14H204ZM209 13H210V12H209ZM209 13H207L206 15H208ZM218 13H219V12H218ZM218 13H217V14H218ZM222 13L224 14V12L221 11V14H220L219 18L221 17V15L223 16ZM231 13H233V11H232ZM240 13H241V11H240ZM240 13H239V15H240ZM254 13H255V12H254ZM256 13H257V12H256ZM261 13H263V12L261 11ZM19 14H20V13H19ZM40 14H41V12H40V13L38 12L37 15H40ZM48 14H49V12H48ZM53 14H54V13H53ZM53 14H52V15H53ZM71 14H73V13H71ZM74 14H73V16H74ZM86 14H88V13L86 12ZM86 14L83 15L84 17H83V16H82V17L85 18V16H87ZM91 14H92V13H91ZM91 14H89L90 20H91V16H90ZM98 14H99V12H98ZM98 14L96 13V16H97ZM100 14H101V13H100ZM128 14H129V13H128ZM145 14H144V15H145ZM163 14H162V15H163ZM170 14H171V13H170ZM170 14H169V15H170ZM175 14H176V13H175ZM175 14H174V17H175ZM186 14H187V13H186ZM188 14H189V13H188ZM233 14H234V13H233ZM233 14H232V15H233ZM236 14H237V13H236ZM248 14H247V15H248ZM257 14H259V12H258ZM263 14H264V13H263ZM34 15H35V14H34ZM46 15H47V14H46ZM50 15H51V14H50ZM68 15H69V14H68ZM78 15H79V16H78ZM112 15H111V16H112ZM121 15L124 16L123 14H121ZM149 15H151V13H150ZM152 15H153V14H152ZM152 15H151V18H150V16L147 17V19L150 18V19H149V23H151V21H152V20H151V19H152ZM157 15H158V14H157ZM164 15H165V14H164ZM176 15L178 16V13H177ZM193 15H194V14H193ZM199 15H200V14H199ZM250 15H251V13H250ZM253 15H254V14H252L251 17H252ZM259 15H261V14H259ZM20 16H21V15H20ZM20 16H17V17H20ZM25 16L27 17V15H25ZM30 16H31V15H30ZM66 16H67V14H66ZM71 16H72V15H71ZM71 16L69 15L68 17L72 18ZM94 16H95V15H94ZM100 16H101V15H100ZM102 16H103V15H102ZM115 16H117V15H115ZM115 16H114V17H115ZM118 16H120V15H118ZM126 16H127V15H126ZM155 16H156V15H155ZM171 16H172V15H171ZM180 16H181V15H180ZM183 16H185V15H183ZM186 16H187V15H186ZM189 16H190V15H189ZM213 16H212V17H213ZM215 16H216V14H215ZM224 16H226V14H224ZM227 16H228V19H227V20H229V18L231 17L230 14L227 15ZM227 16H226V18H227ZM229 16H230V17H229ZM248 16H249V15H248ZM0 17H2V16H0ZM6 17H7V16H6ZM15 17H16V16H15ZM28 17H29V15H28ZM28 17H27V18H28ZM32 17L34 18L33 15H32ZM39 17H40V16H39ZM42 17H43V15H42ZM63 17H65V15H63L62 17L60 16V18H63ZM68 17H66V18H68ZM98 17H99V16H98ZM98 17H97V18H98ZM120 17H121V16H120ZM127 17H128V16H127ZM145 17H146V16H145ZM153 17H154V15H153ZM156 17H157V16H156ZM156 17H154V19H155ZM161 17H163V16H161ZM161 17H160V18H161ZM164 17H165V16H164ZM174 17H172V18H174ZM190 17H191V16H190ZM193 17H194V16H192L190 19L193 20V19H192ZM201 17H203V15H202ZM216 17H218V16H216ZM232 17L234 18V16H232ZM251 17H250V18H251ZM253 17H254V16H253ZM253 17H252V18H253ZM258 17H260V16H258ZM3 18H4V17H3ZM3 18H1V19H3ZM7 18L10 19L9 17H7ZM29 18H30V20H31V17H29ZM43 18H44V17H43ZM45 18L48 19L47 16H45ZM54 18H55V17H54ZM73 18H74V17H73ZM73 18H72V19H73ZM79 18H80V17H79ZM79 18H78V19H79ZM83 18H82V20H83ZM87 18H88V17H87ZM94 18L96 19V17H94ZM112 18H113V17H112ZM117 18H118V17H117ZM117 18H116V19H117ZM142 18H143V16H142ZM157 18H158V17H157ZM169 18H170V17H169ZM178 18H179V17H178ZM195 18H196V17H195ZM222 18H223V17H222ZM222 18H221L220 20H223ZM233 18H231V20H232ZM235 18H236V16H235ZM235 18H234V20L238 19V18H236V19H235ZM256 18H257V17H256ZM261 18L263 19V17H261ZM63 19H64V18H63ZM63 19H62V21H61V22H62V23H61V26H62V27H63ZM78 19H76V21H77ZM95 19H93V17H92V20L90 21V23H91L92 21H95ZM121 19H123V18L121 17L120 20H121ZM139 19H140V18H139ZM145 19H146V18H145ZM145 19H144V20H145ZM154 19H153V20H154ZM175 19H176V17H175ZM183 19H184V18H183ZM186 19H187V17H186ZM213 19H214V18H213ZM253 19H255V18H253ZM253 19H252V20H253ZM258 19H260V18H258ZM258 19H257V20H258ZM6 20H7V19H6ZM45 20H46V19H45ZM57 20H59V18H58ZM69 20H71V19H69ZM69 20H68V21H69ZM73 20H74V19H73ZM82 20H81V18H80V20H78V22H80V23L82 22V23H83L84 20H83V21H82ZM101 20H102V19H101ZM101 20H99V21L101 22ZM104 20H106V18H105ZM107 20H108V19H107ZM107 20H106V21H107ZM113 20H115V19H113ZM157 20H158V19H157ZM162 20H163V18H162ZM170 20H172V19H170ZM177 20H178V19H177ZM177 20H176V23H177V22H180V21H177ZM188 20H189V18H188ZM194 20L196 21V19H194ZM220 20H219V21H220ZM231 20L229 21V23L231 22ZM238 20H239V19H238ZM238 20H237V21H238ZM245 20H246V19H245ZM245 20H244V22H246ZM0 21H2V20H0ZM3 21H4V20H3ZM3 21H2V22H3ZM7 21H8V20H7ZM7 21H6V22H7ZM48 21H49V20H48ZM71 21H72V20H71ZM71 21H69V22H70V25H69V26L67 25V23H65V22H64V23L66 24V26L70 27L71 24H72V22H73V21H72V22H71ZM74 21H75V20H74ZM86 21L88 22L89 19L86 20ZM86 21L84 22V24L87 23ZM110 21H111V20L109 19V22H110ZM115 21H116L115 23H117V20H115ZM124 21H125V20H124ZM146 21H147V20H146ZM158 21H159V20H158ZM166 21H167V20H166ZM185 21H186V20H185ZM185 21H184V23H185ZM199 21H200V20H199ZM208 21H209V20H208ZM224 21H225V20H224ZM249 21H251V19H250ZM9 22H11V21L9 20ZM9 22H8V24H9ZM51 22H53V20H52ZM66 22H67V19H66ZM78 22H76V23L78 24ZM100 22H99V24H100ZM103 22H104V21H103ZM109 22H108V23H109ZM111 22H112V21H111ZM111 22H110V23H111ZM121 22H122V21H121ZM126 22H127V21H126ZM152 22H153V21H152ZM155 22H156V19H155ZM188 22H189V21H188ZM204 22H205V21H204ZM217 22H218V21H217ZM227 22H228V21H227ZM232 22H234V21H232ZM232 22H231V23H232ZM240 22H241V20H240ZM240 22H239L238 24H241ZM244 22H243V19H242V23H243V24H245ZM247 22H248V21H247ZM251 22H252V21H251ZM251 22H250V23H251ZM259 22H260V21H259ZM0 23H1V22H0ZM28 23H29V21H28ZM45 23H46V21H45ZM82 23H81V25L83 26L84 24H82ZM90 23H88V24L90 25ZM112 23L114 24V21H113ZM124 23H125V22H124ZM141 23H142V21H141ZM141 23H140L139 27L136 26L137 29H138V28L140 29V27L142 26ZM145 23H146V22H145ZM145 23H144V24H145ZM153 23H154V22H153ZM168 23H169V22H168ZM180 23H181V22H180ZM180 23H179V24H180ZM182 23H183V20H182ZM195 23H196V22H195ZM198 23H199V22H198ZM198 23H197V24H198ZM202 23H203V21H202ZM202 23L199 24V25L202 26ZM210 23H211V22H210ZM223 23H224V22H223ZM223 23H222V24H223ZM248 23H249V22H248ZM257 23H258V22H257ZM10 24H14V23H10ZM25 24H26V23H25ZM47 24H48V23H47ZM65 24H64V26H65ZM68 24H69V23H68ZM92 24H93V22H92ZM96 24H97V23H96ZM106 24H107V23H106ZM118 24H119V23H118ZM147 24H148V23H147ZM165 24H166V23H165ZM170 24H171V23H170ZM170 24H166V25H167L168 27L172 26V27H170V28H171V31H172V28H173L174 31H176V29H177L176 27L179 26V24H178V25H174V26H173V25H170ZM172 24H173V23H172ZM197 24H196V25H197ZM203 24H204V23H203ZM207 24H208V22H207ZM219 24H221V21L219 22ZM222 24H221V25H222ZM236 24H237V23H236ZM259 24H260V23H259ZM259 24L255 25V26L257 27ZM1 25H2V24H1ZM1 25H0V26H1ZM56 25H57V24H56ZM58 25L60 26V24H58ZM58 25H57V27H54V28H55V29L58 28V30H59L60 27H59ZM75 25H76V24H75ZM75 25H74V26H75ZM79 25H80V24H79ZM85 25H86V24H85ZM85 25H84V27H85ZM94 25H95V23H94ZM100 25H101V24H100ZM104 25H105V24H104ZM107 25H108V24H107ZM107 25H106V26H107ZM114 25H115V24H114ZM114 25H113V26H114ZM121 25H122V24L119 25L120 27H118V29H119V28H122L121 30H123L125 27L123 28V26L121 27ZM151 25H154V24H151ZM151 25L149 24L148 26H151ZM169 25H170V26H169ZM185 25H186V24H185ZM185 25L183 24V26H185ZM215 25H216V23H215ZM225 25H226V24H225ZM246 25H247V23H246L244 26H246ZM261 25H262V24H261ZM3 26L6 27V29H8L9 31H10V29H11V31H12V29H13V28H10L9 25H7V26L2 25V27H3ZM8 26H9V28H8ZM11 26H12V25H11ZM22 26H23V25H22ZM22 26H21V27H22ZM48 26H49V25H47V27H48ZM50 26H51V25H50ZM54 26H55V25H54ZM66 26H65V27H66ZM74 26H71V27H73V30H72V31L70 30V32H69L68 30H66V28H63V29L61 28V29H62L63 31H64V29H65L64 34L66 33V31H67V33H68V32H69V33H72V32L74 31V29H75ZM82 26H80V27H82ZM87 26H88V25H87ZM87 26H86V27H87ZM92 26H93V25H92ZM92 26H91V27L88 26L87 29H92V30H93ZM131 26H132V25H131ZM154 26H156V27H159V26H160V27H161V25H158V26H157L156 24H155ZM175 26H176V27H175ZM180 26H181V25H180ZM180 26H179V27H180ZM191 26H193V25H191ZM197 26H198V25H197ZM208 26H209V24H208ZM211 26H212V25H211ZM216 26H217V25H216ZM216 26H215V28L218 27V26H217V27H216ZM227 26H228V25H227ZM227 26H226V27H227ZM230 26H231V25H230ZM236 26H237V25H236ZM236 26H235V27H236ZM242 26H243V25H242ZM255 26H253V24H251L250 27H252L251 29H253V27H255ZM4 27H3V29H4ZM12 27H20V26H16V24H15V25L12 26ZM21 27H20V29H22ZM23 27H24V26H23ZM25 27H27V26H25ZM52 27H53V26H52ZM71 27H70V28H71ZM78 27H79V26H78ZM80 27H79V29L76 27V28L78 29V31L80 30ZM94 27H96V25H95ZM103 27H105V26H103ZM108 27H109V25H108ZM110 27H112V26L110 25ZM126 27H128V26H126ZM151 27H152V26H151ZM156 27H155V28H156ZM162 27H163V26H162ZM162 27H161V28H162ZM179 27H178V28H179ZM186 27H187V26H186ZM198 27H199V26H198ZM223 27L226 28L224 25H223ZM235 27H234V29H233V27H230V28L233 29V30H231L233 35H234V33H235V32L241 27V25L239 26L238 29H236ZM256 27H255V28H256ZM259 27H260V26H259ZM27 28H28V27H27ZM50 28H51V27H50ZM50 28H48V30H50ZM54 28H53V29H54ZM112 28H114V27H112ZM132 28H133V27H132ZM134 28H135V27H134ZM141 28H142V27H141ZM149 28H150V27H149ZM149 28H147V29H149ZM174 28H176V29H174ZM193 28H194V27H193ZM210 28H211V27H210ZM210 28H209V29H210ZM241 28H242V29H241ZM241 28H240V29H241L240 31L238 30V31L236 32V36H239L238 39L236 40V39L233 37V38H234V43H232V46L229 48V50H228L229 52H227V51L225 50L227 53H229L228 56H227V53L225 54V55L228 57V59H229V57H230V59H231L232 57L235 58V56H234L235 54H236L237 58L240 57V59H241V56L238 57L237 53L239 52L238 54H243V52L240 51V47H238L239 50L236 48L237 44H239L240 42L243 41V40H241V38H243L244 36H240V35L243 34L242 31L245 30V29H244L245 27H244V28L241 27ZM247 28H248V27H247ZM247 28H246V29H247ZM257 28H258V27H257ZM3 29H2V30H3ZM20 29L18 28V30H20ZM24 29H25V28H24ZM33 29H34V28H33ZM33 29H31V30H33ZM36 29H37V28H36ZM55 29H54V30H55ZM95 29H96V28H95ZM139 29H138V30H139ZM143 29H145V27H144ZM150 29H152V28H150ZM165 29H166V28H165ZM167 29H169V28H167ZM167 29H166V30H167ZM202 29H203V27H202ZM226 29H227V28H226ZM226 29H224V30H226ZM235 29H236V30H235ZM4 30H5V29H4ZM22 30H23V29H22ZM25 30H26V29H25ZM25 30H24L23 32H26V33H24V34H27V31L30 30V28H28L27 31H25ZM48 30L46 31L47 33L50 32V31L48 32ZM58 30H57V31H58ZM92 30H91V31H92ZM115 30H117V29H115ZM124 30H125V29H124ZM127 30H128V29H127ZM129 30H131V28H130ZM135 30H136V29H135ZM140 30H141V29H140ZM140 30H139V31H140ZM153 30H154V28H153ZM153 30H152V31H153ZM163 30H164V29H162V31H163ZM166 30H164V31H166ZM181 30H183V29H181ZM194 30H195V29H194ZM205 30H206V29H205ZM215 30H216L215 35L212 36V35L209 34V35L212 36V37H207L206 40H209V39L211 38L210 40H212L213 43L217 40V38L219 37V35L222 33V28H221V27H218V28L215 29ZM234 30H235V31H234ZM254 30H255V29H254ZM261 30H262V29H261ZM11 31H10V32H11ZM35 31H36V30H35ZM63 31L60 32V30H59V32H60L59 34L62 35V34H63ZM78 31H77V32H78ZM136 31H137V30H136ZM136 31H135V32H136ZM141 31H143V30H141ZM144 31H146V29H145ZM150 31H151V30H150ZM150 31H148V33H150ZM158 31H159V30H158ZM171 31H169V33H167V32H168V30H167V31L164 32L163 34H164V35L170 34ZM174 31H172V32H174ZM177 31H178V30H177ZM190 31H191V30H190ZM197 31H198V30H197ZM197 31L195 30V33H197ZM208 31H209V30H208ZM226 31L229 32V30H226ZM231 31H230V32H231ZM233 31H234V33H233ZM245 31L247 32V30H245ZM250 31H251V30L249 29L248 33H249ZM263 31H264V29H263ZM0 32H1V30H0ZM14 32L16 33V32H17V29H16V31L13 30L12 33H14ZM18 32H21V30L18 31ZM18 32H17V33H18ZM28 32H29V31H28ZM31 32H32V31H31ZM31 32H29V33H31ZM36 32H39V31H36ZM36 32H35V33H36ZM53 32H54V31H53ZM53 32L50 33V34H53ZM74 32H75V31H74ZM74 32H73L72 34H74ZM137 32H138V31H137ZM154 32H155V30H154ZM160 32H161V31H160ZM214 32H215V31H214ZM230 32H229V33H230ZM238 32H239V33H238ZM240 32H241V33H240ZM2 33H3V31H2ZM2 33H0V34H2ZM5 33H6V32H5ZM5 33H4V34H5ZM7 33H8V31H7ZM7 33H6V34H7ZM33 33H34V32H33ZM35 33H34V34H35ZM55 33H56V35H59V34H57L58 32L55 31V32H54V35H55ZM67 33L64 35V36H66V39H67V37H68V38H71L72 36H71V37H70V35L67 36ZM89 33H90V32H89ZM102 33H103V32H102ZM110 33H111V32H110ZM110 33H109V34H110ZM114 33H115V32H114ZM126 33H127V31H126ZM148 33H147V34H148ZM151 33H152V32H151ZM158 33H159V32H158ZM175 33L177 34V32H175ZM175 33H174L173 35H175ZM237 33L240 34V35H238ZM248 33H247V35H246V33H245L244 35H246V36L249 37V35H251V34L248 35ZM253 33L255 34V32H253ZM256 33H259V30H258V32H256ZM4 34H3V36L6 37L7 35H4ZM22 34H23V33H22ZM34 34H32V35H34ZM39 34H40V33H39ZM45 34H46V33H45ZM72 34H71V35H72ZM75 34H76V33H75ZM78 34L81 35L82 33H79V32H78ZM78 34H76V35L79 36ZM122 34H124V32H123ZM154 34H155V33H154ZM159 34L162 35V32L159 33ZM171 34H172V33H171ZM197 34H198V37H199V34H201V30H200V33H197ZM259 34H262V35H263L264 33H259ZM10 35H12V34H9V36H10ZM19 35H20V33H19ZM19 35L16 34V36H17L16 38H17V39L19 38ZM35 35H36V37H35ZM35 35H34L33 37L37 38V33H36ZM99 35H102L101 38L104 39V36H105V35H103V34H99ZM107 35H108V33H107ZM107 35H106V36H107ZM110 35H111V34H110ZM114 35H115L114 38H117V37H116V34H112V36H114ZM161 35H160V36H161ZM164 35H162V36H164ZM173 35H168V36H173ZM184 35H185V34H184ZM184 35H183V36H184ZM189 35H190V33H189ZM228 35H229V34H228ZM0 36L2 37V35H0ZM23 36H24V35H23ZM25 36H26V35H25ZM25 36H24V37H25ZM28 36H29V35H28ZM45 36H46V35H45ZM48 36H49V35H48ZM52 36H53V35H52ZM64 36H63V37H64ZM73 36H74V35H73ZM96 36H98V35H96ZM112 36H107V37H112ZM117 36H118V35H117ZM162 36H161V37H162ZM186 36H188V35L186 34ZM191 36H192V35H191ZM201 36H202V35H201ZM224 36H225V35H224ZM246 36H245V39H244V38H243V39L249 41L250 39H249L248 37H246ZM256 36H257V35H256ZM258 36H259V35H258ZM11 37H12V36H10L9 39H10ZM13 37H15L14 34H13ZM21 37H22V36H21ZM21 37H20V38H21ZM50 37H51V35H50ZM56 37H57V36H56ZM61 37H62V36H61ZM63 37H62V38H63ZM85 37H87V36H85ZM88 37H89V36H88ZM125 37H126V36H125ZM133 37H134V36H133ZM165 37H166V36H165ZM225 37L227 38V34H226ZM228 37H229V36H228ZM260 37H261V36H260ZM263 37H264V36H263ZM2 38H3V37H2ZM2 38L0 39V42L3 43L4 41H2ZM7 38H8V37H7ZM7 38H3V39L5 40V39H7ZM16 38H15V39H16ZM46 38H48V37H46ZM46 38H44V39H46ZM76 38H77V37H76ZM97 38H98V39H101V38H99V36H98ZM114 38H113V40H112L113 43H115V42H114V40H115ZM127 38L130 39L129 37H127ZM137 38H138V37H137ZM167 38H170V39H171V37H167ZM167 38H165V39H167ZM180 38H182V36H181ZM180 38H178V40H179ZM208 38H209V39H208ZM220 38H221V40H222L223 37H220ZM250 38H251V36H250ZM11 39H12V38H11ZM17 39H16V41L19 40V39H18V40H17ZM28 39H29V43H31L30 41H33V40H30V39H32V38H30V36L27 37V40H28ZM38 39H39V40H38ZM38 39H37V40H38L39 42H42V41H40L39 36H38ZM42 39H43V38H42ZM44 39H43V40H44ZM53 39H54V41H55V40L57 41L58 38L55 39V37L53 36V38L51 39V41H52ZM59 39H61V38H59ZM66 39L64 38L63 41H65ZM72 39H73V38H72ZM72 39H69V40H72ZM89 39H91V38H89ZM106 39H109V38H106ZM118 39H119V42H120V38H119V36H118ZM133 39H134L133 41L136 40L135 37H134ZM140 39H141V38H140ZM143 39L145 40V38L142 37L141 41H142ZM151 39H152V38H151ZM160 39H161V38L159 37V40H160ZM202 39H203V37H202ZM223 39H224V38H223ZM229 39H232V37H231V38L229 37ZM255 39H256V37H255V38H252V42L255 41V42L259 45V43L257 42L258 39H257V40H255ZM262 39H263V38H262ZM7 40H8V39H7ZM12 40H14V38H13ZM67 40H68V39H67ZM69 40H68V41H69ZM83 40L85 41V38H84ZM87 40H88V39H87ZM87 40H86V41H87ZM96 40H97V39H96ZM96 40H95V41H96ZM124 40L127 41L126 38H124L123 41H124ZM147 40L149 41V39H146L145 41L148 42ZM156 40H157V39H156ZM159 40H158V41H159ZM178 40H177V42H178ZM181 40H182V39H180V41H181ZM232 40H233V39H232ZM232 40H231V41H232ZM253 40H254V41H253ZM259 40L262 41V42H260V43H263V40H264V39L261 40V39L259 38ZM259 40H258V41H259ZM5 41H6V40H5ZM14 41H15V40H14ZM16 41H15V42H16ZM19 41H21V40H19ZM24 41H26V40H24ZM44 41H45V43H46V40H44ZM63 41H61V42H63ZM76 41H79V40H76ZM86 41H85V43H86ZM99 41H101V40H99ZM99 41H97V42H95V43H93V44H94V45L96 44L97 46H99L100 43L102 44V41H101L99 44H97ZM105 41L107 42V40H104V43H106ZM115 41H118V40H115ZM138 41L141 43V41H140L139 39H138ZM169 41H170V40H169ZM212 41H211V43H212ZM228 41H229V40H228ZM15 42H14V43H15ZM34 42H36V41H33L32 43H34ZM47 42H48V41H47ZM57 42H58V41H57ZM65 42H67V41H65ZM65 42H64V43H65ZM71 42H72V41H71ZM71 42H69V43H71ZM74 42H75V40H74ZM87 42H88V41H87ZM108 42H109V41H108ZM108 42H107V45H108ZM119 42H118V43H119ZM124 42H125V41H124ZM142 42H144V41H142ZM146 42H145V43H146ZM177 42H176V43H177ZM204 42H205V40H204ZM204 42H203V40H201V43H199V41H198V43L201 44V45H204V44H203ZM209 42H210V41H209ZM216 42H217V41H216ZM232 42H233V41H232ZM255 42H254V43H255ZM4 43H5L4 45L6 46V44H8V41H6V42H4ZM17 43H18V42H17ZM17 43H15V44H17ZM22 43H23V42H22ZM36 43H37V42H36ZM52 43H55V42H52ZM64 43H62V44H64ZM83 43H84V42H83ZM83 43H82V44H83ZM89 43H91V41H90ZM110 43H111V42H110ZM110 43H109V44H110ZM127 43H128V41H127ZM140 43H139V45H141ZM145 43H142V45L144 44V47H146V45H147V44H145ZM155 43H156V41H155ZM155 43H154V44H155ZM162 43H163V42H161V44H162ZM187 43H188V42H187ZM190 43H192V42H190ZM198 43H197V44H198ZM213 43H212V44H213ZM218 43H219V42H218ZM223 43H224V42H223ZM228 43H230V41H229ZM243 43H244V42H243ZM247 43H251V42H247ZM10 44H13V42L9 43V46H10ZM15 44H14L13 46H16ZM20 44H21V43H19V45H20ZM47 44H48V43H47ZM55 44H56V43H55ZM55 44H54V45H55ZM57 44H60V41H59ZM62 44H61V45H62ZM71 44H73V42H72ZM86 44H88V43H86ZM93 44L91 43V45H88V46H89V49L93 48V47H91ZM129 44H131V42H130ZM134 44H135V42H134ZM154 44H153V45H154ZM157 44H158V47H159V46L162 47V45L160 44V42H159V43L157 42ZM165 44H166V43H165ZM165 44H163V45H165ZM178 44H179V43H178ZM184 44H185V43H184ZM230 44H231V43H230ZM244 44H245V43H244ZM257 44H256V45H257ZM4 45H1V44H0V47L3 48ZM19 45H18V49H19ZM21 45H22V44H21ZM24 45H25V48H26V45H27V44H24ZM40 45H42V44H40ZM40 45H38V47H39ZM49 45H50V41H49ZM49 45H47V46L49 47ZM64 45H65V44H64ZM77 45H78V44H77ZM94 45H93V46H94ZM107 45H105V46H103V47H101L102 45H100V47H98V48L96 47V48H97V49H100V48H101V50H102V48L107 47ZM110 45H112V43H111ZM113 45H114V44H113ZM115 45H116V43H115ZM117 45H118V44H117ZM117 45H116V47H117ZM120 45H121V43L119 44V46H120ZM153 45H152V46H153ZM166 45H167V44H166ZM182 45H183V44H182ZM191 45L194 46V48H195V49L191 48V49H192V50H191L192 52H193L194 50H197L198 47H199V46H198V47H197V46L195 47V45H196L195 43H194V45H193V43H192ZM191 45H190V46L188 45V46H189V47H192ZM205 45H206V44H205ZM213 45H214V47L216 46L215 43H214ZM240 45H241V44H240ZM252 45H254V46H251V47H250V44H249V47H246V52H244V53H245V58H244V57H243V58H244V59H248V61H245V62H244L242 59L240 60V61L244 62L245 64H247V66L249 65L248 67H250V64H248L247 62L250 63V62H251V61H250L251 59H254V60H255V59H258V60H259V59H260V55H261V53L259 54V50H260V49L257 50V47L255 46V44H252ZM262 45H263V44H262ZM9 46L7 45L8 48H9ZM11 46H12V45H11ZM30 46H32V44H31ZM47 46L45 47V48L48 50L47 52L45 51L46 49L44 48V46H43V47L40 46V47H42V49H44L43 51H45L46 54L48 55V52L52 53V52H51L52 49L49 51V49L47 48ZM51 46L53 47V44L50 45V48H51ZM56 46H58V45H56ZM83 46H84L85 48H87L86 45H84V44L81 45V47H83ZM124 46H125V45H124ZM134 46H135V48H136L135 50H138L137 47H136V44H135ZM137 46H138V42H137ZM148 46H149V44L147 45V47H148ZM172 46H173V45H172ZM180 46H181V45H180ZM208 46L210 47L211 44H210V43L207 44V48H208ZM241 46H242V45H241ZM243 46H244V45H243ZM7 47H4V50H5V48H7ZM21 47H23V45H22ZM33 47H35V46H33ZM40 47H39V50H40ZM59 47H60V46H59ZM61 47H62V46H61ZM73 47L76 48L77 46L75 45V46H73ZM78 47H79V46H78ZM78 47H77V49H78ZM84 47H83V48H84ZM90 47H91V48H90ZM113 47H115V46H113ZM116 47H115V48H116ZM138 47H139V46H138ZM141 47H143V46H141ZM141 47H140V48H141ZM150 47H151V46H150ZM150 47H149V50H148L149 52H150V49H151ZM186 47H187V46H186ZM186 47H185V48H186ZM189 47H187V48H188L189 51H190V48H189ZM200 47H201V46H200ZM205 47H206V46H205ZM211 47H212V49L214 48L213 46H211ZM211 47H210V49H209V57H204V59H205V58H206V59L209 58V59L213 62V59L216 61V58H218V52H217L218 50H216V48H218V46H216V47L214 48V49L216 50V51H214V52H213L214 49L212 50ZM219 47L222 48V46H219ZM225 47H226V46H225ZM259 47H260V45H259ZM2 48H1L0 50L3 51ZM8 48H7V51H6V52H2V54H3V53H4V54H5V53L7 54L8 51L11 52V49L9 50ZM75 48H72V49H75ZM79 48H80V47H79ZM96 48H95L94 50H96ZM107 48H108V47H107ZM107 48H105V49H107ZM115 48H114V49H115ZM118 48H121V46L118 47ZM128 48H129V47H128ZM164 48H165V46H164ZM167 48H168V46H167ZM176 48H177V47H176ZM185 48H184V49H185ZM187 48H186V50H188ZM242 48H243V47H242ZM263 48H264V47H263ZM263 48H262V49H263ZM12 49H13V47H12ZM14 49H17V47H15ZM20 49H21V48H20ZM72 49H71V50H72ZM77 49H76V50H77ZM81 49H82V48H80V50H81ZM122 49H123V48H122ZM146 49H148V48H146ZM146 49H144L143 52H145ZM158 49H160L159 52L161 53V51H162L161 48L159 47ZM180 49H181V51H183V50H182L183 48H180ZM200 49H201V48H199V50H200ZM219 49H220V48H219ZM222 49H223V48H222ZM222 49H220V50H222ZM226 49H228V48L226 47ZM236 49L238 50L237 53H236ZM28 50H29V48L26 50L27 52H24V53H25L24 55H23L22 52L25 51V50L22 49V50H21L22 52H21V51H17V53L21 52L20 54H22L25 58H23V56L20 55V54H19L20 56H17L18 54L16 55V54H14V52H13V54H12V56H11L10 58L12 59V58H13V55H16V56L19 57V59H20V57L22 56V59H23V60L25 59V61H27V58H26L25 55H26V53L28 54ZM36 50H37V48L35 49V51H36ZM69 50H70V49H69ZM78 50H79V49H78ZM78 50H77L76 52H78ZM86 50H87V49H86ZM94 50H92V51H91V50H87V51H88L89 53H91V52H93ZM103 50H104V49H103ZM108 50H109V49H107V51L105 50L106 53L108 52ZM117 50H118V49H117ZM120 50H121V49H120ZM125 50L127 51V50H129V49H127V47H126ZM130 50H131V49H130ZM142 50H143V49H142ZM202 50L205 51L204 49H202ZM207 50H208V49H207ZM207 50H206V51H207ZM243 50H244V48H243ZM12 51H14V50H12ZM35 51H34V52H35ZM37 51H38V50H37ZM53 51H54V50H53ZM55 51L58 53V51H57L56 49H55ZM60 51H61V50H60ZM64 51H66V50H64ZM64 51H61V52L64 53ZM73 51H75V50H73ZM73 51H72V52H73ZM90 51H91V52H90ZM98 51H100V50H96V53H97ZM111 51H112V49L110 50V57L113 59V58H115V56H114V54H113L114 57L111 56ZM123 51H124V50H123ZM126 51H124V52H126ZM133 51H134V50H133ZM139 51H140V50H139ZM152 51H154V50H152ZM165 51H167V50H165ZM173 51H174V50H173ZM189 51H185V53L188 52L189 55L191 56V54H190ZM260 51H261V50H260ZM10 52H8V53L11 54ZM15 52H16V50H15ZM40 52H42V51H40ZM40 52H35L34 54H36V53H40ZM45 52L42 53L43 56H44ZM56 52H55V53H56ZM61 52H59V55H61V54H60ZM72 52H71V53H72ZM88 52H87V53H88ZM103 52H104V51H103ZM112 52H114V50H113ZM116 52H117V51H116ZM131 52H132V51H131ZM131 52L129 51V53H131ZM143 52L137 54L136 51H135V53H136L138 56L141 54L142 56H140V57H141V59L144 60L148 55L145 56V54H146L147 51L145 52V54H144ZM149 52H148V54H149ZM154 52H157L156 49H155ZM154 52H153V53H154ZM159 52H158V54H159ZM179 52H180V51H179ZM195 52H196V51H195ZM197 52H198V51H197ZM197 52H196V57L198 56L199 59H200L201 57L203 58V56H204L205 53L202 52V53H203V54H202L201 52H199V55H203V56L199 57V55L197 54ZM220 52H221V51H220ZM222 52H224V51H222ZM262 52H264V51H262ZM31 53H32V52H31V50H30V55L33 54V53H32V54H31ZM55 53L53 52L52 54L56 55L57 53H56V54H55ZM67 53H68V51H66V54H67ZM71 53L69 52L70 55H71ZM99 53L102 54V52H98L97 55H98ZM108 53H109V52H108ZM108 53H107V54H108ZM129 53H128V54H129ZM132 53H133V52H132ZM180 53H182V52H180ZM200 53H201V54H200ZM2 54H1V52H0V56H1V58H0V61H1L0 64H1V65H0V66L3 67L2 63L6 65L7 63H4V61H5V59H7V58H5V55H4V57H2V56H3ZM34 54H33V56H31V57H32V60H33V61H34V59H35V61H36V57L38 58L39 54H36V55H37L36 57H35ZM73 54H74V53H72V55H73ZM76 54H77V53H76ZM92 54H93V53H92ZM101 54L98 55L99 60H100L102 57L104 58V56H108V55H109V54L106 55V54L104 53V55L102 54L103 56L101 57ZM126 54H127V53H126ZM128 54H127L126 56H128ZM133 54H134V53H133ZM133 54H129V55H132V59H131V57H130V59H131L132 61L134 60V61L136 62V60H135V58H134V57H136V56H133ZM136 54H135V55H136ZM143 54H144V57H145V58H143ZM156 54H157V53H156ZM156 54H153V55L155 56ZM158 54H157V55H158ZM194 54H195V53H194ZM219 54H220V53H219ZM262 54H263V53H262ZM7 55H8V54H7ZM7 55H6V56H7ZM28 55H29V54H28ZM30 55L27 56V57L31 58ZM40 55H41V54H40ZM54 55H53V57H55ZM59 55H58V56L56 55L57 58L59 57ZM62 55H63V54H62ZM74 55H75V54H74ZM89 55H90V54H89ZM89 55L86 56V59H87V57H88ZM115 55H116V54H115ZM120 55L122 56V52H121ZM124 55H125V54H123L122 59H121L120 56H118V54H117L118 57L116 56V61L118 62V58H120L119 60H120V61L122 60V63H123L122 65H124V63L126 64V63L128 62L126 65L129 64L131 70H132V68L134 69L135 72H134L133 70H132V71H133L135 74H136L137 71H138V73H139V70H140V71L143 70V69H141L140 66H139L140 69H139V67H138V69L134 68V67H136V66H134L133 64H132V65H133L134 67H133L132 65H130V63H132V62L129 63V61H125V60L123 61V59L126 58V56L124 57ZM150 55H151V53H150ZM153 55L148 56V57H152ZM157 55H156V56H157ZM159 55H160V54H159ZM183 55H184V53H183ZM186 55H188V54H186ZM186 55H185V56H186ZM223 55H224V54H223ZM263 55H264V54H263ZM9 56H10V55H8V58H9ZM45 56H46V55H45ZM48 56H49V55H48ZM48 56H47V57H48ZM51 56H52V55H51ZM65 56H66V55H65ZM83 56L85 57V55H83ZM92 56H94V57H92ZM138 56H137V57H138ZM154 56H153V57H154ZM175 56H176V54H175ZM178 56H180V55H178ZM205 56H206V55H205ZM207 56H208V55H207ZM220 56H221V55H220ZM243 56H244V55H243ZM17 57H16V58H17ZM33 57H35V58L33 59ZM39 57H40V56H39ZM47 57H45V58H47ZM68 57H69V56H68ZM72 57H73V56H72ZM91 57H92L94 60L96 59V58H95V57H96L95 52H94L93 55L90 56V58L88 57V59H91ZM110 57L107 59L108 61H105L106 58H104L105 60L103 59V60H101V61H103L102 63H104V61H105V63H104V66L106 67L105 69H107V67L109 66V67H108L109 70L107 69L106 72L109 71V72L111 73V72L114 70L113 68L117 67L118 64L121 65V62H119V63H118L117 65H115V67H114V64H116L117 62L115 63V60H114V61L112 60V65L110 66V65H108V63L111 61V58H110ZM123 57H124V58H123ZM137 57H136V58H137ZM180 57H181V56H180ZM182 57H183V56H182ZM192 57H194L193 53H192ZM192 57H191V59H192ZM221 57H222V56H221ZM221 57H219V58H221ZM223 57H224V56H223ZM262 57H263V56H262ZM3 58H5V59H4V60H1V59H3ZM16 58H13L12 60H14V59L16 60ZM43 58H44V57H43ZM57 58H56V59H57ZM70 58H71V56H70ZM75 58H77V57L75 56ZM78 58H79V57H78ZM127 58H128V59H126V60H129V56H128ZM138 58H139V57H138ZM138 58H137L138 62L142 61L141 59H138ZM154 58L156 59V57H154ZM157 58H158V56H157ZM176 58L179 59V57H177V56H176ZM185 58H188V56L185 57ZM185 58H184V59H185ZM198 58H197V59L193 58L192 60H193V61H195V60L197 61V60H198L197 62H199L200 60H199ZM17 59H18V58H17ZM40 59H42V58L40 57ZM40 59L38 58V60H40ZM51 59H52V57H51L50 59H49V57H48L47 59H45V60H44V61H45V64H46V60H48V63H49V61H50V64H51V61H52ZM59 59H60V60H59V63H60V65H62V63H61V61H62V60H61V59H62V56H61V58H59ZM63 59H64V58H63ZM80 59H81V62H83V61H82L83 58H80ZM80 59H79V60H80ZM86 59H85V60H86ZM109 59H110V60H109ZM150 59H151V58H150ZM150 59L147 58L146 61H150ZM155 59H154V60H155ZM169 59H170V58H169ZM169 59H168V63H169ZM171 59H172V58H171ZM204 59H203V60H204ZM209 59L206 60V63H205V65L208 64L207 68H206V67H202V65L204 64V61H205V60L203 61V60L201 59L203 62H202V63L199 62L200 64H202V65L200 66V68H201L202 72H204V73H205V70L208 69L209 65L211 66V64H209V63H210ZM230 59H229V60H230ZM263 59H264V58H263ZM263 59H262V60H263ZM15 60H14V61H15ZM54 60H55V58H54ZM54 60H53V61H54ZM66 60L68 61L69 59H66ZM70 60L72 61L73 58L70 59ZM77 60H78V59H77ZM79 60H78L77 62H78V63H81V62H79ZM94 60H93V64H94V65H95L96 63L98 64L99 61H97L96 63H94V62L96 61V60H95V61H94ZM152 60H153V59H152ZM165 60H167V59H165ZM172 60H173V59H172ZM172 60H171V61H172ZM188 60H189V58H188ZM223 60H224V59H223ZM223 60H221V61L223 62L222 64H223V69H224V68H226V67L224 66V63H226L227 58H226L224 61H223ZM234 60H236V59H233V62H234ZM258 60H257V62H258ZM8 61H9V59H8ZM8 61H5V62H8ZM10 61H11V60H10ZM10 61H9V63H10ZM17 61H20V60H17ZM40 61H41V60H40ZM53 61H52V63H53ZM71 61H68V62H69V63H68L69 65H70V62H71ZM74 61H75V60H73V62H74ZM89 61L91 62L92 60H89ZM157 61H158V59H157ZM163 61H164V60H163ZM176 61H177V60H176ZM189 61H190V60H189ZM193 61H192V62H189V63H192V64H193V63H196V64H193V65H194L195 67H198V66H199V63H197V62H193ZM207 61H209V62L207 63ZM221 61H220V62H221ZM237 61H238V60H237ZM237 61H235L234 63L236 64ZM260 61H261V60H260ZM263 61H264V60H263ZM21 62H22V61H21ZM54 62L56 63V64H54V65H58V64H57L58 61H54ZM63 62H64V61H63ZM87 62H88V61H86V63H87ZM113 62H114V64H113ZM135 62H134V64H135ZM143 62H144V63H143ZM152 62H153V61H152ZM152 62H150V63H152ZM155 62H156V61H154V63H155ZM180 62H182V61L180 60ZM185 62H186V61H185ZM187 62H188V61H187ZM218 62H219V61H218ZM231 62H232V61H231ZM233 62H232V64H233V66H234L235 64H234ZM252 62L255 63V61H253V60H252ZM252 62H251V63H252ZM257 62L255 63V65L257 64ZM13 63H14V62H13ZM13 63H10V65L13 64ZM15 63H17V62H15ZM27 63H28V64L30 63V59H28V62H26V65H28ZM48 63H47V65H49ZM65 63L67 64V62H65ZM74 63H75V62H74ZM78 63H75V64L78 65ZM86 63H85V64H86ZM99 63H101V62H99ZM140 63L142 64V66H143V65H148V64H150V63H148V62H147L148 64H145V61H142V62H140ZM158 63H159V62H158ZM160 63H161V62H160ZM165 63H166V62H165ZM183 63H184V61H183ZM183 63H182V64H183ZM213 63H214V62H213ZM216 63H217V61H216ZM260 63H261V62H260ZM19 64H20V63H19ZM19 64L17 63V66H18ZM33 64H36V63H35V62H34V63L32 62L31 65L28 66L27 68L21 66V64H20V68L23 67L22 69L25 68V69H28V70H29V69H31V66H34ZM37 64L40 65V63H39L38 61H37ZM45 64L43 63V66L46 68ZM68 64H67V65H68ZM85 64H84V65H85ZM88 64H89V63H88ZM136 64H137V62H136ZM141 64L138 63V65H141ZM162 64L164 65V63H162ZM166 64H167V63H166ZM166 64H165V65H166ZM170 64H172V63H169V65H170ZM182 64H181V65H182ZM192 64H191L190 67H192ZM197 64H198V65H197ZM217 64H219V63H217ZM217 64H216V65L213 64V65L217 67ZM220 64H221V63H220ZM222 64H221V65H222ZM245 64H244V65H245ZM258 64H259V63H258ZM7 65H9V64H7ZM7 65L5 66V67H6V70H7V67L10 66V65H9V66H7ZM13 65H14V64H13ZM13 65H12V67H13ZM22 65H24V63H22ZM26 65H25V66H26ZM51 65H52V64H51ZM63 65H64V64H63ZM63 65H62V66H63ZM80 65H82V63H81ZM84 65H83V67H81L82 69H83L84 67L87 66V65H86V66H84ZM100 65H101V64H100ZM126 65H125V66H126ZM156 65H157V64H156ZM158 65H160V64H158ZM172 65H173V64H172ZM172 65H171V69H172ZM178 65H179V64H178ZM184 65H185V64H184ZM186 65H188V64H186ZM186 65H185V66H186ZM196 65H197V66H196ZM205 65H204V66H205ZM226 65H227V63H226ZM236 65H242V66H244L242 63H241V64H238V62H237ZM236 65H235L234 67H233V66H231V67L237 69V68H236ZM255 65H253V66H255ZM261 65H262V64H261ZM261 65H256L257 67H255V68L253 67V68L255 69L256 72H261V71H262V67H261ZM263 65H264V64H263ZM15 66H16V65H15ZM43 66H42V63H41L40 67L43 68ZM49 66H50V65H49ZM49 66H48V67H49ZM58 66H59V65H58ZM62 66H61V67H62ZM65 66H66V65H65ZM73 66H74V65H73V63H72V67H73ZM78 66H79V65H78ZM95 66H96V65H95ZM97 66L99 67V65H97ZM97 66H96L95 68L98 70ZM125 66H124V67H125ZM131 66H132V67H131ZM153 66H154V65H153ZM153 66H152V67H153ZM188 66H189V65H188ZM229 66H230V63H229ZM229 66H228V69H230ZM245 66H246V65H245ZM10 67H11V66H10ZM10 67H9V68H10ZM36 67H37V66L35 65V69H37ZM40 67H38V68H40ZM50 67H51V66H50ZM53 67H55L54 69L57 68V70H60V69H61L60 66H59L60 69H58L59 67H56V66H52L51 68L53 69ZM70 67H71V66H70ZM72 67L69 68V67L66 66V68H69V69H72ZM75 67H76V65L73 67V71H74V72H75V70H76ZM111 67H112V69H113L112 71L110 70ZM118 67H120L119 69L122 70L121 67H123V66H118ZM126 67H127V66H126ZM143 67H144V66H143ZM143 67H142V68H143ZM156 67H157V66H156ZM158 67H159V66H158ZM160 67H161V65H160ZM162 67H164V66H162ZM162 67L159 68V69H163ZM166 67H168V66L166 65L165 68H166ZM195 67H194V68H195ZM219 67H221V66H219ZM219 67L216 68V69H219ZM237 67H238V66H237ZM239 67H240V66H239ZM3 68H4V67H3ZM41 68H40V70H42V73L44 72V74H45V73H46V72H45V68H43L44 70L41 69ZM51 68H50V69H51ZM62 68L64 69L65 67L63 66ZM66 68H65L66 71L64 70L63 73H59L58 71H56L55 74L58 72L57 75H56V78L59 76L58 74H64V73H66V72H67V69H66ZM95 68L92 69V70L94 71V73H96V74H94V76L99 74V73L97 74V72H95V71H97V70H95ZM127 68H128V67H127ZM127 68H126V69H127ZM130 68H129V69H130ZM148 68H149V67H148ZM154 68H155V67H154ZM154 68H153V69H154ZM168 68H169V67H168ZM178 68H179V66H178ZM186 68L188 69L189 67H186ZM194 68H192V69H194ZM205 68H206V69H205ZM221 68H222V67H221ZM233 68H232V69H233ZM244 68H245V67H244ZM11 69L13 70V68H11ZM17 69H19V68H17ZM17 69H16V70H17ZM22 69H21V71H23ZM25 69H24V71H27V70H25ZM32 69H34V68L32 67ZM32 69H31V73H32V74H36L34 77H37V76H38V75H37V72H38V71L35 72L36 70L34 69V70H35V71H34V70H32ZM69 69H68V73H69ZM78 69H79V68H78ZM84 69H85V68H84ZM84 69H83V70H84ZM119 69L117 70V68H116L115 71L117 70V72H118ZM124 69H125V68H124ZM124 69H123V70H124ZM129 69H128V70H129ZM150 69H151V68H149V70H150ZM159 69H158V70H159ZM181 69H182V68H181ZM183 69H184V68H183ZM187 69H186V70L184 69L185 71L183 70V71H184V73H183L184 76H185V73L187 72ZM203 69H204V71H203ZM210 69H211V68H210ZM226 69H227V68H226ZM226 69H225V70H226ZM228 69H227V70H228ZM241 69L243 70V68H241ZM246 69H249V68L246 67ZM246 69H245V71H246ZM9 70H10V69H9ZM85 70H86V69H85ZM85 70H84V71H85ZM89 70H90V69H89ZM92 70H90V73L93 72ZM103 70H104V68H103ZM123 70H122V71H123ZM128 70H127V71H128ZM136 70H137V71H136ZM155 70H156L155 72L158 71L157 69H155ZM164 70H165V69H164ZM164 70H163V71H164ZM166 70H167V69H166ZM166 70H165V71H166ZM174 70H176V69L174 68ZM189 70H190V69H189ZM189 70H188V73H189V72H191V73L194 72V71H192V70H191V71H189ZM194 70H197V69H194ZM219 70H220V69H219ZM225 70H224V71H225ZM238 70H239V69H238ZM238 70H237V72H239ZM249 70H252V69H249ZM13 71H14V70H13ZM21 71H20V73H21ZM32 71H34V72H32ZM46 71H48V68H47ZM61 71H63V70H61ZM71 71H72V70H71ZM73 71H72V72H73ZM87 71H88V70H86V72H87ZM98 71H99V70H98ZM104 71H105V70H104ZM104 71L102 72V74H103V73L105 74ZM129 71H130V70H129ZM145 71H146V70H145ZM161 71H162V70H161ZM199 71H200V70H199ZM206 71H207V70H206ZM208 71H209V70H208ZM217 71H218V70H217ZM224 71H222V72H224ZM234 71L236 72V70H234ZM245 71H244V72H245ZM255 71H254V72H255ZM7 72H8V71H7ZM18 72H19V70H17V72L15 71V72H14V75H15V74H18ZM28 72H30V71H28ZM28 72L26 73V74H28L27 76H31L32 74L30 75ZM49 72H50V70H49ZM49 72H48V74H51L50 76L52 77V76H53L52 73L54 72V70H53V72L51 71V73H49ZM72 72H70V74H71ZM80 72H81V70L78 71V73H80ZM117 72H115V73L112 72L113 75L115 74V76L113 77V78H115V79L117 78V77H116V75L118 74ZM119 72H120V71H119ZM130 72H131V71H130ZM147 72H148V71H147ZM155 72H153V74H154ZM158 72H159V71H158ZM172 72H173V71H172ZM174 72H176V71H174ZM177 72H179V70H178ZM177 72H176V73H177ZM180 72H182V71H180ZM180 72H179V73H180ZM209 72H210V71H209ZM218 72H219V71H218ZM229 72L231 73V70H229ZM232 72H233V71H232ZM241 72H242V71H241ZM254 72H252V73L255 74L256 72H255V73H254ZM12 73H13V72H12ZM20 73L18 74V76L20 75ZM24 73H25V72H24ZM40 73H41V71H39V75H40ZM68 73H67V74H68ZM75 73H77V71H76ZM78 73H77V74H78ZM83 73H84V72H83ZM83 73H82V74H83ZM88 73H89V71H88ZM121 73H123V72H121ZM125 73H126V71H125ZM128 73H129V72H128ZM128 73H127V74H128ZM138 73H137V75H138ZM140 73H141V72H140ZM148 73H149V72H148ZM167 73H169V72L167 71ZM170 73H171V72H170ZM179 73H178V74H179ZM196 73H197V72H196ZM198 73H199V72H198ZM198 73H197V74H198ZM204 73H203V74L201 73L202 76H204ZM227 73H228V72H227ZM5 74H6V73H5ZM10 74H11V73H10ZM44 74H43V76H44ZM53 74H54V73H53ZM55 74H54V75H55ZM67 74H66V76H67ZM70 74H68V75H70ZM100 74H101V72H100ZM104 74H103V75H104ZM108 74H109V73H108ZM129 74H130V73H129ZM135 74H134V75H135ZM160 74H161V72H160ZM163 74H165V73H163ZM163 74H162V77H164ZM171 74H173V73H171ZM178 74H177V76H178ZM181 74H182V73H181ZM201 74H200V75H201ZM209 74H210V73H209ZM212 74H213V73H212ZM215 74H216V73H215ZM235 74H236V73H235ZM245 74H246V72H245ZM248 74H249V73H248ZM248 74H246V75H248ZM253 74H251V76H252ZM260 74H261V73H260ZM260 74H259V75H260ZM11 75H12V74H11ZM11 75H10V76H11ZM22 75H23V73H22ZM71 75L78 76V75H76V74H74V73L71 74ZM85 75H89V74H85V73H84V76H85ZM105 75H106V74H105ZM109 75H110V74H109ZM109 75H108V76H109ZM111 75H112V74H111ZM113 75H112V76H113ZM125 75H126V74H125ZM131 75H132V72H131ZM134 75H133V77L129 76L130 79L133 78V79L135 80L136 78L134 77ZM141 75H142V73H141ZM141 75L139 74V77H140ZM145 75H146V74H144V77H142L143 75H142L141 77H142L143 79H145L146 77L149 78V76H150L149 74H148V76H145ZM151 75H152V73H151ZM156 75H157V74H156ZM195 75H196V74L194 73V77H195ZM198 75H199V74H198ZM198 75H197V76H198ZM213 75H214V74H213ZM220 75H222L221 71H220ZM224 75H226L225 72H224ZM232 75H233V74H232ZM232 75H231V76H232ZM243 75H244V74H243ZM1 76H5V75H4V72L2 73V75H1V73H0V78H1ZM7 76H8V74H6V77H7ZM12 76H13V75H12ZM18 76H16V79H17ZM24 76L26 77V75H24ZM45 76H46V75H45ZM45 76H44V77H45ZM47 76H48V75H47ZM75 76H74V77H75ZM84 76H82V77H83V78H82L83 80H84V78H86V77H84ZM94 76H93V77H94ZM101 76H102V75H101ZM101 76H100V78H101ZM108 76H107V79H108V78H112L111 76H109V77H108ZM121 76H122V74H121ZM135 76H136V75H135ZM152 76L154 77V75H152ZM152 76H150V77L153 78ZM159 76H160V75H159ZM159 76H158V77H159ZM168 76H169V74H168ZM174 76H176V75H174ZM181 76H182V75H181ZM181 76L179 77L180 79H181ZM184 76H182V77H183L182 79H184ZM186 76H188V75H186ZM186 76H185V77H186ZM191 76H192V75H191ZM191 76H190V77H191ZM205 76H206V73H205ZM211 76H212V75H211ZM211 76L208 75L207 78H211V81H212V80H213V78H212L213 76H212V77H211ZM217 76H218V74H217ZM217 76H216V77H217ZM14 77H15V76H14ZM14 77H13V79H14ZM22 77H23V76H22ZM25 77H23V78H25ZM32 77H33V75H32ZM40 77H41V76H39L38 78H40ZM63 77H64V76H63ZM71 77H72V76H71ZM71 77H69V78H68V77H65V78H68L69 80H72L73 77H72V79H70ZM80 77H81V75L79 76V78H80ZM98 77H99V76H98ZM103 77H104V76H103ZM103 77H102L101 79H99V80L102 81ZM105 77H106V76H105ZM123 77H124V74H123ZM123 77H122V78H123ZM126 77H127V75H126ZM136 77H137V76H136ZM139 77H137L136 81L139 80V79H138ZM141 77H140V78H141ZM171 77H172V76H171ZM190 77H189V79H190ZM199 77H200V76H199ZM220 77H221V76H220ZM227 77H228V76H227ZM249 77H250V75H249ZM253 77H254V76H253ZM256 77H257V78H256ZM256 77H254V78H256V79L259 78L258 75H257ZM263 77H264V75H263ZM7 78H8V77H7ZM10 78H12V77H10ZM28 78H29V77H28ZM28 78H27V79H28ZM38 78H37V79H38ZM52 78H53V77H52ZM52 78H51V79H52ZM56 78H55V76H54L53 79H56ZM60 78H61V76H60ZM60 78H59V79L57 78V81H58V82H60V81H64V80H65V78H62V79H64V80H60ZM75 78H76V77H75ZM75 78H74V79H75ZM94 78H96V77H94ZM113 78H112L111 80H114V83H115V84H118V83H119L120 85H118V86H122V87H123V86H125V85L127 84V80H128V79L126 80V82H124V83H126L125 85H124V84L121 85L120 82H123V81H122V80H123L122 78H119V81H120L121 79H122V80H121L120 82H118V83H117L116 80L113 79ZM124 78H125V77H124ZM151 78H149V80H151ZM154 78L156 79V77H154ZM160 78H161V77H160ZM160 78H158V80H159ZM166 78H167V77H165V81H167ZM179 78H178V79H179ZM200 78H201V77H200ZM204 78H205V77H204ZM222 78H223V77H222ZM224 78H225V77H224ZM229 78H230V74H229ZM229 78H227V79L225 78V79H226V80H231V79H229ZM231 78H232V77H231ZM251 78H252V77H251ZM261 78H262V77H261ZM4 79H5V78H4ZM4 79L1 78V80H4ZM8 79H9V78H8ZM21 79H22V78H21ZM44 79H46V78H43V79L41 78V79H40L41 82H42V80H44ZM47 79H48V78H47ZM47 79H46V80H47ZM51 79H49V80H51ZM96 79H97V78H96ZM104 79H105V78H104ZM107 79H105V81H107ZM143 79H141V80H143ZM162 79H163V78H162ZM169 79H170V77H169ZM189 79H188V80H189ZM191 79H192V78H191ZM194 79H195V78H194ZM196 79H197V78H196ZM218 79H219V78H218ZM232 79H233V78H232ZM1 80H0V81H1ZM32 80H36V79H32ZM49 80H48V81H49ZM66 80H67V79H66ZM66 80H65V81H66ZM85 80H86V79H85ZM93 80H95V79H93ZM93 80H92V81H93ZM97 80H98V79H97ZM99 80H98V81H99ZM141 80H140V82H141ZM145 80H146V79H145ZM149 80H148V81H149ZM160 80H161V79H160ZM163 80H164V79H163ZM170 80H171V79H170ZM185 80H186V79H185ZM185 80L183 81V83H185ZM202 80H203V79H202ZM221 80H222V79H221ZM233 80H234V79H233ZM233 80H231V81H233ZM15 81H17V80H15ZM25 81H26V79H25ZM25 81H24V79H23V81H21V82L23 83V82H25ZM28 81H31L30 78H29V80H27V82H28ZM52 81H53V80H52ZM52 81H50V82H52ZM54 81H55V80H54ZM67 81H68V80H67ZM105 81H104V82H105ZM117 81H118V79H117ZM131 81H133V80H130V82H131ZM151 81L153 82V80H151ZM151 81H150V82H151ZM154 81H155V80H154ZM165 81H164V82H165ZM174 81L178 82L177 77H176V79H175ZM186 81H187V80H186ZM207 81H208V79H207ZM211 81H210V83H209V86L212 85ZM217 81H218V80H217ZM223 81H225V80L223 79ZM223 81H219V82L221 83V82H223ZM231 81H230V82H231ZM239 81H240V80H239ZM246 81H247V80H246ZM11 82L14 83V81H12V79H11ZM11 82H10V83H11ZM19 82H20V81H19ZM21 82H20V83H21ZM27 82H26V83H27ZM32 82H33V81H32ZM55 82H56V81H55ZM55 82H54V83H55ZM83 82H85V84H86V81H83ZM88 82H91V80H90V81H87V83H88ZM95 82H96V80H95ZM107 82H108V81H107ZM109 82H110V81H109ZM109 82H108V86H107V83H103V82H101V84H102V85L105 84V85L109 88L110 85H111V86L113 85V82H111L112 84L110 83V85H109ZM140 82H137V83L139 84ZM142 82H143V81H142ZM144 82H146V81H144ZM157 82H158V81H157ZM160 82H161V81H160ZM169 82H170V81H169ZM192 82H194L193 79H192V81H190V83L192 84L191 87L194 85ZM208 82H209V81H208ZM215 82H216V81H215ZM226 82H227V81H226ZM230 82L228 81L227 83L230 84ZM236 82L238 83V81H235V83H236ZM248 82H249V81H248ZM259 82H261V80H260ZM259 82H258V83H259ZM263 82H264V80L262 79V83H263ZM6 83H9V82H6ZM12 83H11V85H10V84H8V85H10V87H11L12 85H14V84H12ZM15 83L18 84V82H15ZM22 83H21V87H23V86H22V85H23ZM26 83H25V84H26ZM37 83H39L40 85H42V84L40 83V81L36 82V85H35V83H30V82H29L30 85H27L28 83H27L26 85L30 88V86L32 87L33 84H34L35 86H37V85H38ZM46 83H48V82H45V84H44V82H43V84L46 85L47 87L50 86V85H47ZM63 83L66 84V82H63ZM91 83H92V82H91ZM99 83H100V82H99ZM128 83H129V82H128ZM133 83H135V82H132L131 84H133ZM147 83H149V82H147ZM147 83H146V85H147ZM161 83H163V82H161ZM161 83H159V85H160ZM166 83H168V81H167ZM170 83H172V81H171ZM188 83H189V82H188ZM190 83H189V84H190ZM194 83L197 84L196 80H195ZM199 83H201V80H200ZM204 83H205V82H203L202 85H203ZM223 83H224V82H223ZM231 83H232V82H231ZM249 83H250V82H249ZM262 83H260V84L262 85ZM0 84L3 85L2 83H0ZM17 84L15 85L16 87H18ZM50 84H52V83H50ZM55 84H56V83H55ZM92 84H95V83L93 82ZM96 84L98 85L97 82H96ZM115 84H114L113 86H115ZM141 84H142V83H141ZM143 84H144V83H143ZM179 84L181 85L180 81H179ZM221 84H222V83H221ZM225 84H226V83H225ZM5 85L9 88V86H8L7 84H5ZM26 85H25V86H26ZM40 85H38L37 89H35V90H40V89H39V86H40ZM83 85H84V84H83ZM83 85H80V86L83 87ZM128 85H129V84H128ZM146 85L144 84V87H146ZM148 85H149V84H148ZM152 85H153V84H152ZM161 85H162V84H161ZM161 85H160V86H161ZM168 85H169V84H168ZM170 85H171V84H170ZM174 85H177V84H174ZM227 85H228V84H227ZM235 85H236V84H235ZM240 85H241V83H240ZM240 85H239V87H240ZM249 85H250V84H249ZM249 85H248V86H249ZM6 86H5V89H6V92H7L8 89L6 88ZM15 86H13V87L15 88ZM19 86H20V84H19ZM27 86H26V88H28ZM61 86L64 87V89H62ZM65 86H66V85H65ZM65 86H64L63 84L60 85V86H59V87H60L59 90L61 91V89H62V91H63V90L66 91V92H67V90L69 91L70 88L67 89V90H65ZM103 86H104V85H103ZM103 86H100V88L102 89ZM106 86H104V87H106ZM118 86L116 85L115 87H113V88H112V91L109 92L110 94L108 93V95L106 94V96H105V95H104V96L102 95V96H103V97H108V98L110 97V98L114 99V97H116V95H115L116 92H115V90H113V89H114V88H117ZM154 86H157V85L155 84V82H154L153 88H154ZM172 86H173V85H172ZM187 86H189V85L187 84ZM187 86H186V89H187V88H190V89H191L190 86H189V87H187ZM196 86H198V85H196ZM218 86H219V85H218ZM236 86H238V85H236ZM1 87H2V86H1ZM3 87H4V85H3ZM43 87H44V86H43ZM43 87L40 86L41 89H42ZM47 87H44V88H47ZM51 87H52V85H51ZM51 87H49V88H51ZM98 87H99V86H98ZM107 87H106L105 91L107 90ZM126 87H127V86H126ZM126 87H125V88H126ZM132 87H133V86L131 85L130 89H131ZM134 87H136V86L134 85ZM134 87H133V88H134ZM138 87H139V88H143V89H145V88L142 87V86H141V87L138 86ZM138 87H137V88H138ZM150 87H152V86H150ZM157 87H158V86H157ZM164 87H165V86H164ZM168 87H169V89H170L171 86H168ZM175 87H176V86H175ZM180 87H181V86H180ZM180 87H179V88H180ZM203 87H204V86H203ZM223 87H224V86H223ZM225 87H226V86H225ZM225 87H224V88H225ZM239 87H238V88H239ZM256 87H257V85L255 86V88H256ZM11 88H12V87H11ZM18 88H19V87H18ZM29 88H28V89H29ZM34 88H36V87H34ZM53 88H55L54 85H53L52 89H53ZM57 88H58V87H57ZM77 88H78V87H77ZM84 88H85V87H84ZM93 88H94V87H93ZM100 88H99V92H100ZM118 88H119V87H118ZM118 88H117V89H118ZM120 88H121V87H120ZM120 88H119V89H120ZM153 88H152V89H153ZM159 88H160V87H159ZM173 88H174V87H172L171 89H173ZM181 88H183V86H182ZM193 88H194V87H193ZM215 88H216V87H215ZM224 88H222V89H224ZM238 88H237V89H238ZM5 89H2V90H5ZM9 89H10V88H9ZM16 89H17V88H16ZM19 89H21V88H19ZM19 89H17V90H19ZM28 89H27V90H28ZM75 89H76V88H75ZM85 89H87V88H85ZM95 89H96V88H95ZM117 89H116V90H117ZM123 89H124V88H122V90H123ZM126 89H127V88H126ZM130 89H129V90H130ZM134 89H135V88H134ZM143 89H142V90H143ZM162 89H164V88L162 87ZM165 89H166V88H165ZM171 89H170V92H172ZM194 89H195V91H196V89L198 90V88H194ZM194 89H193V90H194ZM210 89H211V87L209 88V91H210ZM212 89H213V88H212ZM219 89H220V88H219ZM229 89H231V88H229ZM232 89H233V88H232ZM234 89H235V88H234ZM239 89H241V87H240ZM11 90H12V89H11ZM11 90H10V91H11ZM14 90H15V89H14ZM21 90H22V91L25 90L24 87H23ZM27 90H25L24 92H22V91H18V92H21V93H23V95H24V93H25ZM31 90H33V92L35 91L33 88H31ZM50 90H51V89H50ZM50 90H49V91H50ZM55 90H56V89H55ZM57 90H58V89H57ZM79 90H80V89H79ZM82 90H83V89H82ZM82 90L79 91V92H81V95H80V94H79V95L82 96V98H85V97H87V96H88V97L90 96L89 94H88V95L86 94L87 96L85 95V97H83V94H85L86 92L88 93V91L86 90V92H85V91L83 90L84 93H82V92H83ZM103 90H104V89H103ZM131 90H132V89H131ZM131 90H130V91H131ZM135 90H136V89H135ZM140 90H141V89H139V91H140ZM148 90H150V89L148 88ZM174 90H175V88H174ZM177 90H179V89H177ZM183 90H184V88H183ZM200 90H201V89H200ZM225 90H226V88H225ZM249 90H250V89H249ZM249 90H248V92H249ZM15 91H16V90H15ZM29 91H30V89H29ZM46 91H47V90H46ZM62 91H61V92H62ZM64 91H63V92H64ZM71 91H72V89H71ZM73 91L75 92V90H73ZM77 91H78V90H77ZM97 91H98V90H97ZM109 91H110V90H109ZM113 91H114V94H113V95H115V96L111 95V93H112ZM130 91H127V93L130 92ZM181 91H182V90H181ZM188 91H189V90H188ZM190 91H192V89H191ZM198 91H199V90H198ZM206 91H207V90H206ZM209 91H208V92H209ZM215 91H216V90H215ZM229 91H230V90H229ZM233 91H235V90H233ZM233 91H231V95H232V92H233ZM246 91H247V90H246ZM246 91H245V92H246ZM250 91H251V90H250ZM11 92H12V91H11ZM11 92H10V93H11ZM18 92H17V93H18ZM31 92H32V91H31ZM63 92H62V93H63ZM74 92H73V93H74ZM92 92H93V91H92ZM118 92H119V90H118ZM118 92H117V93H118ZM135 92H136V91H135ZM137 92H138V90H137ZM143 92L146 93V91H143ZM147 92H149V91H147ZM156 92H157V91H156ZM170 92H168V93H170ZM179 92H180V91H179ZM183 92H184V91H182V93H183ZM201 92H202V91H201ZM239 92H240V91H239ZM255 92H256V91H255ZM7 93H8V92H7ZM12 93H14V92H12ZM15 93H16V92H15ZM17 93H16V97H19V98H20V96H18L19 93H18V94H17ZM47 93H48V92H47ZM75 93H76V92H75ZM75 93H74V95H76ZM94 93H95V92H94ZM102 93H103V91H102ZM104 93H105V92H104ZM119 93H121V92H119ZM119 93H118V95H119ZM132 93H133V92H132ZM140 93H141V92H140ZM180 93H181V92H180ZM185 93H187V92L185 91ZM189 93H190V92H188V94H189ZM191 93L194 94L193 92H191ZM197 93H198V92H197ZM212 93H213V92H212ZM216 93H217V91H216ZM246 93H247V92H246ZM253 93H254V92H253ZM261 93H263V92H261ZM29 94H30V93H29ZM32 94H33V93H32ZM32 94H30V95L32 96ZM71 94H72V93H71ZM71 94H70V97H69L68 99L71 98ZM90 94H92V93H90ZM121 94L123 95V93H121ZM121 94H120L119 96H121ZM125 94H126V93L124 92V95H125ZM135 94H136V93H135ZM148 94L150 95V93H148ZM161 94H162V93H161ZM192 94H189V95H191V96H192V99H193V95H192ZM241 94H242V92H241ZM243 94H244V93H243ZM256 94H257V93H256ZM263 94H264V93H263ZM23 95H21V98H22ZM26 95L28 96L27 93H26L24 96H26ZM30 95H29V97H30ZM33 95H34V94H33ZM35 95H36L37 98H39V97H38V94H36V92H35ZM98 95H99V94H98ZM109 95H111V96H109ZM118 95H117V98L119 97ZM127 95H131V93H129V94H127ZM138 95H139V94H138ZM138 95H136L137 98H138ZM142 95H143V94H142ZM157 95H158V94H157ZM159 95H160V94H159ZM159 95H158V97L161 96V95H160V96H159ZM162 95H163V94H162ZM168 95H169V94H168ZM174 95H175V94H173V96H174ZM176 95H177V94H176ZM179 95H180V94H179ZM215 95H216V94H215ZM217 95H218V94H217ZM236 95H237V94H236ZM244 95H246V94H244ZM253 95H254V94H253ZM0 96L4 97V94H3V95L1 94ZM24 96H23V97H24ZM52 96H53V95H52ZM52 96H51V97H52ZM59 96H60V95H59ZM59 96H58V97H55V99H58ZM76 96H77L76 100L79 99V98H78V97H79V96H78V92H77V95H76ZM76 96H74V97H76ZM95 96H96V95H95ZM112 96H113V97H112ZM125 96H126V95H125ZM197 96H200V95H197ZM207 96H208V95H207ZM233 96L235 97V95H233ZM246 96H247V95H246ZM248 96H249V95H248ZM14 97H15V96H14ZM16 97H15V98H16ZM29 97H27V99L30 100L31 97H30V98H29ZM32 97H34V96H32ZM36 97H35V98H36ZM40 97H41V96H40ZM123 97H124V96H123ZM140 97H141V96H140ZM158 97H155V98H158ZM166 97H167V96L165 95V97H163V98L165 99ZM169 97H170V95H169ZM186 97H187V94H186ZM201 97H202V96H200L199 98H201ZM234 97H233V98H234ZM240 97H241V96H240ZM260 97H261V96H260ZM19 98H18V99L16 98V100H21V99H19ZM37 98H36V100H37ZM41 98H42V97H41ZM60 98H64V97H60ZM90 98H91V97H90ZM93 98H94V96H93ZM97 98L99 99L98 96H97ZM97 98H95V99H97ZM110 98H109V99H110ZM160 98H162V96H161ZM160 98H158V99H160ZM171 98H172V95H171ZM177 98H179V97H177ZM177 98H175L176 101H177ZM219 98H221V97H219ZM226 98H228V97H226ZM235 98L237 99L238 97H235ZM247 98H248V97H247ZM263 98H264V96L262 97V99H263ZM0 99H1V97H0ZM4 99H5V97H4ZM7 99H8V98H7ZM24 99H25V98H24ZM31 99H32V98H31ZM51 99H53V98H51ZM51 99H50V100H51ZM55 99H53V100H54L53 103H56V102H55ZM68 99H65V100L67 101V103H68V101L70 102V100H68ZM80 99H81V98H80ZM98 99H97V101H95V102L98 103ZM103 99H105V98H103ZM123 99H124V98H123ZM138 99H139V98H138ZM141 99H142V98H141ZM153 99H154V98H153ZM175 99H174V100H175ZM239 99H240V98H239ZM241 99H243V98H241ZM241 99H240V100H241ZM260 99H261V98H260ZM25 100H26V99H25ZM39 100H40V98H39ZM43 100H44V99H43ZM43 100H42V101H43ZM50 100H49V101H50ZM60 100H62V99H59V100H57V101L60 102ZM65 100H64V101H65ZM73 100H74V98H73ZM73 100L71 99V102H72ZM76 100H75V101H76ZM83 100H84V99H83ZM86 100H87V99H86ZM86 100H85L84 102H81V103H86V104H87L88 101L86 102ZM90 100H91V102H92L94 99L92 100V98H91ZM106 100H108V99L106 98ZM110 100H111V99H110ZM110 100H109L108 102H110ZM114 100H115V99H114ZM114 100H113V101H114ZM127 100H128V99H127ZM130 100H131V99H130ZM130 100H128L127 103H129ZM132 100H134V96H133V99H132ZM154 100H155V99H154ZM168 100H170V99H168ZM172 100H173V99H172ZM180 100H181V99H180ZM229 100H230V99H229ZM251 100H253V99H252V96H251ZM263 100H264V99H263ZM12 101L16 102L14 98H13ZM23 101H24V100L22 99V102H21L20 104H18V105L20 106V107H18V108H22V105L25 103V105H23V106H24V107L26 106L27 109L29 108V111H30L31 108H34V109H35L34 112H36V108H38V110H39V108H41V107L43 106L42 103L46 102V101L41 102V107H39V104H38V105L36 104L37 106L35 105V103H34L35 100L33 99V102H32V100H31V103H30V104H33V103H34L33 106H35V107H31V108H30L31 105H30L29 103H26V102L23 103ZM26 101H27V100H26ZM78 101H79V100H78ZM78 101H77V102H78ZM80 101H82V100H80ZM80 101H79V102H80ZM100 101L102 102V100H100ZM103 101H104V100H103ZM113 101H111L113 104H111V103H110V104H111L112 106H113V105L115 106L116 103L114 104V102H119V99H118V101H116V100H115L114 102H113ZM136 101H137V100H136ZM140 101H141V100H140ZM143 101H144V100H143ZM157 101H158V100H157ZM185 101H186V100H185ZM225 101L228 103V101H227L226 99H225ZM255 101H256V100H255ZM2 102H3V100H2ZM35 102H36V101H35ZM37 102H38V101H37ZM37 102H36V103H37ZM50 102H51V101H50ZM77 102H75V103H77ZM91 102L89 101L88 103H91ZM108 102H106L107 105H108ZM123 102L125 103V101H123ZM134 102H135V100H134ZM151 102H152V105H153L154 102H153V101H151ZM155 102H156V100H155ZM166 102H167V101H166ZM169 102H170V101H169ZM197 102H198V101H197ZM204 102H205V101H204ZM17 103H18V102H17ZM47 103H48V102H47ZM60 103H61V105H59V106H62V104L64 105V102L62 103V101H61ZM60 103H59V104H60ZM67 103H65V106H68V105L70 104V103H69V104H67ZM72 103H73V102H72ZM72 103H71L70 105H74V103H73V104H72ZM92 103H94V102H92ZM92 103H91V104H92ZM97 103H96V104H97ZM103 103H104V102H103ZM120 103H121V102H120ZM124 103H122V104H124ZM136 103H137V102H136ZM140 103H141V102H140ZM149 103H150V102H149ZM198 103H199V102H198ZM241 103H242V102H241ZM245 103H247V102L245 101ZM257 103H259V102L257 101ZM263 103H264V102H263ZM13 104H14V103H13ZM13 104H12V105H13ZM21 104H22V105H21ZM26 104H29V107H28V105H26ZM57 104H58V102H57ZM57 104H56V105H57ZM66 104H67V105H66ZM104 104H105V103H104ZM104 104H100V105H101V107H102V105H103V107L106 108L107 105L104 106ZM166 104H167V103H166ZM170 104H171V102H170ZM230 104H231V103H230ZM238 104L240 105V103H238ZM254 104H256V103H254ZM260 104H261L262 106L264 105V104H262L261 102H260ZM6 105H7V104H5L4 106H6ZM10 105H11V104H10ZM12 105H11V106H12ZM44 105H45L44 107H45V109H46V112L50 113V117H51V115H52V116L54 115V114H52V113H55V111L57 112V110H55V111L53 112V109L51 110V112H49L50 109H51L52 107H50L49 111H47L48 109H47L46 107H48L49 103H48V105H47L46 103H44ZM46 105H47V106H46ZM51 105H52V104H50L49 106H51ZM70 105L68 106L70 109H72V107H73V108L76 107L75 105L72 106V107H70ZM77 105H80V104H77ZM82 105H84V104H82ZM94 105H95V103H94ZM94 105H93V106H94ZM100 105H98V106L100 107ZM116 105H117V104H116ZM134 105H135V104H134ZM157 105H158V103H157ZM164 105H165V104H164ZM168 105H169V103H168ZM168 105H167V106H168ZM172 105H176V103H174V104H172ZM207 105H208V104H207ZM216 105H217V104H216ZM216 105H215V107H216ZM228 105H229V104H228ZM251 105H252V104H251ZM4 106H3V107H4ZM14 106H16V104L13 105L12 108H15ZM52 106H53L54 109H55V106H54V105H52ZM59 106H58V107H59ZM80 106H81V105H80ZM80 106H79V110L83 112V110L86 109V106H88V105H84V106H82V108L85 107L84 109H80V108H81ZM93 106H92V107H93ZM109 106H110V105H109ZM109 106H108V107H109ZM112 106H111V107H112ZM117 106H118V105H117ZM122 106H123V105H122ZM122 106H121V107H122ZM124 106H125V104H124ZM124 106L122 107V108H123V111H125V110H124ZM126 106H127V105H126ZM126 106H125V109H126ZM141 106H142V105H141ZM149 106H150V105H149ZM149 106H147V107H149ZM154 106H156V105L154 104ZM167 106L165 105V108H166ZM195 106H196V105H195ZM195 106H194V107H195ZM205 106H206V105H205ZM209 106H210V104H209ZM233 106H234V105H233ZM262 106H261V107L259 106V108H262ZM0 107H1V110H3V109H2V105H0ZM6 107H7V106H6ZM6 107H5V109H6ZM9 107H10V106H9ZM44 107H43V108H44ZM58 107L56 106L57 109H62L61 107H60V108H58ZM62 107H63V106H62ZM108 107H107V108H108ZM152 107H153V106H152ZM152 107H151V108H152ZM157 107H159V106H157ZM174 107H176V106H174ZM192 107H193V104H192ZM230 107H231V106H230ZM240 107H241V106H240ZM243 107H244V106H243ZM7 108H8V107H7ZM10 108H11V107H10ZM18 108H15V109H18ZM43 108H41V110H42ZM48 108H49V107H48ZM64 108H65V107H64ZM115 108H116V106L114 107V109H115ZM127 108H128V107H127ZM161 108H162V107H161ZM161 108H160V110H161ZM182 108H183L182 111H184V107H182ZM209 108H210V107H209ZM238 108H239V107H238ZM238 108H237V109H238ZM248 108H249V107H248ZM251 108H252V107H251ZM256 108H257V107H256ZM259 108H258V109H259ZM15 109L12 110V112L15 111ZM27 109H26V110H27ZM34 109H33V110H34ZM70 109H68V108L66 109V110H68V111L66 112V114H68V112H70ZM77 109H78V108L76 107V109H75V113L77 112L78 115H76V114H75V115H76V116H79V117H80L81 115H84V112L87 113L86 110L91 112V109L88 110V108H87V109L83 112V114L79 115L80 112H78ZM100 109H101V108H100ZM108 109L110 110V108H108ZM116 109H117V108H116ZM149 109H150V107L148 108V110H149ZM154 109H156V108H154ZM173 109H175V108L172 107L171 111H172ZM217 109H218V108H217ZM225 109H226V108H225ZM237 109H236V110H237ZM258 109H256V111H257ZM1 110H0V111H1ZM18 110H20V109H18ZM38 110H37V111H38ZM63 110H64V109H63ZM63 110H62V111H63ZM76 110H77V111H76ZM95 110H98V107H97V109H95ZM103 110H104V109H103ZM103 110L101 109L100 112L103 113L106 109H105L104 111H103ZM133 110H135V109H133ZM152 110H153V109H152ZM152 110H151V111H152ZM156 110H157V109H156ZM168 110H170V109H168ZM177 110H178V109H177ZM177 110H176V111H177ZM201 110H202V109H201ZM209 110H210V109H209ZM209 110H208V112H209ZM242 110H243V109H242ZM250 110H251V109H250ZM16 111H17V110H16ZM20 111H21V110H20ZM20 111H19V112H20ZM42 111H43V110H42ZM42 111H41V112H42ZM73 111H74V109H73ZM92 111H94V108H93ZM107 111H108V110H107ZM107 111H105V112L107 113ZM112 111L114 112L113 109H112ZM119 111H120V110H119ZM136 111H137V110H136ZM173 111H174V110H173ZM193 111H194V110H193ZM197 111H198V109H197ZM203 111H204V109H203ZM223 111H224V110H223ZM237 111H238V110H237ZM253 111H255V110L253 109ZM263 111H264V110H263ZM12 112H11V113H12ZM21 112H22V111H21ZM21 112H20V113L17 112V113H18V114H22ZM44 112H45V111H43V113H40V111H39V112H36L35 115H34V113H33V117L36 119V118H37V117H36V114H40V115L43 114L44 116H47L48 113H45V114H46V115H45ZM90 112H89V113H90ZM96 112H97V111H96ZM113 112H112V113H113ZM115 112H116V110H115ZM140 112H141V111H140ZM140 112H139V113H140ZM177 112H178V111H177ZM184 112H185V111H184ZM190 112H191V111H190ZM198 112H199V111H198ZM200 112H201V111H200ZM200 112H199V113H200ZM205 112H206V111H205ZM215 112H216V110H215ZM232 112H233V109H232ZM240 112H241V111H240ZM250 112H251V111H250ZM14 113H15V112H14ZM23 113L25 114V111H24V110H23ZM27 113H28V110H27ZM63 113H64L63 115L66 117V115H65V111H63ZM89 113H88L87 115H90V114H91V113H90V114H89ZM92 113H93V112H92ZM108 113H109V111H108ZM108 113H107V114H108ZM110 113H111V112H110ZM120 113H122V112H120ZM123 113L126 114V112H123ZM133 113H134V116H135L136 113H135L134 111H133ZM154 113H155L156 115H157V113L159 114V110L157 111V113H156V112H154ZM175 113H176V112H175ZM194 113H195V112H194ZM201 113H202V112H201ZM213 113H214V112H213ZM223 113H224V112H223ZM226 113H227V112H226ZM248 113H249V112H248ZM260 113H261V112H260ZM263 113H264V112H263ZM29 114L32 116V109H31V112H30ZM29 114H28V115H29ZM55 114H56V113H55ZM57 114H58V113H57ZM57 114H56V115H57ZM61 114H62V112H61ZM69 114H70L71 116H70V115L67 116V117H68L67 120H70L69 118H71V117L73 116V112H72V113H69ZM96 114H98V112H97ZM107 114H105L106 117H107ZM117 114H118V112H117ZM142 114H143V113H142ZM142 114H141V115H142ZM144 114H147V113L145 112ZM149 114H150V113H149ZM170 114H171V113H170ZM170 114H169V115H170ZM177 114H178V113H177ZM180 114H182V113H180ZM180 114H179V115H180ZM192 114H193V113H192ZM206 114H207V113H206ZM210 114H212V113H210ZM229 114H230V113H229ZM250 114H251V113H250ZM257 114H259V113L257 112ZM1 115H4V114H2V112H1L0 116H1ZM28 115H27V116H28ZM92 115H93V114H91L90 117H91ZM105 115L103 114V116H105ZM115 115H116V113H114V116H115ZM119 115H120V114H119ZM126 115H127V114H126ZM126 115H125V116H126ZM132 115H133V114H132ZM136 115H137V114H136ZM147 115H148V114H147ZM156 115H155V119H156ZM179 115H178V116H179ZM215 115H216V114H215ZM246 115H247V114H246ZM6 116H7V115H6ZM18 116H19V115H18ZM20 116H21V118H24V117H22V115H20ZM31 116H30V117H31ZM37 116L39 117V115H37ZM48 116H49V114H48ZM64 116H63V117L61 116V117L64 119V118H65ZM85 116H86V114H85ZM101 116H102V114H101ZM103 116L101 117L102 119H103ZM108 116L110 117L111 115L109 114ZM153 116H154V115H153ZM153 116H152V117H153ZM158 116H159V115H158ZM158 116H157V117H158ZM166 116L168 117V114H167ZM182 116H183V114H182ZM182 116H181V117H182ZM195 116H196V115H195ZM201 116H202V115H201ZM210 116H211V115H210ZM213 116H214V114H213ZM218 116H219V115H218ZM218 116H216V117L218 118ZM228 116H229V115H228ZM241 116H242V115H241ZM249 116H250V115H249ZM10 117H11V116H10ZM16 117H17V116H16ZM16 117H14V118H16ZM30 117H29V120L31 119ZM41 117H42V116H41ZM41 117H40V119H41ZM79 117H77L78 119H76L75 117H73V119H71V120L73 121V120L76 119V121H77V120H79ZM83 117H84V116H83ZM86 117H87V118H90L89 116H86ZM96 117H98V116L95 115V116L93 117V119H95ZM122 117L124 118V116H122ZM135 117L137 118V116H135ZM144 117H145V116H144ZM147 117L150 118L149 116H147ZM147 117H146V118H147ZM160 117H161V115H160ZM181 117H180V118H181ZM197 117H198V116H197ZM216 117H215V118H216ZM231 117H232V115H231ZM244 117H245V116H244ZM257 117H258V116H257ZM261 117H262V119L264 118V116H261ZM0 118H1V117H0ZM17 118H18V117H17ZM21 118L16 119V120H20ZM47 118H48V117H47ZM47 118H45L44 121H45ZM51 118L53 119V118H57V117H56V116H53V117H51ZM51 118H50V120H52ZM58 118H60V117L58 116ZM58 118H57V119H58ZM74 118H75V119H74ZM98 118H99V117H98ZM130 118H132V117L130 116ZM148 118H147V119H148ZM162 118H163V117H162ZM170 118H171V116H170ZM174 118H175V117H174ZM189 118H190V117H189ZM207 118H208V117H207ZM209 118H210V117H209ZM233 118H234V117H233ZM246 118H247V117H246ZM1 119H2V118H1ZM7 119H8V118H7ZM38 119H39V118H37V119L35 120V121H36V123L34 122L35 124L38 123V122H37ZM40 119H39V121H41V120L43 119V117H42L41 120H40ZM99 119H100V118H99ZM110 119H111V118L108 119V117H107L106 120H108V122H110V121H109ZM117 119H119V116L117 117ZM121 119H122V118H121ZM134 119H135V118H134ZM139 119H140V118H139ZM152 119H153V118H152ZM167 119H168V118H167ZM167 119H166V120H167ZM176 119H177V117H176ZM194 119H195V118H194ZM201 119H202V118H201ZM227 119H228V118H227ZM237 119H238V116H237ZM244 119H245V118H244ZM253 119H254V118H253ZM256 119H257V118H256ZM260 119H261V118H260ZM26 120H27V118H26ZM26 120H23L24 123L27 122ZM31 120H32V122H33V118H32ZM71 120H70V122H69L70 125H68L69 123L66 124V122H65V124L67 125V127L69 126L70 129H71L70 126H72V125H71ZM81 120H82V117H81ZM84 120H85V122H84ZM84 120H82V121H83L84 123H86V119H84ZM88 120H89V119H87V123L91 120V124H93V123H92V118H90L89 121H88ZM103 120H105V119H103ZM119 120H120V119H119ZM145 120H146V119H145ZM150 120H151V119H150ZM207 120H208V119H207ZM222 120H223V119H222ZM263 120H264V119H263ZM263 120H262V121H263ZM12 121H14V120H11L10 123H11ZM23 121H22V122L17 121V122H19V124H17V126H16V124H15V126L18 127L19 130H22L21 128H22L23 126L26 125V124H23V125H21V128H19L20 123H23ZM25 121H26V122H25ZM53 121L57 123V120L55 121V119H53ZM53 121H48V119H47V121H45V122H50V125H51V122L54 123ZM60 121H61V118H60V120H59V123H57V124L60 125V123H61ZM79 121H80V120H79ZM79 121H78V122H79ZM82 121H81L80 123H77V125L79 124V128H81L80 125H81V123H83ZM99 121H101V120H99ZM99 121H98V119H97V122H99ZM121 121H122V120H121ZM125 121H126V119H125ZM141 121H142V120H141ZM152 121H153V120H152ZM178 121H179V120H178ZM184 121H185V120H184ZM184 121H183V122H184ZM188 121H190V120H188ZM193 121H194V120H193ZM199 121H200V120H199ZM212 121H213V120H212ZM216 121H217V120H216ZM228 121H229V119H228ZM103 122H104V121H103ZM106 122H107V121H106ZM106 122H104L103 124L105 125ZM108 122H107V124H108ZM113 122L115 123V120H113ZM113 122H112V123H113ZM116 122H118V121H116ZM145 122H146V121H145ZM157 122H158V121H157ZM162 122H163V121H162ZM194 122H195V121H194ZM207 122H209V121H207ZM210 122H211V121H210ZM2 123H3V122H2ZM10 123H9V125H11ZM13 123H15V122H13ZM40 123H44V122H40ZM62 123H63V124H62ZM62 123H61V125H63L62 128H64V130L67 129V127L65 128L64 121H63ZM73 123H74V121H73ZM101 123H102V122H101ZM147 123H148V122H147ZM151 123H152V122H151ZM159 123H160V122H159ZM166 123H167V122H166ZM184 123H187V121L184 122ZM205 123H206V122H205ZM226 123H227V122H225V124H226ZM234 123H235V122H234ZM239 123H240V122H239ZM243 123H244V122H243ZM245 123H247V122H245ZM248 123H249V122H248ZM248 123H247V124H248ZM0 124H1V123H0ZM4 124H5V123H4ZM44 124H45V123H44ZM47 124H48V123H47ZM57 124H56V125H57ZM96 124H97V123H96ZM121 124H123V123L121 122ZM125 124H126V123H125ZM131 124H132V123H131ZM133 124H134V123H133ZM140 124H141V123H140ZM140 124H139V125H140ZM154 124H155V121H154ZM154 124H153V125H154ZM223 124H224V123H223ZM247 124H246V126H247ZM259 124H260V123H259ZM263 124H264V122H263ZM1 125H2V124H1ZM9 125H8V126H9ZM18 125H19V126H18ZM39 125L41 126V124H39ZM59 125H58V126H59ZM61 125H60V126H61ZM73 125H74V124H73ZM75 125H76V124H75ZM75 125H74V126H75ZM85 125H88V124H84V126H85ZM93 125H94V124H93ZM93 125H92V126H93ZM108 125H109V124H108ZM110 125H111V123H110ZM110 125H109V127L111 128ZM113 125H115V124H113ZM116 125H118V123H117ZM153 125H152V126H153ZM156 125H157V124H156ZM167 125H168V124H167ZM220 125H221V124H220ZM220 125H217V126H220ZM234 125H235V124H234ZM242 125H244V124H242ZM251 125H252V123H251ZM4 126H6V125H4ZM4 126H3V128H4ZM8 126H7V127H8ZM13 126H14V125H13ZM33 126H34V125H33ZM35 126H36V125H35ZM35 126H34V127H29V126H28L29 128H28V127H27V128H28V130H29V129H31V128H32V129L35 128ZM51 126H52V125H51ZM60 126H59V127H60ZM81 126H82V125H81ZM100 126H101V125H100ZM100 126H98V125L95 126V125H94V126H93V127H94V129H93L94 131H91V130H90V132H87V131H89V129H87V127H86V129H87V131H85L86 133H85V132H82V133H85V134L88 133V134H90L91 132H95V130H96V133L98 134V132H97L98 130H97L96 127L99 128ZM102 126H103V125H102ZM102 126H101V127H102ZM130 126H131V125H130ZM152 126H151V127H152ZM184 126H185V125H184ZM197 126H198V125H197ZM202 126H204V124H203ZM208 126H209V125H208ZM226 126H227V125H226ZM226 126H225V127H226ZM230 126H231V125H230ZM232 126H233V125H232ZM244 126H245V125H244ZM258 126H259V125H258ZM261 126H262V125H261ZM7 127H5L4 131H2V132H6L5 130H6ZM9 127H11V126H9ZM44 127H45V126H44ZM93 127H92V128H93ZM105 127H106V125H105ZM105 127L103 126L104 130H105ZM158 127H160V126L158 125ZM164 127H165V126H164ZM168 127H169V126H168ZM182 127H183V126H182ZM214 127H215V126H214ZM238 127H239V126H238ZM249 127H250V126H249ZM255 127H256V125H255ZM263 127H264V126H263ZM263 127H262V128H263ZM11 128L14 129L13 127H11ZM11 128H9V130H10ZM27 128H25V129H27ZM36 128H37V126H36ZM36 128H35V129H36ZM51 128L54 129V127H51ZM60 128H61V127H60ZM72 128H73V126H72ZM79 128H78V130H79ZM88 128H89V127H88ZM92 128L90 127V129H92ZM95 128H96V129H95ZM103 128H101V129L103 130ZM106 128L108 129V132H109V128H108V126H107ZM112 128H113V126H112ZM115 128H117V127H115ZM135 128H136V127H135ZM137 128H138V127H137ZM154 128H156V127H154ZM161 128H162V127H161ZM176 128H177V127H176ZM187 128H188V127H187ZM187 128H186V129H187ZM196 128H197V127H196ZM204 128H205V126H204ZM219 128H221V127H219ZM231 128H234V126L231 127ZM236 128H237V126H236L235 129H234V130H235V132H234L235 134H236L237 130L240 131V128H239V129H238V128L236 129ZM257 128H258V127H257ZM18 129H14V130H17V131H18ZM45 129H46V128H45ZM70 129H68V130H70ZM73 129H76V130H77V126H76V128L74 127ZM83 129H85V127H84ZM83 129L80 130V131L77 130V131H78V132H77L78 137L83 136V137H82V139H84L83 141L85 142V139H86V141L89 142V140L87 139V138H88V135L85 136V134L82 135L81 133H79V132L83 131ZM99 129H100V128H99ZM124 129H125V128H124ZM150 129H151V128H150ZM165 129H166V128H165ZM193 129H194V127H193ZM205 129H206V128H205ZM205 129H204V130H205ZM207 129H208V128H207ZM217 129H218V128H217ZM221 129H223V128H221ZM228 129H229V128H228ZM228 129H226V132L228 131ZM246 129H247V128H246ZM250 129H251V128H250ZM250 129H248V130L250 131ZM254 129H255V128H254ZM9 130H8V128H7V131H9ZM23 130H24V128H23ZM23 130H22V131H23ZM43 130H44V129H43ZM43 130H41V131H43ZM47 130H48V129H47ZM47 130H46V133H47V135H48V133H49L50 131L47 132ZM49 130L52 131V129H50V128H49ZM59 130H60V129H59ZM59 130H58V131H59ZM76 130H73V131H76ZM110 130H111V129H110ZM114 130H115V129H114ZM121 130H122V129H121ZM121 130L118 129L117 131H121ZM184 130H185V128H184ZM224 130H225V128H224ZM255 130H256V129H255ZM22 131H20V133H21ZM24 131H25V130H24ZM24 131H23V132H24ZM33 131L35 132V130H33ZM38 131H40V130H38ZM60 131H61V130H60ZM70 131H71V130H70ZM70 131H67V130H66V131H64V132H65V133H66V132L69 133ZM111 131H112V130H111ZM115 131H116V130H115ZM115 131H114L113 133H115ZM154 131H155V130H154ZM154 131H153V132L151 131L152 133H150V134H154ZM157 131H158V129H157ZM168 131H169V130H168ZM239 131H238V132H239ZM244 131H245V130H243V132H244ZM9 132H11V131H9ZM9 132H8V133H9ZM13 132H14V131H13ZM29 132H30V130H29ZM56 132H57V131H56V129H55V133H56ZM161 132H162V130H161ZM185 132L188 133V130L185 131ZM215 132H216V131H215ZM226 132H224V134H226ZM229 132H230V130H229ZM238 132H237V133H238ZM241 132H242V130H241ZM241 132H240V133H241ZM243 132L241 133L242 135L244 134ZM246 132H248V131H246ZM246 132H245V133H246ZM252 132H253V131H252ZM255 132H257V130H256ZM261 132H262V131H261ZM261 132H260V133H261ZM0 133H1V128H0ZM6 133H7V132H6ZM20 133H19V137H20V135H21ZM24 133H26V132H24ZM24 133H23V135H24ZM32 133H33V132H32ZM43 133H44V131H43ZM43 133H42V134H43ZM65 133H64V134H65ZM71 133H73V134H71ZM71 133H70V135H73V137L71 136V138H76V137H74V133H75V132H72V131H71ZM96 133H95V134H96ZM103 133L106 134V133H107V130H106V132L104 131ZM103 133H102V134H103ZM113 133L110 132V134H112V135L114 136L115 134H113ZM119 133H120V132H119ZM122 133H123V132H122ZM127 133H128V132H127ZM146 133H147V132H146ZM157 133H158V132H157ZM162 133H163V132H162ZM234 133H233L231 136H234ZM10 134H11V133H10ZM10 134L8 135V137L10 136ZM12 134H13V133H12ZM26 134H28V133H26ZM33 134H34V133H33ZM35 134H36V133H35ZM35 134H34V135H35ZM37 134H38V132H37ZM40 134H41V133H40ZM52 134H53V131H52ZM64 134H62L61 137H62ZM77 134H75V136H76ZM80 134H81V135H80ZM95 134H94V136H95ZM100 134H101V133H100ZM110 134H109V135H110ZM141 134H142V133H141ZM160 134H161V133H159V136H160ZM204 134H205V133H204ZM206 134H207V133H206ZM249 134H250V132H249ZM251 134H252V133H251ZM257 134H258V132H257ZM263 134H264V133H263ZM263 134H262V135H263ZM2 135H4V134H2ZM34 135H33V136H34ZM50 135H51V134H50ZM65 135H67V134H65ZM68 135H69V134H68ZM91 135L93 136V134H90V137H91ZM106 135L108 136V133H107ZM116 135H117V134H116ZM125 135H126V134H125ZM125 135H124V136H125ZM128 135H130V133H129ZM128 135H127V136H128ZM131 135H132V134H131ZM145 135H146V134H145ZM155 135H156V134H155ZM162 135H163V134H162ZM167 135H168V134H167ZM175 135L178 136V134H175ZM222 135H223V133H222ZM227 135H228V134H226L225 137H226ZM242 135H240L241 138L243 137ZM252 135H255V134H252ZM4 136H6V134H5ZM4 136H3V137H4ZM12 136H15V135H12ZM84 136H85V138H84ZM94 136H93L92 138H94ZM98 136L100 137L99 134H98ZM117 136H118V135H117ZM117 136H114V137H117ZM120 136H122V135H120ZM120 136H119L118 138H120ZM133 136H134V134H133ZM211 136H212V135H211ZM236 136H237V135H236ZM238 136H239V135H238ZM238 136H237V137H238ZM247 136H248V135H247ZM259 136H260V135H258V137H259ZM16 137H17V136H16ZM28 137H29V136H28ZM36 137H37V136H36ZM46 137H47V136H46ZM50 137H51V136H50ZM50 137L48 136V140H49V141H52V139H49ZM58 137H59V136H58ZM61 137H60V138H61ZM63 137H64V136H63ZM63 137H62V140H65V142L61 140L62 142L58 141V143L60 142V145L63 144V143H64V144H65V143L68 144L69 141L66 142V139H67L69 136H67L66 139H65V138L63 139ZM78 137H77V138H78ZM90 137H89V138H90ZM96 137H97V135L95 136V139H96ZM141 137L143 138V136H141ZM165 137H166V136H165ZM181 137H182V135H181ZM208 137H209V135H208ZM220 137H221V136H220ZM225 137L223 136L224 139H226ZM237 137H236V138H237ZM244 137H245V136H244ZM250 137H251V136H250ZM260 137H261V136H260ZM260 137H259V138H260ZM263 137H264V136H263ZM0 138H2V137H0ZM21 138H22V137H21ZM31 138H32V136H31ZM34 138H35V137L32 138V141L34 140ZM41 138L43 139L44 136L42 137V135H41ZM41 138L39 137L38 139H41ZM71 138H68V139L71 141ZM77 138H76V139H77ZM97 138H98V137H97ZM109 138H111V137H109ZM148 138L150 139L149 136H148ZM153 138H154V137H153ZM157 138H159V137H157ZM170 138H171V137H170ZM187 138H188V137H187ZM212 138H213V136H212ZM221 138H222V137H221ZM232 138H234V137H232ZM238 138H239V137H238ZM4 139H5V138H3V140H4ZM6 139H8V138L6 137ZM6 139H5V140H6ZM10 139H11V138H10ZM18 139H19V138H18ZM18 139H17V140H18ZM22 139H23V138H22ZM25 139H26V136H25ZM53 139L55 140L56 138H53ZM82 139H79V138H78L77 140H80V141H78L77 143L82 142ZM116 139H117V138H116ZM122 139L124 140V138H122ZM178 139H179V138H178ZM234 139H235V138H234ZM251 139H252V138H251ZM261 139H263V138H261ZM261 139H260V140H261ZM5 140H4V142H5ZM8 140H9V139H8ZM26 140H28V138H27ZM26 140H25V141H26ZM30 140H31V139H30ZM44 140H45V139H44ZM58 140H59V139H58ZM74 140H75V139H73L72 142H75V143H76L77 140H76V141H74ZM102 140H103V139H102ZM119 140H121V139H119ZM139 140H140V139H139ZM159 140H160V142H161V141L163 142V140H161V139H159ZM164 140H167V139H164ZM171 140H172V139H171ZM175 140H176V138H175ZM210 140H211V137H210ZM256 140H257V139H256ZM260 140H259V141H260ZM11 141H13V140H11ZM14 141H16V140H14ZM28 141H29V140H28ZM28 141H27V142H28ZM46 141H47V140H45V142H46ZM92 141H95V140H91V141L89 142V144H90V143L92 144ZM98 141H100L99 138H98ZM98 141H96V142L98 143ZM177 141L180 142V140H177ZM211 141H212V140H211ZM225 141H226V140H225ZM238 141H239V140H238ZM242 141H243V140H242ZM6 142H8V141L6 140ZM6 142H5V143H6ZM27 142H26V143H27ZM30 142H31V141H30ZM38 142H39V141H38ZM52 142H53V141H52ZM52 142H49L52 146H53V144H54V145H57V144H55V143H57V141H56V142L54 141L55 143H53V144H52ZM72 142H69V144L72 143ZM137 142H138V141H137ZM142 142H143V144L147 143V142H144V140H143ZM149 142H150V141H149ZM156 142H157V140H156ZM166 142H167V141H166ZM170 142H171V141H170ZM170 142H169V143H170ZM213 142L216 143L215 141H213ZM220 142H221V139H220ZM229 142H230V141H229ZM246 142H247V141H246ZM257 142H258V141H257ZM261 142H262V141H261ZM0 143H1V142H0ZM2 143H3V142H2ZM12 143H13V142H12ZM14 143H15V142H14ZM75 143H73V144L75 145ZM85 143H86V142H85ZM106 143H107V142H106ZM124 143H125V142H124ZM126 143H127V142H126ZM138 143H139V142H138ZM157 143H159V141H158ZM172 143H173V142H172ZM172 143H171V144H172ZM175 143H176V142H175ZM182 143H183V142H182ZM205 143H206V142H205ZM205 143H204V144H205ZM221 143H222L221 146L224 148L223 141H222ZM227 143H228V142H227ZM236 143H237V140H236ZM244 143H245V142H244ZM3 144H4V143H3ZM8 144H9V146H10L11 143H6V145H8ZM16 144H17V146L14 147V150H15V148H18V147H19V148L22 147L23 150H27V149H28V146H26L27 144L24 145V146L27 147V149H26V147H24L25 149L23 148V146H22L23 144H22V145H19L18 142H17ZM24 144H25V143H24ZM35 144H36V143H35ZM35 144H34V145H35ZM73 144H72V148H71V147H70V148H71V152L74 154V153H76L78 150H76V148H74L76 152H74V151L72 150V149H73ZM80 144H81V143H80ZM91 144H90L89 147H91ZM99 144L101 145L102 143L100 142ZM107 144H108V143H107ZM107 144H106V145H107ZM112 144H113V143H112ZM112 144H111V145H112ZM115 144H116V143H115ZM115 144H114V145H115ZM154 144H155V143H154ZM160 144H161V143H160ZM162 144H163V143H162ZM162 144H161L160 146H162ZM173 144H174V143H173ZM180 144H181V143H180ZM180 144H178V145H180ZM208 144H209V143H208ZM218 144H219V142H218ZM225 144H226V143H225ZM230 144H231V142H230ZM241 144H243V143H241ZM259 144H260V143H259ZM0 145H1L2 148L4 149L3 145H2V144H0ZM6 145L4 144V146L8 148V146H6ZM82 145H83V144H81L80 146L83 147ZM86 145L88 146V144H86ZM94 145H95V142H94ZM129 145H130V144H129ZM163 145L165 146V142H164ZM166 145H167V144H166ZM189 145H190V143H189ZM210 145H212V144H210ZM213 145H214V144H213ZM237 145H238V144H237ZM239 145H240V141H239ZM253 145H254V143H253ZM1 146H0V147H1ZM11 146H13V144H12ZM20 146H21V147H20ZM37 146H39V144H37ZM40 146H41L40 148H41V150H42L43 147H44V145L42 144V145H40ZM42 146H43V147H42ZM57 146H58V145H57ZM66 146L69 147L68 145H66ZM76 146H77V148H78L79 150L81 149V147L79 146V144L75 145L74 147H76ZM78 146H79L80 148H79ZM95 146H97V144H96ZM116 146H117V145H116ZM154 146H155V145H154ZM158 146H159V145H158ZM158 146H157V147H158ZM164 146H163V147H164ZM171 146H172V145H171ZM175 146H176V145H175ZM242 146H243V145H242ZM245 146H246V148H247V145H245ZM245 146H243V147H245ZM254 146H255V145H254ZM254 146H253V147H254ZM257 146H258V145H257ZM263 146H264V145H263ZM29 147H30V145H29ZM46 147H47V146H46ZM48 147H49V145H48ZM48 147H47V149L49 150V152L46 151L47 154L44 153V152H43V153H40V154H41V155L46 154V155L48 156L49 153L52 152L51 149H49ZM59 147H60V146H59ZM84 147H85V145H84ZM102 147H104V146H102ZM106 147H107V146H105V149H106ZM142 147H143V146H142ZM169 147H170V145H169ZM173 147H174V145H173ZM173 147H172V148H173ZM176 147H177V146H176ZM188 147H189V146H188ZM188 147H187V148H188ZM197 147H198V146H197ZM197 147H195L194 149H196ZM213 147H214V146H213ZM240 147H241V146H240ZM253 147H252V148H253ZM7 148H5V149H7ZM50 148H51V147H50ZM54 148L56 149V146H54ZM61 148H62V147H61ZM61 148H59V149L57 148V149L60 150ZM63 148H65V147L63 146ZM92 148H94L93 145H92ZM92 148H90V149H92ZM98 148H99V145H98ZM165 148H166V147H165ZM167 148H168V145H167ZM191 148H192V147H191ZM207 148H208V147H207ZM219 148H220V147H219ZM235 148H236V146H235ZM238 148H239V147H238ZM255 148H257V147H255ZM3 149H2V151H3ZM5 149H4V152H6ZM9 149H12V148L9 147ZM9 149H7V152L10 151ZM29 149H30V148H29ZM34 149H35V148H34ZM34 149H33V152L35 151ZM65 149H68V148H65ZM85 149H86V147H85ZM85 149H83V150H85ZM87 149H88V150H87ZM87 149H86V152L89 151V148H87ZM100 149H101V148H100ZM100 149H99V150H100ZM107 149L109 150V148H107ZM119 149H120V148H119ZM137 149H138V148H137ZM154 149H155V148H154ZM160 149H161V148H160ZM160 149H156V150H159V151H160ZM162 149H163V148H162ZM184 149H185V147H184ZM201 149H202V148H201ZM226 149H227V148H226ZM240 149H242V148H240ZM258 149H259V148H258ZM258 149H257V151H258ZM8 150H9V151H8ZM18 150L20 151L21 149H18ZM18 150H15V151L18 152ZM30 150H32V147H31ZM95 150H96V147H95ZM101 150H104V148H102ZM101 150H100V152H101ZM108 150H107V151H108ZM112 150H113V149H112ZM134 150H136V149H133L132 151L134 152ZM151 150H152V149H151ZM170 150H171V148H170ZM204 150H205V148H204ZM208 150H209V149H208ZM217 150H218V149H217ZM222 150H224V149H222ZM238 150H239V149H238ZM11 151H12V150H11ZM27 151H28V150H27ZM38 151H39V148H38ZM54 151H55V150H54ZM54 151H53V152H54ZM60 151H61V152H64V151H62V149H61ZM68 151H69V150H68ZM68 151H67V152H68ZM91 151H92V153H93V149L90 150V152H91ZM129 151H130V150H129ZM129 151H128V152H129ZM143 151H144V150H143ZM148 151H149V150H148ZM182 151H183V150H182ZM184 151L186 152V150H184ZM188 151H189V150H188ZM190 151H191V150H190ZM199 151H200V148H199ZM199 151H198V149H197V152H199ZM214 151H215V150H214ZM240 151H241V150H240ZM257 151H256V152H257ZM0 152H1V150H0ZM4 152H3V153H4ZM7 152H6V153H7ZM28 152H29V151H28ZM40 152H41V151H40ZM56 152H59V151H56ZM71 152H70V154H71ZM79 152H80V153H79ZM79 152H78L79 154H83L85 151H82V153H81V151H79ZM96 152H97V151H96ZM103 152H104V151H103ZM105 152H106V151H105ZM112 152H113V151H112ZM114 152H115V149H114ZM128 152H127V153H128ZM135 152H136V151H135ZM161 152H163V151H161ZM164 152H166V151L164 150ZM167 152H168V149H167ZM167 152H166V153H167ZM169 152H171V151H169ZM191 152H192V151H191ZM209 152H210V151H209ZM224 152H225V150H224ZM234 152H235V150H234ZM242 152H243V151H242ZM242 152H241V153H242ZM246 152H247V151L244 150V153H246ZM249 152H250V150H249ZM251 152H252V151H251ZM1 153H2V152H1ZM1 153H0V155H1ZM6 153H5V155H7V156H14V155H10L11 152H10V154H8V153L6 154ZM12 153L14 154V151H12ZM25 153H26V151H25ZM34 153H35V152H34ZM37 153H38V152H37ZM59 153H60V152H59ZM78 153H77V154H78ZM88 153H89V152H88ZM94 153H95V152H94ZM131 153H132V152H131ZM140 153H141V151L139 152V154H140ZM148 153H149V152H148ZM156 153H157V152H156ZM172 153H173V150H172ZM210 153H211V152H210ZM212 153H213V149H212ZM217 153H219V152H216V154H217ZM220 153H221V152H220ZM257 153H258V152H257ZM18 154H19V153H18ZM26 154H27V153H26ZM26 154H24V155H26ZM29 154H30V153H29ZM52 154H53V153H51V155H52ZM62 154H63V153H62ZM70 154H69V155H70ZM77 154H74V155H77ZM79 154H78V155H79ZM84 154H85V153H84ZM95 154H96V153H95ZM116 154H117V153H116ZM121 154H122V153H121ZM123 154H124V153H123ZM132 154L135 155L136 153H132ZM132 154H130V155H132ZM139 154H138V156L141 157L142 155L140 156ZM152 154H153V152H152ZM186 154H187V152H186ZM216 154H215V152H214L213 155H216ZM247 154H248V153H247ZM251 154H252V153L248 154V156L251 155ZM255 154H256V153H255ZM19 155H22V154L20 153ZM30 155H31V154H30ZM37 155H39V153H38ZM41 155H40V156H41ZM51 155H49V157H50L49 159H51V157H52V159H53V156L56 155V154H54L53 156H51ZM57 155H58V154H57ZM57 155H56V157H59L61 154H60L59 156H57ZM64 155H66V154L64 153L63 156H64ZM69 155H68V153H67L68 158H69ZM78 155H77L75 161H78V159H80L81 157H83V155H82V156L79 158ZM89 155H90V153L88 154V156H89ZM103 155H104V154H103ZM103 155H102V156H103ZM106 155H107V154H106ZM106 155H104L105 157H104V156H103V157L106 158ZM113 155H115V154H113ZM127 155H128V154H127ZM154 155H155V153H154ZM184 155H185V154H184ZM191 155H192V153H191ZM191 155H189L188 157H185V156H187V155H185L184 158H186V159L188 158V160H189V157H190ZM199 155H200V154H199ZM203 155H204V154H203ZM203 155H202V157H203ZM211 155H212V154H211ZM238 155H239V154H238ZM240 155H241V154H240ZM240 155H239V157H240ZM242 155H243V154H242ZM3 156H4V154H3ZM3 156L1 155L0 157H3ZM7 156H6V159L8 158ZM17 156H18V155H17ZM40 156H37V157H40ZM47 156L44 155V156H42V157H47ZM84 156L86 157V154H85ZM91 156L95 157V156L92 155V154H91ZM97 156H98V153H97ZM121 156H123V155H121ZM138 156L136 155V157H138ZM164 156H165V154H164ZM168 156H169V154H168ZM200 156H201V155H200ZM200 156H199V158H200ZM225 156H226V154H225ZM24 157H26V156H24ZM24 157H23V160H24ZM34 157H35V159H36V154H35ZM42 157H40V158L42 159ZM54 157H55V156H54ZM72 157H73V156H72ZM85 157H84V158H85ZM93 157H92V158H93ZM99 157H101V154L99 155ZM108 157H109V156H108ZM117 157H118V156H117ZM119 157H120V155H119ZM126 157H127V156H126ZM129 157H130V156H129ZM129 157H127V160H129V159H133V157H132V158H129ZM136 157H135V159L137 160ZM153 157H154V156H153ZM177 157H178V156H177ZM177 157H176V158H177ZM192 157H193V156H192ZM213 157H214V156H213ZM229 157H230V156H229V154H228V158H229ZM244 157H245V156H244ZM19 158L21 159V161H22V163H23L22 156H20ZM30 158H33V157H30ZM30 158H29V159H30ZM64 158H65V160L68 159V158L66 159L65 156H64ZM64 158H63V159H64ZM70 158H71V157H70ZM84 158H82V159L84 160ZM96 158H98V157H96ZM104 158H103V159H104ZM115 158H116V156H115ZM121 158H124V156L121 157ZM121 158H120V159H121ZM128 158H129V159H128ZM144 158H146V157H144ZM170 158H171V157H170ZM214 158H215V157H214ZM226 158H227V157H226ZM263 158H264V157H263ZM8 159H9V158H8ZM16 159H17V161H18V158H17V157H16ZM25 159H26V158H25ZM35 159L33 158L34 163L37 162V161H35ZM41 159H40V160H41ZM56 159H57V158H56ZM63 159H62L63 163L66 162V161L63 160ZM73 159H74V157H73ZM86 159L88 160V158H86ZM86 159H85V163H87ZM90 159H91V158H90ZM99 159H101V158H99ZM103 159H101V160H103ZM107 159H108V162H109L110 160L112 161V158H111V157H110V158H107ZM140 159H141V158H140ZM177 159H178V158H177ZM191 159H192V158H191ZM212 159H213V158H212ZM215 159H216V158H215ZM215 159H214V160H215ZM218 159H219V158H218ZM229 159H230V158H229ZM250 159H251V158H250ZM10 160H11V159H10ZM10 160H9V161H10ZM13 160H14V159H13ZM13 160L11 161V163H12V162H15V161H13ZM33 160H32V161H33ZM36 160H37V159H36ZM42 160H44V159H42ZM46 160H47V162L49 163L50 160H48V158H47ZM54 160H55V158H54ZM58 160H60V158H59ZM68 160H69V159H68ZM71 160H72V159H71ZM94 160H95V159H92L91 161L93 162ZM97 160H98V159H97ZM104 160H105V159H104ZM114 160H115V159H114ZM142 160H145V159H142ZM175 160H176V159H175ZM181 160H183V159L181 158ZM188 160H187V162H188ZM239 160H241V159H239ZM0 161H1V160H0ZM3 161H4V157H3V160L0 162V165L3 164V163H2ZM29 161H30V160H29ZM32 161H30V162H32ZM38 161H39V159H38ZM44 161H45V160H44ZM51 161H52V160H51ZM55 161H56V160H55ZM69 161H70V160H69ZM75 161H74V164L76 163ZM106 161H107V160H106ZM124 161H125V160H124ZM133 161H134V160H133ZM153 161H154V160H153ZM168 161H170V160H168ZM176 161H178V160H176ZM176 161H174V162H176ZM192 161H194V160H193V159H192V160H189V167H192V166H190V162H192ZM196 161H197V160H196ZM202 161H203V160H201V164L203 163ZM210 161H211V160H210ZM241 161H242V160H241ZM5 162H8V161H5ZM26 162H27V161H26ZM39 162H40V161H39ZM41 162H42V161H41ZM56 162H57V161H56ZM56 162H55V163H56ZM58 162H59V161H58ZM60 162H61V160H60ZM60 162H59V163H60ZM72 162H73V161H71V163H72ZM79 162H81V161L79 160V161L77 162V165L79 164L78 166H77V165H75V166L73 165L72 167L75 168V167L77 166V168H75V169H78V167L81 168L80 166H81L84 162H83L81 165H80ZM88 162H89V161H88ZM96 162L98 163L99 161H96ZM103 162H104V161H103ZM128 162H129V161H128ZM148 162H150V161L148 160ZM163 162H164V160H163ZM163 162H161V163H163ZM185 162H186V161H185ZM205 162H206V161H205ZM208 162H209V161H208ZM216 162H217V161H216ZM233 162H234V161H233ZM1 163H2V164H1ZM18 163H20V161H19ZM32 163H33V162H32ZM42 163H43V162H42ZM42 163H40V166H43V165H44V163H43V164H42ZM51 163H52V162H51ZM53 163H54V162H53ZM55 163H54L52 166L50 165L49 169L52 168V167H54ZM66 163L69 165L70 162L67 161ZM66 163H65V164H66ZM71 163H70V164H71ZM97 163H95V164L98 165ZM126 163H127V162H126ZM158 163H159V162H158ZM158 163H157V164H158ZM176 163H177V162H176ZM192 163H193V162H192ZM199 163H200V162H199ZM226 163H227V162H226ZM249 163H250V162H249ZM23 164H24V163H23ZM23 164H21V165H23ZM29 164H31V163H29ZM29 164H26V166L28 165V167H29ZM41 164H42V165H41ZM45 164H46V163H45ZM56 164H57V163H56ZM95 164H94V166H95ZM99 164H101V163L99 162ZM102 164H103V163H102ZM102 164H101V167H102ZM109 164H110V162L107 163V165H109ZM127 164H128V163H127ZM154 164H155V163H154ZM187 164H188V163H187ZM187 164L184 163V166H182V167H185V165H187ZM212 164H213V163H212ZM234 164H235V162H234ZM237 164H238V163H237ZM237 164H236V165H237ZM241 164H242V163H241ZM262 164H263V163H262ZM3 165H4V164H3ZM3 165H2V166H3ZM6 165H8V163H6ZM9 165H10V164H9ZM9 165H8V166H9ZM21 165H19V168H20L19 171L21 170V172H23V170H22V168H21V167H22ZM35 165H38V164L36 163ZM35 165H33V166H35ZM57 165H58V164H57ZM60 165H61V164H60ZM60 165H58V166H60ZM63 165H64V164H62V165L60 166L61 169H62V166H63ZM84 165H85V164H84ZM88 165H89V163H88ZM88 165H87V167H88ZM113 165H114V164H113ZM117 165H118V164H117ZM133 165H134V163H133ZM141 165H142V163H141ZM158 165H159V166H161V165L165 166L164 163L161 164V165H160V164H158ZM172 165H173V162L171 163V166H172ZM192 165H193V164H192ZM203 165H204V164H202L201 166H203ZM210 165H211V163H210ZM248 165H249V164H248ZM2 166H0V170H1V167H2ZM8 166H6V167H8ZM11 166H13V164H11ZM16 166H17V164H16ZM16 166H13V167H16ZM20 166H21V167H20ZM23 166H24V165H23ZM46 166H49V165L46 164ZM69 166H70V165H69ZM69 166L65 165L66 168H63V170L66 169L65 171H68V172H69L68 169L71 168V166H70V168H68ZM82 166H83V165H82ZM85 166H86V165H85ZM105 166H106V165H105ZM105 166H104V164H103V167H104V168H105ZM111 166H112V165H111ZM142 166H143V165H142ZM142 166H141V167H142ZM147 166H148V165H147ZM193 166H194V165H193ZM195 166H197V165H195ZM195 166H194V168L192 167L193 170H194V169H197V167L195 168ZM216 166H217V164L214 165V167H216ZM6 167H3V168H5V169H4V173L8 171V170L5 171L6 169H8V168H6ZM9 167H10V166H9ZM13 167H12L11 170H13ZM36 167H38V166H36ZM36 167H34V168H35L36 171H37V169H38L39 167H38V168H36ZM55 167H56V166H55ZM55 167H54V168H55ZM60 167H59V168H60ZM87 167H85V168H87ZM101 167H98V168H101ZM106 167H110V166H106ZM128 167H130V166H127L126 168H128ZM165 167H166V166H165ZM182 167H181V168H182ZM187 167H188V166H186V171L188 172ZM203 167H204V166H203ZM208 167H209V166H208ZM211 167H212V166H211ZM238 167L240 168L241 166H238ZM24 168H25V167H24ZM26 168H27V167H26ZM44 168H46V167H44ZM67 168H68V169H67ZM74 168H71V169H74ZM92 168H93V167H92ZM121 168H122V167H121ZM169 168H170V167H168V168H166V169H169ZM192 168H189V169L191 170ZM200 168H201V167H200ZM226 168H227V167H226ZM9 169H10V168H9ZM14 169H16V168H14ZM17 169H18V168H17ZM35 169H34V170H35ZM40 169H41V168H40ZM42 169H43V168H42ZM49 169L46 168L45 170L48 172ZM56 169H58V168H56ZM56 169H55V170H56ZM61 169H58V170H61ZM88 169H91V167H88ZM95 169H96V168H95ZM112 169H113V167H112L111 169H109V170H112ZM117 169H118V168H117ZM119 169H120V168H119ZM119 169H118V170H119ZM123 169H125V168H122V171H123ZM139 169H140V168H139ZM141 169H143V168H141ZM148 169H149V168H148ZM151 169H153V168H151ZM154 169H155V168H154ZM177 169H178V168H177ZM210 169H211V168H210ZM220 169H221V168H220ZM240 169H241V168H240ZM32 170H33V169H32ZM32 170H29V172H28V171H27V172L30 174V172H31ZM58 170H57V173H59ZM79 170H81V169H79ZM79 170H78V172H79ZM82 170H83V174H84V171H85L86 173L89 172V170L87 171V169H84V166H83V169H82ZM82 170H81V171H82ZM92 170H94V169H92ZM92 170H91V171H92ZM96 170H98V169H96ZM100 170H101V169H100ZM103 170H104V169H103ZM106 170H107V169H106ZM106 170H104V175H107V174L105 173ZM118 170H117V171H118ZM125 170H126V169H125ZM125 170H124V172L128 171V170H126V171H125ZM155 170H156V169H155ZM158 170H160V168H159ZM183 170H185V169H183ZM204 170H205V169H204ZM204 170H203V171H204ZM213 170H214V169H213ZM241 170H242V169H241ZM1 171H2V170H1ZM1 171H0V172H1ZM9 171H10V170H9ZM9 171H8V172H9ZM14 171H16V170H14ZM14 171H13V172H14ZM36 171H34V172H36ZM39 171H40V173H39L40 176H38L39 174H37V173H36V174H37V176H38V179H39V177H40V179H41V178H43L44 176H43V173H41V170H38L37 172H39ZM51 171H54V169H52ZM51 171L48 172V173L44 171V174L46 173V174L48 175V174L52 173ZM65 171L62 172L63 175L66 174V173H68V172H65ZM81 171H80V172H81ZM107 171H108V170H107ZM107 171H106V172H107ZM112 171H113V170H112ZM115 171H116V170H115ZM130 171H134V170H131V169H130ZM140 171H141V170H139V172H140ZM142 171H143V170H142ZM144 171L146 172V168H145ZM147 171H148V170H147ZM149 171H150V170H149ZM165 171L167 172V171H169V170H165ZM181 171H182V169H181ZM186 171H185V172H186ZM194 171L196 172V170H194ZM198 171H199V170H198ZM206 171H207V170H206ZM208 171H210V170H208ZM208 171H207V173H208ZM243 171H244V170H243ZM24 172H25V170H24ZM54 172H56V171H54ZM70 172H71V171H70ZM78 172H77V173H78ZM95 172H96V171H95ZM95 172H94V173H95ZM98 172H99V171H98ZM100 172H101V171H100ZM124 172H122V173H124ZM128 172H129V171H128ZM135 172L137 173V171H135ZM135 172H134V173H135ZM139 172H138V174H139ZM145 172H144V173H145ZM163 172H164V171H162V173H163ZM170 172H171V171H170ZM187 172H186V173H187ZM195 172H194V174H195ZM201 172H202V171H201ZM214 172H216V171H214ZM214 172H212V173H214ZM231 172H232V171H231ZM237 172H238V170H237ZM1 173H3V172H1ZM4 173H3V175H1V176H3V177L5 176V177H6L7 174H9V173H5V175H4ZM10 173H11V171H10ZM16 173H17V171H16ZM32 173H33V172H32ZM32 173H31V175H33ZM62 173H61V175H62ZM92 173H93V172H92ZM94 173H93V174H94ZM107 173H108V172H107ZM110 173H111V172H110ZM115 173H116V172H115ZM126 173H127V172H126ZM140 173H142V172H140ZM146 173H147V172H146ZM152 173H153V172H152ZM154 173H155V172H154ZM154 173H153V174H154ZM188 173L191 174V173H193V171L191 170V172H188ZM199 173H200V172H199ZM207 173H206V174H207ZM225 173H226V172H225ZM250 173H251V172H250ZM11 174H13V173H11ZM25 174H27V173L25 172ZM25 174L23 173V177L25 176ZM29 174H27V175H29ZM36 174H35V175H36ZM59 174H60V173H59ZM71 174H72V172H71ZM71 174H70V175H71ZM73 174H75V172H74ZM79 174H80V173H79ZM83 174H80V175H83ZM87 174H88V173H87ZM87 174H86V175H87ZM101 174H103V173L101 172ZM116 174H117V173H116ZM120 174H121V173H120ZM127 174H128V173H127ZM129 174H131V172H130ZM148 174H149V173H148ZM157 174H158V173H157ZM160 174H161V172H160ZM168 174H169V172H168ZM171 174H173V173H171ZM175 174H176V171H175ZM175 174H173L172 176H174ZM177 174H178V172H177ZM182 174H183V173H182ZM184 174H185V173H184ZM184 174H183V175H184ZM190 174H189V176H190ZM201 174H202V173H201ZM217 174H218V173H217ZM233 174H234V173H233ZM235 174H237V173H235ZM240 174H241V173H240ZM240 174H239V175H240ZM17 175H18V174H17ZM17 175H16V176H17ZM19 175H20V172H19ZM27 175L23 178L24 181H25V178H26V179L28 178ZM35 175L33 176L34 178H35ZM57 175H58V174H57ZM63 175H62V177H57V178H58V179L61 178V181H62V178L65 179V176L63 177ZM67 175H68V174H67ZM70 175L67 176V177L70 178ZM80 175H79V176H80ZM86 175H83V176H86ZM89 175H90L91 177H94L95 174L92 176L91 172H89ZM89 175H88V176H89ZM96 175H97V174H96ZM99 175H100V174H99ZM117 175H118V174H117ZM121 175H122V174H121ZM145 175H147V174H145ZM155 175H156V174H155ZM164 175H165V174L163 173V176H162V177H164ZM169 175H170V174H169ZM169 175H168V176H169ZM180 175H181V174H180ZM187 175H188V174H187ZM203 175H204V174H203ZM210 175H211V173H210ZM42 176H43V177H42ZM49 176H50V177H49V178H50L49 181H51V180H52V177H54L55 175L52 173V176H51V174H50ZM77 176H78V175L74 176V178H75V177H76V179H77V178H79V179L81 178V176H80V177H77ZM83 176H82V178H84ZM90 176H89L88 178H90ZM97 176H98V175H97ZM108 176H109V175H108ZM123 176H124V175H123ZM127 176L129 177V175H127ZM132 176H133V174H132ZM140 176H141V175H140ZM142 176H143V175H142ZM149 176H150V178H153V179L155 178V177H152V176H153L152 174L149 175ZM159 176H160V175H159ZM192 176H193V175H192ZM208 176H209V175H208ZM213 176H215V175L213 174L212 177H213ZM3 177H2V178H3ZM5 177H4V178H5ZM11 177H12V176H11ZM17 177H18V176H17ZM17 177H16V178H17ZM98 177H99V176H98ZM98 177H97V179H98ZM101 177H102V175H101ZM109 177H110V176H109ZM120 177H122V176H120ZM120 177H119V178H120ZM130 177H131V176H130ZM133 177H134V176H133ZM157 177H158V175H156V178H157ZM162 177H159V179L162 178ZM183 177H184V176H183ZM185 177H186V176H185ZM193 177H194V179H198L197 175H196V176L194 175ZM193 177H192V178H193ZM196 177H197V178H196ZM209 177H210V176H209ZM231 177H232V176H231ZM7 178L10 179L8 176L5 178V181H4V179H3V181H4L5 183L7 182L6 180H8ZM16 178H13V179H15V181H16ZM21 178H22V177H21ZM29 178H31V176H30ZM29 178H28V180H29ZM44 178H46V177H44ZM55 178H56V177H55ZM55 178H54V179H55ZM57 178H56V179H57ZM71 178H73V177L71 176ZM71 178H70V179H71ZM86 178H87V177H86ZM88 178H87V179H88ZM103 178L105 179L106 176H105V177L103 176ZM110 178H111V177H110ZM112 178H113V177H112ZM122 178H123V177H122ZM122 178H121V179H122ZM126 178H127V177H126ZM135 178H136V177H134V180H135ZM141 178H142V177H141ZM148 178H149V177H148ZM148 178H147V179H148ZM150 178H149V179H150ZM164 178H165V177H164ZM166 178H169V177H166ZM166 178H165V179H166ZM215 178H216V177H214L213 179H215ZM233 178H234V176H233ZM233 178H232V179H233ZM18 179H19V181L21 182L20 177L17 178V180H18ZM31 179H32V178H31ZM47 179H48V178H47ZM56 179H55V180H56ZM64 179H63V180H64ZM70 179H68V180L70 181ZM87 179H86V180H87ZM91 179H93V178H91ZM114 179H115V177H114ZM116 179H117V176H116ZM129 179H130V178H129ZM131 179H132V177H131ZM142 179H143V178H142ZM142 179H141V180H142ZM159 179H158V181H159ZM169 179H171V177H170ZM185 179H186V178H184V180H182V181H184V184H186V183H185V182H186ZM187 179H189V177H188ZM190 179H191V178H190ZM194 179H192V180L194 181ZM216 179H217V178H216ZM232 179H231V180H232ZM11 180H12V179H11ZM32 180H34V179H32ZM32 180L28 181V185L30 186V188H29V187H28V188L25 187L24 184H23V187L27 188V189H26L27 191H29L28 189H31V187H34V186H35L34 184H36V186H37V184H39V183H35V180H36V178H35V180L33 181L34 184L31 183V184L33 185V186H31V184H29V182H32ZM41 180H43V179H41ZM55 180H54V181H55ZM66 180H67V179H66ZM82 180H83V179H82ZM86 180H85V178H84L83 181L85 182ZM106 180H107V179H106ZM108 180H109V179H108ZM108 180H107V182H106V181H103V182H105V184L107 185ZM110 180H112V179H110ZM110 180H109V181H110ZM134 180L132 179V180H130L129 182L134 181ZM143 180H145V179H143ZM162 180H163V179H161V181H162ZM171 180H172V179H171ZM235 180H236V179H235ZM243 180H245V182H246L248 179H247V180H246V179H243ZM253 180H254V179H253ZM261 180H262V179H261ZM13 181H14V180H13ZM37 181H38V180H37ZM43 181H46V180H43ZM43 181H41V182L43 183ZM49 181H46V182H48V183L50 184L53 180H52L51 182H49ZM54 181H53V182H54ZM57 181H58V180H57ZM80 181H81V180H80ZM87 181H88V182L90 181V182H92V183L95 182V183H96L95 186H94L95 188H96L97 186H99V187H100V186H103L102 184H100V181H99V180H98V181H99L98 183H99L100 185L97 184V180H96V181H94V180H93V181H91V180H87ZM112 181H113V180H112ZM115 181H116V180H114V182H115ZM122 181H123V180H122ZM125 181H126V180H125ZM150 181H151V180H150ZM150 181H149V182H150ZM161 181H160V182H161ZM163 181H164V180H163ZM163 181H162V182H163ZM167 181H168V180H167ZM193 181H192V182H193ZM204 181H205V180H204ZM211 181H212V179H211ZM215 181H216V180H215ZM262 181H263V180H262ZM262 181H261V182H262ZM9 182H10V180L8 181V183H9ZM16 182L18 183V181H16ZM20 182L17 184V186L20 184ZM26 182H27V181H26ZM26 182H25V184H26ZM38 182H40V180H39ZM41 182H40V183H41ZM53 182H52V184L55 185V183H53ZM55 182H56V181H55ZM62 182H63V181H62ZM62 182H61V183L58 182V183L62 184ZM78 182H79V181H76V183H78ZM84 182H82V183H84ZM101 182H102V181H101ZM103 182H102V183H103ZM118 182H120V180H118ZM129 182H128V183H129ZM134 182L136 183V181H134ZM134 182H132V183H134ZM156 182H157V181H156ZM165 182H166V180H165ZM175 182H176V181H175ZM192 182H191V183H192ZM197 182H198V180H197ZM197 182H195V183H197ZM206 182H207V181H206ZM233 182H234V181H233ZM233 182H232V183H233ZM248 182H249V181H247L246 183H248ZM250 182H251V181H250ZM0 183H3V182H0ZM23 183H24V182H23ZM44 183H45V182H44ZM44 183L41 184L42 187H44L45 185H48V184H46V183H45V185H44ZM58 183H57V184H58ZM65 183H67V181L65 182V180H64V184L61 185L62 187L59 186V189H60V187L63 188L64 185L66 186ZM69 183H70V182H69ZM72 183H73V182L71 181L70 184L72 185ZM74 183H75V182H74ZM74 183H73V185H72L73 187H74ZM86 183H87V182H86ZM86 183H84V184H85V185H84L85 188H86V186H87ZM116 183H117V181H116ZM120 183H121V182H120ZM126 183H127V182H126ZM135 183H134V184H135ZM146 183H147V182H146ZM150 183H151V182H150ZM157 183H158V182H157ZM169 183H170V182H169ZM172 183H173V181H172ZM188 183H189V182H188ZM188 183H187L186 185H190V186H192V187L194 186L193 184H195V183H192V185H191V184H188ZM209 183H210V182H209ZM214 183H216V182H214ZM6 184H7V183H6ZM11 184H13V183H11ZM11 184L9 183V187H8V188H10V187L13 188V187H14V185L11 186ZM21 184H22V183H21ZM21 184H20V185H21ZM57 184H56V185H57ZM67 184H68V183H67ZM78 184H79V183H78ZM80 184H81V182H80ZM87 184H88V183H87ZM110 184H112V183H108V188H109V190H111L110 188L112 187V189H113L112 192H113V191L115 192V190H114V188H113V186L115 185V183H114V185H112L111 187H109ZM117 184H118V183H117ZM121 184H122V183H121ZM123 184H125V183H123ZM134 184H132V186H133ZM137 184H138V183H137ZM144 184H145V183H144ZM148 184H149V183H148ZM148 184H146V185H148ZM152 184H153V183H152ZM152 184H149V185L152 186ZM154 184H155V183H154ZM158 184H159V183H158ZM163 184H164V182H163ZM170 184H171V183H170ZM198 184H199V183H198ZM201 184H202V183H201ZM216 184H217V183H216ZM261 184H262V183H261ZM261 184H260V185H261ZM263 184H264V183H263ZM4 185H5V184H4ZM4 185L1 184L2 190H1V188H0V190H1L2 192L4 191L3 189L5 188V187L3 188ZM15 185H16V184H15ZM26 185H27V184H26ZM56 185H55V186H56ZM88 185H89V184H88ZM90 185H92V184L90 183ZM90 185H89V186H90ZM93 185H94V183H93ZM93 185H92V186H93ZM96 185H97V186H96ZM118 185H119V184H118ZM128 185H131V183L128 184ZM139 185H140V183H139ZM159 185H160V184H159ZM161 185H162V184H161ZM166 185H167V184H166ZM171 185H172V184H171ZM186 185H185V186H186ZM206 185H207V184H206ZM208 185H209V184H208ZM220 185H221V184H220ZM229 185H230V186H233V184H230V183H229ZM239 185H240V184H239ZM7 186H8V185H7ZM21 186H22V185H21ZM38 186H39V185H38ZM52 186H53V185H52ZM55 186H54V187H55ZM57 186H58V185H57ZM57 186H56L55 188L58 190V187H57ZM67 186L69 187L70 185H67ZM79 186H80V185H79ZM79 186H78V187L76 186V187H77V190H78V188H80ZM81 186H83V185H81ZM84 186H83V187H84ZM92 186H90L89 189H90V190L93 189V191H94V187L92 188ZM120 186H121V185H120ZM126 186H127V185H126ZM137 186H138V185H136V187H137ZM151 186H149L150 189H153V188H151ZM169 186H170V185H169ZM173 186H174V185H173ZM185 186H184V187H185ZM190 186H189V189H191ZM201 186H202V185H201ZM211 186H213V185L211 184ZM218 186H219V185H218ZM224 186H225V185H224ZM249 186H250V185H249ZM42 187H40V188L43 189ZM45 187H46V186H45ZM49 187H50V185H49ZM68 187H67V188L65 187V188L68 189ZM73 187H72L71 189H73ZM76 187H75V188H76ZM87 187H88V186H87ZM114 187H115V189L117 188L116 185H115ZM122 187H123V186L119 187V189L122 188ZM140 187H141V186H140ZM144 187H145V186H144ZM153 187H154V186H153ZM159 187H160V186H159ZM174 187H175V186H174ZM187 187H188V186H187ZM187 187H186V189H188ZM195 187H196V184H195ZM195 187H194V188H195ZM206 187H207V186H206ZM245 187H246V186H245ZM252 187H253V185H252ZM252 187H251V188H252ZM262 187H263V186H261V187L259 188L260 191H261ZM12 188H11V189H12ZM14 188H15L16 191H17V188H19V191H20V187H14ZM35 188H36V187H34V189H35ZM38 188H39V187H38ZM38 188H36L37 191H38ZM40 188H39V190L41 191ZM51 188H52V187H51ZM51 188H48V189L46 188V191H48L49 194H51V196H53V194H54V192H55L56 190H55V191H54V190H51L52 192L54 191L53 193H51L50 190H49V189H51ZM81 188H82V187H81ZM100 188H101V187H100ZM100 188L97 187L98 191H102V189L99 190ZM104 188H105V187H104ZM156 188H157V185H156ZM171 188H172V187H171ZM179 188H180V186H179ZM181 188H182V187H181ZM196 188H197V187H196ZM196 188H195V189H196ZM212 188L214 189V186H213ZM232 188H235V186H233ZM249 188H250V187H249ZM32 189H33V188H32ZM32 189H31V190H32ZM36 189H35V192H36ZM52 189H54V188H52ZM63 189H64V188H63ZM89 189H88V190H89ZM117 189H118V188H117ZM117 189H116V190H117ZM128 189H130V188H128ZM136 189H137V188H136ZM141 189H142V188H141ZM143 189H144V188H143ZM148 189H149V188H148ZM154 189H155V188H154ZM162 189H163V188H162ZM166 189H167V186H166ZM175 189H176V187H175ZM195 189H194V191L189 190V191H191V192H188V193L191 195V196L189 195L191 198H192L193 194H195L194 192L198 190V188H197V190H195ZM209 189H210V186H209ZM209 189H208V190H209ZM229 189H230V187H229ZM257 189H258V187H257ZM5 190H7V188H6ZM21 190H23V189L21 188ZM44 190H45V188H44ZM69 190H70V188H69ZM69 190H68V191H69ZM79 190H80V189H79ZM79 190H78V191H79ZM82 190H83V188H82ZM84 190H87V188L84 189ZM88 190H87L86 192L83 191L82 196H81L80 192H79V193L77 192V193L80 195L79 197H78V196H77V197H78V198H80V197L83 198V197L85 196V195L83 196V194L89 193ZM125 190H126V189H125ZM145 190H147V187L145 188ZM155 190H156V189H155ZM192 190H193V189H192ZM201 190H202V189H201ZM217 190H219V189H217ZM227 190H228V189H227ZM230 190H231V189H230ZM230 190H228V191H230ZM244 190H245V189H244ZM255 190H256V189H255ZM9 191H10V190H9ZM23 191H25V189H24ZM32 191H33V190H32ZM32 191H31V192H32ZM40 191H39V192H40ZM42 191H43V190H42ZM42 191H41V192H42ZM46 191H45V193H46ZM68 191L65 190L64 193L66 194V192H68ZM74 191H76V190L73 189V191H72L73 193H71V194L69 193V194H70V195L74 194ZM91 191H92V190H91ZM91 191H90V192H91ZM93 191H92V192H93ZM118 191H119V190H118ZM121 191H123V189H122ZM135 191H136V190H135ZM135 191H134V192H135ZM139 191H140V190H139ZM148 191H149V190H148ZM158 191H159V189H158ZM160 191H161V190H160ZM162 191H164V190H162ZM171 191H172V190H171ZM182 191H183V190H182ZM185 191H186V190H185ZM221 191L223 192V190H221ZM234 191H235V190H234ZM234 191H233V192H234ZM236 191H237V190H236ZM236 191H235V192H236ZM263 191H264V190H263ZM2 192H1V193H2ZM4 192H5V191H4ZM7 192H8V191H7ZM31 192H30V193H31ZM33 192H34V191H33ZM33 192H32L31 194H33ZM39 192H38V193H39ZM41 192H40L39 194H40V195L43 194V195H42V196H43L42 198H41V196H39V194L36 195V194L34 193V194L36 195L37 198H35V197H31L32 200H33V198H34V199H37V200L39 199L38 201H42L41 199L44 198V195H45V194H44V192H42V194H41ZM57 192H58V191H56V193H57ZM59 192H61V191L59 190ZM70 192H71V191H70ZM81 192H82V191H81ZM84 192H85V193H84ZM112 192H110V193L112 194ZM114 192H113V193H114ZM123 192H124V191H123ZM123 192H122V193H123ZM129 192H132V187H131V191L129 190ZM129 192H127V193H129ZM134 192H133V193H134ZM143 192H144V191H142V194H143ZM155 192H156V191H155ZM175 192H176V191H175ZM175 192H174V193H175ZM183 192H184V191H183ZM183 192H182V193H183ZM192 192H193V194H192ZM197 192H198V191H197ZM215 192H217V191H215ZM226 192H227V191H226ZM226 192H225V193H226ZM231 192H232V191H231ZM245 192L248 193L246 190H245ZM256 192H258V191H256ZM261 192H262V191H261ZM261 192H260V193H261ZM9 193H10V192H9ZM9 193H7V196H8ZM17 193H18V191H17ZM17 193H15L17 199H16L14 196H13L14 198H13V197H12V198L10 197V198H8V199H9V200H10V199H11V200H12V199H13V200L16 199L17 202H18V199L21 200V198H20V197L18 198ZM21 193H22V192L20 191L19 194H21ZM23 193H24V192H23ZM23 193H22V194H23ZM56 193H55L54 195L57 196ZM61 193H62V192H61ZM61 193H59V195H58V196H60V197L62 196L61 198H64L63 196L66 197V195H67V197H68V193H67L66 195H64V194L60 195ZM75 193H76V192H75ZM77 193H76V194H77ZM94 193L96 194V192H94ZM98 193H100V192H98ZM104 193H106L105 195H106V196L108 195V197H109V194H110V193H108L107 190H106ZM115 193H116V192H115ZM118 193H119V192H118ZM118 193H117V194H118ZM120 193H121V192H120ZM127 193H124V194L128 195ZM146 193H147V192H146ZM164 193H165V192H164ZM184 193H186V192H184ZM188 193H186V194H188ZM199 193H200V192H199ZM199 193H198V195H199ZM201 193L203 194L202 191H201ZM236 193H237V192H236ZM236 193H235V194H236ZM258 193H259V192H258ZM2 194H3V193H2ZM12 194H14V193H12ZM22 194H21V195H22ZM25 194H27V193L25 192ZM31 194L28 193V195H30V196H31ZM49 194H48V193L46 194L45 199L48 198V200H49V199H51V198H52V199L54 198V196H53V197H50ZM100 194H101V193H100ZM102 194H103V193H102ZM117 194H115V195L118 196ZM142 194L139 193L138 195H141V196H142ZM155 194H156V193H155ZM157 194H158V193H157ZM157 194H156V195H157ZM161 194H162V192H161ZM177 194H178V192H177ZM186 194H183V195H186ZM217 194H218V193H217ZM241 194H242V193H241ZM255 194H257V193H255ZM261 194H262V193H261ZM0 195H1V194H0ZM3 195H4V194H3ZM3 195H1V196H3ZM9 195L11 196V193H10ZM21 195H20V196H21ZM23 195H24V194H23ZM28 195H25V196L27 197ZM47 195H48V196H47ZM90 195L92 196V195H94V194H93V193H90L88 196H90ZM115 195H114V196H115ZM130 195H131V194H130ZM147 195H148V194H147ZM152 195H153V191H152ZM152 195H151V196H152ZM156 195H153V196L156 197ZM164 195H166V194H164ZM168 195H170V194H168ZM198 195H197V197H195V196H194V197H195V198L201 197L200 195H199V196H198ZM225 195L227 196V194H225ZM228 195H229V194H228ZM262 195H263V194H262ZM262 195H260V196H262ZM4 196H6V194H5ZM4 196H3V197H4ZM7 196H6V198H7ZM25 196H24V197H25ZM32 196H34V195H32ZM38 196H39V197H38ZM58 196H57V197H58ZM74 196H75V195H74ZM86 196H87V195H86ZM95 196H97V195H95ZM99 196H100V195H98V197H99ZM102 196H103V197H102ZM102 196H101V197L104 198V195H102ZM106 196H105V197H106ZM112 196H113V195H111V197H112ZM114 196H113V197H114ZM128 196H129V195H128ZM151 196H150V199L152 200L154 197L151 198ZM157 196H158V195H157ZM161 196H162V195H161ZM166 196H167V195H166ZM177 196H179V195H177ZM177 196H176V197H177ZM203 196H204V195H203ZM207 196H208V194H207ZM212 196H213V195H212ZM250 196H251V195H250ZM257 196H258V195H257ZM257 196H256V197H257ZM24 197H22V198H24ZM26 197H25V199H26L25 201H26L27 203H29V201L33 202L32 200L27 201V200H28L27 198H29V197H27V198H26ZM60 197H59V198H60ZM72 197H73V196H72ZM75 197H76V196H75ZM93 197H94V196H93ZM113 197H112V198H113ZM118 197H119V196H118ZM120 197H121V196H120ZM129 197H130V196H129ZM146 197H147V196H146ZM164 197H165V196H164ZM186 197H187V196H186ZM186 197H185V198H186ZM190 197H189V198H190ZM215 197H216V196H215ZM227 197H228V196H227ZM1 198H2V197H0V201H1V202L7 203V205L10 203V202H6L5 200H1ZM31 198H29V199H31ZM40 198H41V199H40ZM91 198H92V197H91ZM91 198H90V199H89V198H86V200L88 199L89 202L86 201V200H85V202L90 203V204H92V203L94 204V202H92V201L90 202ZM95 198H96V197H95ZM95 198H94V199H95ZM102 198H100V199H102ZM112 198H111V199H112ZM123 198H124V197H123ZM125 198H126V197H125ZM133 198H134V197H133ZM138 198H139V197H138ZM144 198H145V197H144ZM156 198H157V197H156ZM162 198H163V197H162ZM170 198H171V197H170ZM185 198H184V199H185ZM204 198H205V196H204ZM206 198H207V197H206ZM235 198H236V197H235ZM261 198H262V197H261ZM2 199H3V198H2ZM4 199H5V197H4ZM8 199H7V200H8ZM45 199H43V201H44ZM68 199H73V198H70V196H69ZM74 199H75V198H74ZM74 199H73V202L75 203ZM109 199H110V198H109ZM114 199L116 200L115 197H114ZM118 199H119V198H118ZM136 199H137V197H136ZM136 199H135V200H136ZM140 199H141V198H140ZM142 199H143V197H142ZM146 199H148V198H145V200H146ZM179 199H180V198H179ZM187 199H188V198H187ZM246 199H247V198H246ZM9 200H8V201H9ZM13 200H12V201H13ZM20 200H19V201H20ZM37 200H34V201H36L35 204L38 203ZM48 200H45V201L48 202ZM54 200L56 201V200H58V199L55 198ZM60 200H62V199H60ZM64 200H65V198H64ZM81 200H82V199H79V200H77V201L79 202V201H81ZM92 200H93V198H92ZM103 200H104V199H103ZM119 200H121V199H119ZM119 200H117V201H119ZM130 200H131V199H130ZM177 200H178V197H177ZM185 200H186V199H185ZM189 200L192 201L193 199H189ZM189 200H188V201H189ZM237 200H238V199H237ZM258 200H259V199H258ZM260 200H261V199H260ZM262 200H263V199H262ZM12 201H11V202H12ZM22 201H23V200H22ZM22 201H20V203H21ZM51 201H52V200H51ZM51 201H50V202H51ZM66 201L68 202V200H66ZM83 201H84V198H83ZM99 201H100V200L97 199V203H99ZM105 201H106V199H105ZM107 201H110V200L107 199ZM107 201H106L107 206H108V207H111L112 205L110 206L109 204H110L113 200L110 201L109 204L107 203ZM117 201H116V203H117ZM124 201H126V199H124ZM127 201H128V199H127ZM142 201H143V200H142ZM160 201H161V200H160ZM171 201H172V199H171ZM174 201H175V200H174ZM180 201H181V199H180ZM180 201H179V202H180ZM197 201H198V203L201 204L200 199H199V200L197 199ZM197 201H196V202H197ZM212 201H213V199H212ZM235 201H236V200H235ZM1 202H0V205L2 206ZM17 202L14 203V206H12L13 204H12V205L9 204V206L15 207V205H16V207L18 208L19 205L17 206V204H18L19 202H18V203H17ZM26 202H25V203H26ZM52 202H53V201H52ZM60 202H61V201H60ZM60 202H58V201H57V202H54V203H52L53 205H52L51 203H47V204H51V206H54V205H56V203H57V204L59 203L58 205H60ZM62 202H63V201H62ZM62 202H61V203H62ZM70 202L73 203L72 201H70ZM70 202H68V204H69ZM81 202H82V201H81ZM101 202H102V201H101ZM101 202H100V203H101ZM103 202H104V201H103ZM130 202H131V201H130ZM135 202H136V201H135ZM140 202H141V200H140ZM144 202H145V201H144ZM149 202H151V201H149ZM152 202H153V201H152ZM158 202H159V201H158ZM193 202H194V200H193ZM218 202H219V201H218ZM245 202H246V201H245ZM12 203H13V202H12ZM16 203H17V204H16ZM39 203H40V202H39ZM42 203H43V202H42ZM79 203H80V202H79ZM82 203H83V202H82ZM114 203H115V201H114ZM114 203H113V204H114ZM116 203H115V205H114L115 207H117V206H116ZM118 203H119V202H118ZM124 203H125V202H124ZM124 203H123L122 201L120 202L121 205L124 204ZM177 203H178V202H177ZM188 203H190V202H188ZM211 203H213V202H211ZM222 203H223V202H222ZM226 203H227V202H226ZM246 203H247V202H246ZM22 204L25 206L24 203H21L20 206H21ZM30 204H32V205H30V206L33 207V203H30ZM40 204H41V203H40ZM40 204H39V206H40ZM44 204H45V203H44ZM44 204H43V205H44ZM47 204H45V205H47ZM63 204H65V202H64ZM63 204H61V205H63ZM77 204H78V203H77ZM106 204H104V205L106 206ZM111 204H112V203H111ZM142 204H143V203H142ZM150 204H153L152 206H154V205L156 204V200H155V204H154V203H150ZM180 204H181V203H180ZM183 204H184V202H183ZM191 204H192V202H191ZM191 204H190V205H191ZM205 204H206V203H205ZM205 204H204V205H205ZM216 204H217V203H216ZM220 204H221V203H220ZM7 205H5V206L8 208ZM26 205H29V204H26ZM70 205H71V204H70ZM73 205H74V204H73ZM78 205H79V204H78ZM78 205H74V206H76L78 209H80L81 207H79ZM85 205H87V204L85 203ZM88 205H89V204H88ZM88 205H87V207L90 209V208H91V207H90L91 205H89V206H88ZM94 205L97 206V207H96L97 209L99 208V207H98L99 204H94ZM94 205H93V206H94ZM104 205H103V206H104ZM121 205L118 204V207H120ZM125 205H126V204H124L123 206L126 207ZM128 205H129V204H128ZM134 205H135V204H134ZM139 205H141V204L139 203ZM139 205H136V206L139 207ZM147 205H149V204H147ZM166 205H168V203H167ZM166 205H165V206H166ZM184 205H186V204H184ZM198 205H199V204H198ZM201 205H203V204H201ZM210 205H211V204H210ZM213 205H214V204H213ZM223 205H224V203H223ZM243 205H244V204H243ZM245 205H246V204H245ZM258 205H259V203H258ZM51 206L48 205V208H47V209H48V210H47L48 212L45 211V210H46L45 208H46L47 206H46V207H45V206H41V207H42L43 210L45 209L43 212H47V213H49V212H50L49 210H52V209L55 208V206H54V208H52ZM68 206H69V205H68ZM80 206H81V205H80ZM99 206H100V205H99ZM101 206H102V203H101ZM103 206H102V207H103ZM114 206H112V207H114ZM123 206H121V207L124 208ZM130 206H131L130 209H132V204H131ZM145 206H146V204L144 205V207H145ZM150 206H151V205H150ZM157 206H159V205H157ZM188 206H189V205H188ZM206 206H209V205L206 204L204 207L206 208ZM211 206H212V205H211ZM220 206H221V205H220ZM224 206H225V205H224ZM2 207H3V208H6V207H4V204H3ZM16 207H15V208H16ZM26 207H27V206H25V208H26ZM61 207H64V206H61ZM65 207H66V204H65ZM76 207H74V208H76ZM84 207H85V206H84V204H83V207H82V208H84ZM102 207H100V208H101V210L103 211L104 209H102ZM118 207H117V208H118ZM127 207L129 208V206H127ZM133 207H134V206H133ZM148 207H149V206H148ZM163 207H164V206H163ZM191 207H192V206H191ZM194 207H196V206H194ZM202 207H203V206H202ZM202 207H201V209H202ZM216 207H217V205H216ZM231 207H232V206H231ZM237 207H239V205H237ZM252 207H253V206H252ZM0 208H1V207H0ZM7 208H6V209H7ZM15 208H14V209H15ZM17 208H16V210H18V209L21 210L20 207H19L18 209H17ZM21 208H22V206H21ZM27 208L30 209V211H31V210L34 211V208L36 209V208H38V207H34V208L31 209V207L29 208V206H28ZM49 208H51V209H49ZM56 208H57V207H56ZM58 208H59V207H58ZM68 208H69V209L72 208V209L70 210V212H72V211H74V213L77 212V211H75V210L73 209V206H72V207H67V210H68ZM77 208H76V209H77ZM92 208H94V207H92ZM100 208H99V210H100ZM104 208H105V207H104ZM117 208H116V209H117ZM135 208H136V207H135ZM139 208H140V207H139ZM146 208H147V207H146ZM146 208H145V209H146ZM149 208L151 209V207H149ZM152 208H153V207H152ZM186 208H187V207H186ZM186 208H185V209H186ZM198 208H199V207H198ZM209 208H210V207H209ZM250 208H251V206H250ZM255 208H256V207H255ZM1 209H2V208H1ZM6 209H5V210H6ZM10 209H11V207H10ZM10 209H9V210H10ZM12 209H13V208H12ZM23 209H24V207H23ZM28 209H27V210H28ZM40 209H41V208H40ZM40 209H38V210H40ZM59 209H60V208H59ZM63 209L66 210V208H63ZM85 209H86V211H87V208H86V207L84 208V210H85ZM94 209H95V208H94ZM108 209L110 210V208H107V209L105 208V210H108ZM125 209H126V208H124V210H125ZM140 209H141V208H140ZM150 209H149V212H150ZM158 209H159V208H158ZM175 209H176V207H175ZM178 209H179V208H178ZM188 209H189V207H188ZM190 209H191V211H193L192 208H190ZM190 209H189V210H190ZM212 209H216V208H212ZM217 209H219V207H217ZM245 209H246V208H245ZM38 210H36V211H38ZM67 210H66V211H67ZM80 210H81V209H80ZM82 210H83V209H82ZM84 210L81 211V213H80V211L78 210L77 215H78V214H82V213L84 212ZM92 210H93V209H92ZM105 210H104V211H105ZM118 210H119V209H118ZM122 210H123V209H121V211H122ZM126 210H127V209H126ZM126 210H125V211H126ZM128 210H129V209H128ZM134 210H135V209H134ZM134 210H133V212H130V211H131V210H130V211H129V212H130L129 214L132 215V213H134ZM136 210H137V209H136ZM136 210H135V212L138 211V210H137V211H136ZM151 210H152V209H151ZM183 210H184V207H183ZM189 210H188V211H187V209L185 210L186 212H188V215H189ZM207 210H208V208H207ZM238 210H239V209H238ZM3 211H4V210H3ZM23 211H24V212H23ZM23 211H22V212H23L24 214H23V217H22V218L25 219V221H26L28 218L26 219V218L24 217L25 212H26V214H27L28 216H30V215L28 214V212L31 214V212L33 213V211H31V212H30V211H26V209L23 210ZM36 211H35V213H36ZM52 211H53V210H52ZM54 211H56V209H55ZM68 211H69V210H68ZM86 211H85L84 213H87V212L90 211V210H88L87 212H86ZM110 211H113V210H110ZM114 211H116V210H114ZM121 211H120V214H121ZM125 211H124V212H125ZM142 211H143V209H142ZM146 211H147V209H146ZM160 211H161V210H160ZM165 211H166V210H165ZM170 211H172V210H170ZM174 211H175V210H174ZM195 211H196V209H195ZM202 211H203V210H202ZM204 211H205V209H204ZM209 211H211V209H210ZM1 212H2V211H1ZM1 212H0V213H1ZM5 212H6V211H5ZM8 212H9V211H8ZM13 212H15V211H13ZM18 212H19V211H18ZM40 212H41V210H40ZM40 212H39V213H40ZM93 212H94V211H93ZM95 212H96V211H95ZM97 212H98V211H97ZM99 212H100V211H99ZM106 212H109V211H106ZM157 212H158V210H157ZM196 212H197V211H196ZM206 212H207V211H206ZM212 212H213V211H212ZM231 212H232V211H231ZM6 213H7V212H6ZM6 213H3V214L6 215ZM15 213H16V212H15ZM15 213H14V214H15ZM19 213H20V212H19ZM39 213H38V214H39ZM47 213H46V215H47V217H48V214H47ZM50 213H52V212H50ZM53 213H54V212H53ZM58 213H59V212H58ZM67 213H68V212H67ZM72 213H73V212H72ZM72 213H71V214H72ZM74 213H73V214H74ZM84 213H83V214H84ZM89 213H90V212H89ZM101 213H102V212H101ZM101 213L96 214V216H95V217H97L96 219L93 218L94 216H93L92 218L95 219L96 221H98L99 218L102 219L101 217H98V215L102 216L103 213H102V214H101ZM114 213H115V212H114ZM116 213H117V211H116ZM118 213H119V212H118ZM118 213L116 214L117 216L119 215ZM140 213H142V212H140ZM145 213H146V212H145ZM191 213H193V212H191ZM191 213H190V214H191ZM197 213H200V212H197ZM201 213L203 214L204 212H201ZM208 213H209V212H208ZM234 213H235V212H234ZM250 213L253 214V212H250ZM256 213H257V212H256ZM261 213H262V212H261ZM41 214H42V213H41ZM41 214H39V217L41 216ZM55 214L58 215L56 212H55ZM71 214H70V216L68 215L69 218L72 216ZM83 214H82V216H83ZM91 214H92V212H91ZM91 214H89V215H91ZM111 214H113V213H111ZM124 214H128V212H127V213L125 212V213H123L122 215H124ZM129 214H128V215H129ZM138 214H139V212H138ZM150 214H151V212H150ZM150 214H148V215H150ZM154 214H155V213H154ZM209 214H210V213H209ZM212 214L214 215L215 212H214V213H211V215H212ZM217 214H218V211H217ZM217 214H216V215H217ZM223 214H224V212H223ZM241 214H242V213H241ZM10 215H11V214H10ZM15 215H16V214H15ZM44 215H45V213H44ZM49 215L52 216V217L55 216L54 214H49ZM64 215H66V213H65ZM64 215H63V216H64ZM87 215H88V213H87ZM89 215H88V217H89ZM94 215H95V213H94ZM103 215H105V212H104ZM107 215H109V214H107ZM113 215H114V216H113ZM113 215H112L113 218L116 217V219H117V216H116L115 214H113ZM130 215H129V216H130ZM135 215H136V214H135ZM144 215H146V214H144ZM144 215H143V216H144ZM152 215H153V214H152ZM157 215H158V213H157ZM186 215H187V214H186ZM188 215H187V216H188ZM199 215H201V214H199ZM207 215H208V214H207ZM211 215H210V216H211ZM239 215H240V214H239ZM259 215H260V214H259ZM17 216H19V215H17ZM42 216H43V214H42ZM63 216H61V217H63ZM66 216H67V215H66ZM75 216H76V215H75ZM84 216L86 217V214H85ZM119 216H120V215H119ZM119 216H118V219L122 218V217L119 218ZM133 216H134V215H133ZM133 216H131V217H129V218H132ZM139 216H141V215H139ZM143 216H142V219H143ZM146 216H147V215H146ZM153 216H154V215H153ZM190 216H191V215H190ZM193 216H194V213H193ZM208 216H209V215H208ZM221 216H222V215H221ZM226 216H227V215H226ZM233 216H234V215H233ZM261 216H262V215H261ZM0 217H2V216H0ZM6 217H9V215L6 216ZM6 217H5V218H6ZM15 217H16V216H15ZM45 217H46V216H45ZM61 217H60V219H61ZM72 217H73V216H72ZM72 217H71V219H72ZM76 217H77V216H76ZM88 217L86 218V220L88 219L87 222H85V219L82 217V219H83V221H84L85 224H87L88 221L91 220V219L88 218ZM90 217H91V216H90ZM103 217H104V216H103ZM106 217H107V216H105V218H106ZM110 217H111V215H110ZM126 217H127V215H126ZM134 217H135V216H134ZM154 217H155V216H154ZM196 217H197V216H196ZM199 217H200V216H199ZM216 217H218V216H216ZM222 217H223V216H222ZM230 217L232 218V216H230ZM234 217H235V216H234ZM237 217H238V216H237ZM247 217H248V216H247ZM251 217H252V215H251ZM254 217H255V216H254ZM254 217H253V218H254ZM258 217H259V216H258ZM263 217H264V214H263ZM5 218L3 217L2 219L4 220ZM10 218L13 219L11 216L9 217V219H10ZM16 218L19 220L20 217H16ZM40 218H41V217H40ZM50 218H51V217H50ZM57 218H58V221H59L60 223H63L62 221L64 220L63 218H65V217L62 218L63 220H62V219L60 220V219H59V216H58ZM74 218H75V217H74ZM79 218H80V217H79ZM124 218H125V216H124ZM127 218H128V217H127ZM127 218H126V219H127ZM140 218H141V217H140ZM171 218H172V217H171ZM188 218H189V217H188ZM193 218H194V217H193ZM193 218H192V220H193ZM201 218H202V217H201ZM223 218H225V221H226V217H223ZM223 218H222V219H223ZM245 218H246V217H245ZM255 218H256V217H255ZM259 218H260V217H259ZM261 218H262V217H261ZM2 219L0 218L1 221H2ZM11 219H10V222H8V218H7V222L11 224V226H10V224H9V226H7V227H8V228L10 227V229H11L12 226H13V225H12L13 223H11V221H12ZM17 219H16V220H17ZM23 219H22V220H23ZM38 219H39V218H38ZM42 219L45 220L46 218H42ZM42 219H41V220H42ZM52 219H53V218H52ZM52 219H49V218H48V222L50 223V226H49V225H48V226H49L50 229H52V230H51L52 232L49 231L50 229H49L48 227H47V229H49V230H47V229H46V230H47L48 232H51L52 234H54V233H55V230H58V229H56V227H58V226L61 225V224H59V223L56 221L57 219H56V217H55L53 220L56 219V220H55V221L57 222L56 224H59L58 226H57V225L55 226V225L53 224L55 221L52 222V221H53ZM67 219H68V218L66 217L65 220H67ZM82 219H79V220L82 221ZM97 219H98V220H97ZM103 219H104V218H103ZM103 219H102V220H103ZM106 219H107V218H106ZM111 219H112V218H110V220H111ZM133 219H135V218H132V221H133ZM145 219H146V218H145ZM197 219H198V218H195V220H197ZM204 219H205V218H204ZM206 219H207V218H206ZM206 219H205V220H206ZM232 219H233V218H232ZM247 219H248V218H247ZM249 219H250V218H249ZM50 220H51V221H50ZM76 220H77V219H76ZM76 220H72V221H75V222H76ZM79 220H78V221H79ZM104 220H105V219H104ZM112 220H113V219H112ZM112 220H111V221H112ZM114 220H115V219H114ZM120 220H121V219H120ZM120 220H119V221H120ZM123 220H124V219H123ZM127 220H128V219H127ZM129 220H130V219H129ZM135 220H136V219H135ZM140 220H141V219H140ZM143 220H144V219H143ZM149 220H150V219H149ZM152 220H153V219H152ZM187 220H188V219H187ZM195 220H194V223H195ZM201 220H202V219H201ZM230 220H231V219H230ZM230 220H229V221H230ZM238 220H239V219H238ZM238 220H237V221H238ZM241 220L244 221V220H243V217H242ZM251 220H252V219H251ZM251 220H250V221H251ZM263 220H264V219H263ZM5 221H6V220H5ZM5 221H4V222H5ZM25 221H22V222L25 223ZM27 221H28V220H27ZM39 221H40V219H39ZM39 221H37V222H39ZM81 221H79V222H81ZM100 221H101V220H100ZM106 221H107V220H106ZM116 221H117V220H115L114 222H116ZM130 221H131V220H130ZM132 221H131V222H132ZM138 221H139V220H138ZM141 221H142V220H141ZM145 221H147V220H144L143 222H145ZM171 221H172V220H171ZM183 221H185V220L183 219ZM214 221H215V220H214ZM220 221H221V220H220ZM248 221H249V220H248ZM7 222H6V223H7ZM13 222H16V221H14V219H13ZM40 222H41V221H40ZM40 222H39V223H40ZM42 222L44 223V221H42ZM45 222H46V224H49L46 220H45ZM51 222H52V224H51ZM75 222H74V224H73V222H71V224H73V227H75V224L78 225V226H76V227H79V225H80L81 223L77 224V223H75ZM124 222H125V221H124ZM127 222L129 223V221H127ZM163 222H164V221H163ZM197 222H198V221H197ZM201 222H202V221H201ZM234 222H236V221L234 220ZM238 222H239V221H238ZM6 223H2V224L5 225ZM8 223H7V225H8ZM16 223L18 224V221H17ZM23 223L20 224V222H19V224H20L19 226H22ZM64 223H65V222H64ZM69 223H70V222H69ZM89 223H90V221H89ZM89 223L87 224V227H88V228H86V229H85V226H82V227H84V229L80 228L81 226L79 227V229H80V233H82V234L84 233L82 230H85V232H86V230H87V231H88V230L91 231V229H89V227H90L89 225H90L92 222H91L90 224H89ZM105 223H106V222L104 221V224H105ZM107 223L114 224V223H112V222H108V221H107ZM120 223L123 224V222H120ZM135 223H136V221H135ZM141 223H142V222H141ZM141 223H139V224H141ZM148 223H150V222L148 221ZM148 223H147V225H148ZM159 223H161V222L159 221ZM186 223H187V222H186ZM194 223H193V224H194ZM199 223H200V222H199ZM17 224H16V225H17ZM65 224H66V223H65ZM85 224H82V225H85ZM94 224H96V222H95ZM94 224H93V226H94ZM100 224H102V226H103V223H100ZM116 224H117V223H116ZM137 224H138V223H137ZM189 224H190V223H189ZM202 224H203V223H202ZM202 224H199V225H202ZM204 224H208V223H204ZM209 224H210V223H209ZM226 224H227V223H226ZM252 224H254V222H253ZM252 224H251V225H252ZM262 224H263V223H262ZM0 225H1V224H0ZM16 225H15V223H14V227H13V228H14V231H15V229H16V231H17V229H18V228H16ZM24 225L27 226L28 224L25 223ZM29 225H30V224H29ZM38 225L43 226L41 223L38 224ZM51 225H54V226H55V227L52 226V227L55 228L54 230H53V228H51ZM67 225H69V224H67ZM67 225H66V226H65V225H64V226H60V227H61V228H62V227L71 228V227H67ZM119 225H120V224H119ZM123 225H124V224H123ZM125 225H126V224H125ZM127 225H128V224H127ZM131 225H132V224H131ZM161 225H162V224H161ZM196 225H198V223H197ZM1 226H2V225H1ZM19 226L17 225V227H19ZM41 226L38 227V229L34 231V235H36V233L38 234V232H36V231L42 230V228H44L46 225H45V223H44V226H43V227H41ZM69 226H71V225H69ZM93 226H91V228H93ZM102 226H99V223H98L97 226L95 225V227H96V229H97V232H98V230H100L99 227H102ZM104 226H105V225H104ZM106 226H107V224H106ZM109 226H110V225H109ZM115 226H116V225H115ZM115 226H113V227L115 228ZM129 226H130V224H129ZM132 226H133V227H132V228H133L132 231H135V230H136V229L134 230V228H136L135 225H132ZM143 226H145V224H144ZM168 226H169V225H168ZM173 226H174V225H173ZM187 226H188V225H186V227H187ZM190 226H191V225H190ZM192 226H193V225H192ZM234 226L236 227V225H233V228H234ZM238 226H239V225H238ZM241 226H242V225H241ZM23 227L25 228V230H22V231H23L24 234H25V232H26V228H27L28 226H27V227L22 226V229H23ZM97 227H98V228H97ZM110 227H112V226H110ZM113 227H112V228H113ZM116 227H117V226H116ZM121 227H122V225H120V228H121ZM127 227H128V226H127ZM130 227H131V226H130ZM130 227H129V228H130ZM137 227H138V226H137ZM146 227H147V226H146ZM150 227H151V226H150ZM156 227H157V226H156ZM169 227H170V226H169ZM239 227H240V226H239ZM244 227H245V224H244ZM249 227H250V226H249ZM255 227H256V226H255ZM5 228H6V227L4 226V228H3V232H4V233L7 231V229H6V231H4ZM19 228L21 229V227H19ZM31 228H32V227H31ZM58 228H59V227H58ZM108 228H109V227H108ZM108 228H107L106 230L110 232V230H108ZM118 228H119V226H118ZM129 228H127V229L129 230ZM148 228H149V226H148ZM159 228H160V227H159ZM193 228H194V227H193ZM237 228H238V227H237ZM237 228H235V230H236ZM240 228H241V227H240ZM242 228H243V227H242ZM259 228H260V227H259ZM10 229H9V230H10ZM27 229H28V228H27ZM29 229H30V228H29ZM73 229H74V228H73ZM77 229H78V228H77ZM77 229H75V231H77ZM79 229H78V230H79ZM81 229H82V230H81ZM101 229H102L103 231H105L104 227L101 228ZM116 229H117V228H115L114 230H116ZM121 229H122V228H121ZM127 229H126V230H127ZM155 229H157V228H154V230H155ZM221 229H222V228H221ZM245 229H246V228H245ZM245 229H243V230H245ZM247 229H248V228H247ZM31 230H32V229H31ZM61 230H62V229H61ZM61 230H60V228H59L58 231L61 232ZM69 230H71V232H72V229H69ZM93 230L95 231L94 228H93ZM102 230H101V231H102ZM126 230H123L122 232H123V233H124V231L127 232L128 230H127V231H126ZM148 230H149V229H148ZM172 230H173V229H172ZM174 230H175V229H174ZM184 230H185V229H184ZM248 230H249V229H248ZM248 230H247V231H248ZM0 231H1V229H0ZM16 231H15V232H12V233H13V234H14V233L16 234ZM22 231H21V232H22ZM42 231H44V229H43ZM58 231H57V232H58ZM90 231H88V232H90ZM94 231H92V232H94ZM101 231H99V234H97V235H100ZM103 231H102L101 235L103 234ZM107 231L104 232V233H107V236H108V235H109V234H108L109 232H107ZM111 231H112V229H111ZM158 231H159V230H157V232H158ZM161 231H162V230H161ZM204 231H205V230H204ZM240 231H241V230H240ZM3 232H2V233H3ZM9 232H11V230L8 231L7 233L10 234ZM19 232H20V230H19ZM27 232H28V230H27ZM32 232H33V231H32ZM39 232H40V231H39ZM44 232L46 233V231H44ZM44 232H40V233L42 234V233H44ZM53 232H54V233H53ZM57 232H56V233H57ZM60 232H58V233H60ZM112 232L114 233L115 231H112ZM122 232L120 231L119 233H122ZM130 232H131V231H130ZM148 232H149V231H148ZM165 232H166V231H165ZM167 232H168V230H167ZM169 232H170V231H169ZM169 232H168V233H169ZM236 232H237V231H236ZM2 233L0 234V236L2 235ZM4 233H3V234H4ZM7 233H5V234H7ZM17 233H18V231H17ZM40 233H39V236L44 237L45 234H42V235H41ZM68 233H69V232H68ZM68 233H67V234H68ZM77 233H79V232H77ZM90 233H91V232H90ZM94 233H96V232H94ZM94 233H92V234H94ZM131 233H133V232H131ZM137 233H138V232H137ZM142 233H143V232H142ZM208 233H209V232H208ZM251 233H252V232H251ZM15 234H14V235H15ZM18 234H19L18 237L21 236V235L23 236L22 233H21V235H20V233H18ZM82 234H81V237H82V236L84 237V234H85V233H84L83 235H82ZM92 234H90V235H92ZM110 234H111V233H110ZM128 234H129V231H128ZM128 234H127V236H128ZM184 234H185V232H184ZM196 234H197V233H196ZM202 234H203V232L201 233L200 236H202ZM225 234H226V233H225ZM14 235H13V237H15L17 234H16L15 236H14ZM27 235H28V233H27ZM31 235H32V234H31ZM34 235H33V236H34ZM71 235H75V234H71ZM76 235L79 237L78 234H76ZM85 235L89 237V235H87V233H86ZM101 235H100V236H101ZM111 235H112V234H111ZM111 235L109 236L110 238H111ZM113 235H114V234H113ZM113 235H112V236H113ZM117 235L119 236L118 233H116V236H117ZM120 235H122V234H120ZM135 235L137 236L136 233H135ZM140 235H141V234H140ZM142 235H143V234H142ZM145 235H146V233H145ZM153 235H154V234H153ZM193 235H194V234H193ZM257 235H258V234H257ZM7 236H8V235H7ZM10 236H12V234L8 236L9 238H12V237H10ZM86 236H85V237H86ZM93 236H95V238H96V234H95V235H92V237H93ZM102 236H105V234H103ZM107 236H106V237H107ZM122 236H124V235H122ZM211 236H212V235H211ZM249 236H250V234H249ZM3 237L6 238L5 235H3ZM3 237H2V238H3ZM28 237H29V236H28ZM42 237H40V238H42ZM48 237H49V235H48ZM57 237H58V236H57ZM78 237H77V238H78ZM81 237H80V238H81ZM85 237H84V238H85ZM106 237H105V238H106ZM119 237H120V236H119ZM134 237H135V236H134V234H133V237H132V238H134ZM149 237H150V236H149ZM152 237H153V236H152ZM169 237H170V236H169ZM194 237H196V236L194 235ZM205 237H208V236H205ZM209 237H210V236H209ZM212 237H213V236H212ZM250 237H251V236H250ZM258 237H259V236H258ZM23 238H24V237H22L21 240H22ZM25 238H27V236H26ZM36 238H38V236H37ZM45 238L47 239V237H45ZM50 238H51V237H50ZM55 238H56V237H55ZM55 238H54V239H55ZM64 238H65V237H64ZM72 238L74 239V237H72ZM75 238H76V236H75ZM77 238H76V239H77ZM80 238H79V241H80V243H81L82 240H81ZM95 238H93V239H95ZM98 238H99V236H98ZM105 238L103 237V239H105ZM112 238H115V237H112ZM121 238H122V237H121ZM124 238H125V237H124ZM129 238H130V236L128 237V240H129ZM141 238H142V237H141ZM141 238L139 239V237H138V239H139L140 241H141ZM143 238H144V237H143ZM158 238H159V237H158ZM183 238H184V237H183ZM185 238H186V237H185ZM245 238H246V236H245ZM0 239H1V238H0ZM12 239H16V237H15V238H12ZM12 239H11V240H12ZM29 239H32L31 236H30ZM34 239H35V237H34ZM34 239H32V240H34ZM51 239H52V238H51ZM51 239H50V240H48V239L45 240L44 243H46V241L49 242L48 244H50L51 242L54 243L55 240L51 241ZM56 239H57V238H56ZM60 239H61V238H60ZM73 239H72V240H73ZM91 239H92V238H91ZM96 239H97V238H96ZM147 239H148V238H147ZM165 239H168V237L165 238ZM165 239H164V240H165ZM203 239H204V238H203ZM227 239H228V238H227ZM229 239H230V238H229ZM1 240H3V239H1ZM6 240H8V238H7ZM27 240H28V239H26V240L24 239L25 243H26ZM35 240H36V239H35ZM35 240H34V241H35ZM38 240H40V239H37V241H38ZM57 240H58V239H57ZM67 240H71V238H70V239L67 238ZM77 240H78V239H77ZM89 240H90V239H89ZM89 240H88V241H89ZM108 240L111 241V239H108ZM112 240H114V239H112ZM128 240H127V241H128ZM132 240H133V239H132ZM145 240H146V239H145ZM145 240H144V242H145ZM210 240L212 241L211 238H210ZM225 240H226V238H225ZM249 240H250V239H249ZM3 241H5V239H4ZM8 241H10V240H8ZM8 241H7V242H8ZM14 241H15V240H14ZM24 241H21V243H19V244L23 245L22 242L24 243ZM30 241H31V240H30ZM30 241H28V242H30ZM34 241H33V242H34ZM40 241H42V239H41ZM50 241H51V242H50ZM79 241H78V242L76 241V242H77V243H76V242L73 240L72 242H75V243L78 245V244H80ZM98 241H99V240H98ZM104 241L107 242V239L104 240ZM109 241H108V242H109ZM118 241H120V240L118 239L115 243H117ZM130 241H131V240H130ZM130 241H129V242H130ZM158 241H159V240H158ZM179 241H180V240H179ZM228 241H229V240H228ZM246 241H247V240H246ZM253 241H254V240H253ZM0 242H2V241H0ZM18 242H20V241H18ZM18 242H16L17 244H15V243H13V244H14L15 246H18V247H19ZM38 242H39V241H38ZM57 242H58V241H56V242H55L56 244H55V243H54V244L57 245ZM64 242H66V241H64ZM83 242H85V239H84ZM86 242H87V241H86ZM86 242H85V243H86ZM113 242H114V241H113ZM134 242H135V241H134ZM142 242H143V240H142ZM155 242H156V241H155ZM182 242H183V241H182ZM224 242H225V241H224ZM237 242H238V241H237ZM239 242H240V240H239ZM2 243H4V242H2ZM8 243H9V242H8ZM44 243H43V244H44ZM66 243H68V242H66ZM98 243L100 244V243H101V240H100V242H98ZM103 243H105V242H103V240H102V243H101V244L103 245ZM115 243H114V244H115ZM123 243H124V240H123ZM125 243H126V241H125ZM130 243H132V242H130ZM152 243H153V242H152ZM159 243H160V242H159ZM198 243H199V242H198ZM260 243H261V242H260ZM9 244H11V243H9ZM13 244H11V245H13ZM29 244H30L31 246H32L33 244L36 245L35 248L37 247L38 249H39V247H40V246H39V247L37 246L38 244H40V243H37V242H36V243L34 242L33 244H32V242H31V243H29ZM43 244H42V245H43ZM46 244H47V243H46ZM54 244H53V245H54ZM70 244H71V243H70ZM81 244H82V243H81ZM87 244H88V243H87ZM87 244H86V246H85L84 251H85V250L87 251V249H88V248L86 249ZM90 244H91V243H90ZM94 244H95V243H94ZM106 244H107V243H106ZM109 244H111V242H110ZM109 244H107V245H109ZM120 244H121V242H120ZM120 244H119V246H120ZM127 244H129V243H127ZM133 244H135V243H133ZM166 244H167V243H166ZM230 244H231V243H230ZM238 244H239V243H238ZM246 244H247V243H246ZM0 245H1V244H0ZM5 245H6V244H5ZM7 245H8V244H7ZM26 245H27V243H26ZM42 245H41V246H42ZM53 245L50 244V245H46V246L49 247L48 249H50V247L53 246ZM55 245H54V246H55ZM59 245H61V243H60ZM73 245H74V243H73ZM83 245H85V244H83ZM83 245H82V246H83ZM95 245H96V244H95ZM107 245L103 246L102 249H104V247H106ZM116 245H117V244H116ZM124 245H125V244H124ZM161 245H162V244H161ZM247 245H248V244H247ZM15 246H9L10 248L7 247V246H6V247L9 248L8 250H11V251H12V250L14 249ZM24 246H25V245H24ZM24 246H23V248H21L22 246H20V249H24V248H25ZM57 246H58V245H57ZM89 246H90V245H89ZM89 246H88V247H89ZM92 246H93V243H92ZM96 246H97V245H96ZM96 246H94V250H96V249L99 247V246H98V247H96ZM117 246H118V245H117ZM119 246H118V247H119ZM133 246H134V245H133ZM152 246H153V245H152ZM163 246H164V245H163ZM181 246H182V245H181ZM213 246H214V245H213ZM0 247L3 249L4 246H0ZM6 247H5V249H6ZM11 247H12L13 249H11ZM18 247L15 248V249L18 250ZM26 247H27V246H26ZM42 247H43V246H42ZM42 247H41V248H42ZM47 247H45V248L47 249ZM58 247H59V246H58ZM95 247H96V249H95ZM118 247H116V248H118ZM126 247H127V246H125L123 249H125ZM138 247H139V245H138ZM138 247L136 246V249H137ZM168 247H169V246H168ZM29 248H30V247L28 246V249H29ZM41 248H40V249H41ZM51 248H52V247H51ZM61 248L63 249L62 245H61ZM61 248H58V249H61ZM83 248H84V246H83ZM90 248H91V250L93 249V247H90ZM100 248H101V246H100ZM116 248H115V249H116ZM128 248H130V247H128ZM158 248H159V247H158ZM182 248H183V247H182ZM184 248H185V247H184ZM194 248H195V247H194ZM208 248H209V247H208ZM210 248H211V246H210ZM222 248H223V247H222ZM242 248H243V244H242ZM247 248H248V247H247ZM249 248H250V247H249ZM249 248H248V250H249ZM257 248H259V247H257ZM2 249H1L0 251H4V250H2ZM20 249H19L18 251L21 253L22 250H20ZM26 249H27V248H25L24 251H25ZM38 249H37V250H38ZM46 249H45L43 252H46V253H47V257H48V258H49V257L51 258L50 255H52V258L54 259V256H53V254L55 253V252L53 251L54 247H53V249H50V250H52L53 254L51 253L50 250L47 252ZM56 249H57V247H56ZM56 249H55V250H56ZM62 249H61V250H62ZM106 249H107V248H106ZM112 249L114 250V248H112ZM196 249H197V247H196ZM243 249H245V248H243ZM34 250H35L34 252H36V249H34ZM42 250H43V249H41L40 251L36 252V254L42 252ZM78 250L80 251V250H83V249L81 248V249H78ZM89 250H90V249H89ZM91 250H90V251H91ZM94 250L91 251V252L96 253V252H94ZM98 250H99V252H100V249H99V248L97 249V251H98ZM118 250H119V249H118ZM132 250H135V249H132ZM141 250H142V249H141ZM145 250H146V249H145ZM224 250H225V249H224ZM231 250H232V249H231ZM254 250H255V249H254ZM11 251H9V252H10V253L15 252V251H12V252H11ZM24 251H23V252H24ZM27 251H28V250H27ZM27 251L25 252L26 254H27ZM58 251H59V250H58ZM58 251H56V253H57ZM63 251H64V250H63ZM63 251H62V252H63ZM71 251L73 252L74 250L72 249ZM79 251H77V252H78V254L76 255L77 258L79 257V256H78L79 254H81L79 258H83L82 256H83L84 251H83V253H79ZM122 251L125 252V250H122ZM5 252H7V250H5ZM43 252H42V253H43ZM110 252H111V251H110ZM116 252H118V251H116ZM116 252H114V255H116V254H115ZM119 252H120V251H119ZM135 252H136V251H135ZM157 252H158V251H157ZM210 252H211V251H210ZM223 252H224V251H223ZM7 253H8V252H7ZM16 253L18 254L17 251H16ZM16 253L14 254V256H15V255L17 256ZM25 253H24V254H25ZM49 253H51V254L48 256ZM56 253H55V254H56ZM65 253H66V252H65ZM88 253H89V252H88ZM121 253H122V252H121ZM129 253H130V250H129ZM154 253H155V252H154ZM185 253H186V252H185ZM24 254H23V256H24ZM26 254H25V256H24L25 258L27 257ZM36 254H33V256H34V255L36 256ZM40 254H41V253H40ZM40 254H39V255H40ZM55 254H54V255H55ZM58 254H59V252H58ZM58 254H56V256H57ZM75 254H76V249H75ZM75 254L73 253V255H75ZM85 254H86V253H85ZM98 254H99V256H101V255H105V253H104V254L102 253L101 255H100V253H98ZM106 254H107V252H106ZM109 254H110V253H108L107 255H109ZM111 254H112V252H111ZM201 254H202V253H201ZM206 254H207V253H206ZM245 254H246V253H245ZM0 255H1V253H0ZM4 255H5V254L3 253L1 256H2L3 258H5ZM8 255H9V253H8ZM8 255L6 254L5 256H8ZM11 255L13 256V254H11ZM11 255H9L8 257H12ZM43 255H44V256H42V255H41V256L44 257V260H45L46 254L43 253ZM66 255H67V254H65V256H66ZM68 255H69V254H68ZM68 255H67V256H68ZM88 255H89V254L84 255V257H85V256H88ZM90 255H92V254H90ZM96 255H97V253H96ZM96 255H93V256H95L94 258H96ZM112 255H113V254H112ZM124 255H126V254H124ZM124 255H122V257H123ZM136 255H137V254H135V256H134V255L132 254V256H134L135 258L138 257V256H136ZM141 255H142V254H141ZM141 255H140V256H141ZM146 255H147V254H146ZM158 255H159V254H158ZM211 255H212V254H211ZM246 255H248V253H247ZM252 255H253V254H252ZM16 256H15V257H16ZM37 256H38V255H37ZM37 256H36V257H37ZM41 256H40V257H41ZM93 256H91L92 258H90V260L87 259V258H88V257H87V258H86V261L89 260V263H90V262H91V259H93ZM97 256H98V255H97ZM99 256H98L97 259H99ZM110 256H111V255H110ZM110 256H109V257H110ZM120 256H121V255H120ZM120 256H119V257H120ZM129 256H130V254H129ZM150 256H151V255H150ZM2 257H1V259H0L1 264L3 263V261H2V260H3ZM18 257H20V256H18ZM21 257H22V256H21ZM21 257H20V259H21ZM60 257H61V256H60ZM101 257H102V256H101ZM103 257H104V256H103ZM109 257H107V258H109ZM111 257H113V256H111ZM125 257H126V256H125ZM6 258H7V257H6ZM6 258H5V259H6ZM25 258H24V260H26ZM58 258H59V257H58ZM131 258H132V257H130V259H131ZM141 258H142V257H141ZM146 258H147V257H146ZM154 258H155V257H154ZM11 259L13 260V258H11ZM11 259H10V260H11ZM14 259H17V258H14ZM30 259H32V258H30ZM37 259L39 260V256L37 257ZM46 259H47V258H46ZM53 259H49V260L52 261ZM59 259H60V258H59ZM59 259H58V260H59ZM62 259H65V258H62ZM101 259H102V258H101ZM101 259H100V260H101ZM105 259H106V258H105ZM105 259H102V260H104V261H103V264H104V262L107 260V259H106V260H105ZM113 259H114V257H113ZM133 259H134V258H133ZM178 259H180V258H178ZM216 259H218V257H217ZM7 260H9V258H7ZM7 260H4V262L7 261ZM12 260H11V262L14 263V262H13L14 260H13V261H12ZM21 260H22V259H21ZM24 260H22L23 263H24ZM28 260H29V259H28ZM55 260H57V257L55 258ZM55 260H53V261H55ZM72 260H74V259H72ZM72 260H71L70 262H72ZM79 260H80V259H79ZM79 260H78V261H79ZM82 260L85 261L84 258L81 259V262H82ZM93 260H94V259H93ZM93 260H92V261H93ZM95 260H96V259H95ZM109 260H110V258H109ZM148 260H149V259H148ZM163 260H164V259H163ZM228 260H229V259H228ZM249 260H250V261H248L247 263H250V262L252 261L251 259H249ZM22 261H21V262L19 261V263L16 261V262H17L16 264H22ZM29 261H31V260H29ZM42 261H43V258L41 259V262H42ZM47 261H48V259H47ZM47 261H46V262H47ZM53 261H52V262L48 261V263H49V264H50V263H51V264H52V263L55 264L56 261H55V262H53ZM63 261H64V262L66 261V263H67V259H66V260H63ZM75 261H77V260H75ZM75 261H74V262H75ZM78 261H77V262H78ZM97 261H98V260H97ZM115 261H116V263H117V260H115ZM121 261H122V260H121ZM129 261H130V260H129ZM129 261H128V262H129ZM144 261H145V259H144ZM223 261H224V260H223ZM32 262H33V260H32ZM59 262L61 263L62 260H60ZM59 262H58V264H59ZM79 262H80V261H79ZM79 262H78V263H79ZM81 262H80V264H82ZM94 262H95V261H93V264H94ZM99 262H100V261H98L97 263L99 264ZM113 262H114V260H113L111 263H113ZM133 262H134V261H133ZM137 262H138V261H137ZM12 263H11V264H12ZM28 263H29V262H28ZM34 263H35V262H34ZM89 263H87V264H89ZM91 263H92V262H91ZM91 263H90V264H91ZM106 263H109V262L106 261ZM134 263H135V262H134ZM144 263H145V262H144ZM144 263H142V264H144ZM167 263H168V262H167ZM167 263H166V264H167ZM252 263H253V262H252ZM6 264H8V263L6 262ZM9 264H10V263H9ZM14 264H15V263H14ZM24 264H25V263H24ZM26 264H27V261H26ZM38 264H39V261H38ZM46 264H47V263H46ZM56 264H57V263H56ZM61 264H63V262H62ZM69 264H71V263H69ZM74 264H77V263H74ZM83 264H84V263H83ZM85 264H86V262H85ZM101 264H102V263H101ZM109 264H110V263H109ZM113 264H115V263H113ZM149 264H150V263H149Z\"/></svg>", "mask_w": 264, "mask_h": 264}]
</instances>
